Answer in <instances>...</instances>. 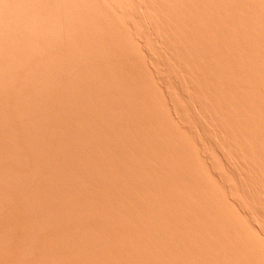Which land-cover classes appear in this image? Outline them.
I'll return each mask as SVG.
<instances>
[{"label": "rangeland", "instance_id": "rangeland-1", "mask_svg": "<svg viewBox=\"0 0 264 264\" xmlns=\"http://www.w3.org/2000/svg\"><path fill=\"white\" fill-rule=\"evenodd\" d=\"M59 1V2H58ZM64 1V2H63ZM73 1V2H72ZM89 1V2H88ZM120 1V2H119ZM126 1V2H125ZM132 1V2H131ZM136 1V2H135ZM144 2V4H143V2ZM163 1H165V0H0V175H4V176H0V210L2 211V212H0V264H21L22 262H24V261H29V262H24V263H28V264H65L66 262H67V264H70V261H74V264H78V261H79V263L80 264H90V263H92V264H104V263H106L107 264V262H105L104 261V259L103 260H101V259H98V257H97V259H96V261H95V259H90V258H87L86 256H90L91 258L93 257L94 258V256L95 255H92L91 253L93 252V251H95L96 250V253L97 252H99L100 250H103L102 252L104 253V254H107V252L108 253H110L109 251H111V253H112V251H113V253L114 252H118V249H116L117 247L116 246H114V245H119L118 247H120V248H125V250H130L128 247L130 246L131 247V244L129 245L128 243H129V241H130V239L131 238H133L132 237V235L135 233H132L133 232V225H134V223H136V221L135 222H131V220L132 221H134L133 219H132V217H130V219L131 220H128V218H129V216H128V218L126 217V215H125V210L127 211V209H124L125 208V206L126 205H128L129 206V201L130 200H132V193H134V194H136V192H137V194H136V196L134 197V198H136V197H139V196H141V197H143L142 195L143 194H145L146 196L150 193V192H146V189H143L142 188V185H143V183H140V181L142 180L143 182H144V185L145 186H143V187H147V191H149V189L151 190V188H149V185L150 184H145L147 181V183H151V186H156V184H157V181H156V184H155V182H154V180H153V182H154V184L152 185V180H149L150 178L144 173V175H143V172H146L147 171V169H145L143 172H142V168H140V170H141V172H142V174H139L140 172L138 171H136V167L137 166H139L138 164H137V166H136V164L135 163H133V164H128L129 165V168L128 167H126V168H128V169H130V165L131 166H134L133 168L131 167V172H130V170H129V172L127 173L126 172V168H123V167H125V166H128L127 165V160H128V158L126 157V156H128V157H130L129 155H128V153H129V150H130V148H129V150H127L128 151V153H126L125 152V150H124V152L127 154L126 156L124 155L125 153L123 152V151H121V150H123V149H125L127 146H125L126 144H125V142L126 143H130V145H131V143H132V145H131V149L133 148V150H134V152H135V154H133V156H131L132 158H137V156H139V154L138 153H140V155L143 157L144 155H146V157L149 159V161L151 160L149 157H155V155L153 154V153H155V152H153L152 154H151V156H147L148 154L147 153H150L149 152V150H147V151H145V153H144V151L142 152V153H144V155H142L141 154V151L139 150L140 148L139 147H141L143 144H145V146H142L141 148H142V150L144 149L145 150V148L147 149L148 147H146L147 145H149V144H147V142H145V143H143V141H146V139H149L148 140V143H150V141L152 142V144L154 143V142H156V145H157V143H158V141L157 140H155V139H157V136H155L154 135V139H153V136H152V134H153V132H155V130H157L156 129V127L155 126H159V129L161 128V126L162 125H164V127H165V125H166V128L165 129H168V128H172L171 126H169L167 123L170 121V120H168V119H170V117H171V120H172V117H178L177 116V114H178V112H180L179 110H177V111H173L172 109H174L175 107H176V109L178 108V107H180V106H177V104L178 103H180L181 101H183L186 97L185 96H187V94H184V92L186 93H190V92H188L187 90H186V88L187 87H191V88H193V87H195V86H191V85H193L192 83H193V77H191V78H189V80H187L188 79V77L187 78H185V76L184 75H182V74H184L183 73V71L184 72H186L185 71V69H186V66H185V62L184 63H182L183 64V66H185L184 68V70H183V68H182V70L183 71H180L178 68V66H177V64L174 62L175 60H177V56L175 57V58H173V62L175 63V66H174V63H172V62H168V59H170L171 58V55H173L172 54V52H173V50L176 48V45H173L174 43H172V40L171 41H169L171 38H169L168 40H167V38L168 37H173L172 39H173V41L175 40H177L178 39V41H176L175 42V44H177V46H178V42H179V45L180 44H183L184 46L186 45V44H188L189 45V43H190V46H192V45H199V44H202L201 42H203L202 40L203 39H205V38H207L208 36L207 35H209V37L211 38H213V36L215 35V37H216V34H217V32H218V34L220 33V32H223L224 30H222L221 28L222 27H225V28H223V29H227V25H229L228 26V30L229 31H231V32H229V31H227L226 32V30L224 31V32H226L225 34H228V33H232V34H230V35H233L234 34V29L236 28L237 29V23H235L234 24V26L232 25L231 26V24H233L235 21L236 22H238V20L239 19H234V21L232 20L233 18H232V16H234V15H232L233 13H235V11H239L240 9H242L243 11L245 10L246 11V9H248L247 7H250L251 8V10L253 9V11L252 12H254V11H257V10H259V9H257V7L258 6H260L261 7V5H260V3L263 1V0H261V2L256 6V4L258 3V1L259 0H256L255 2L254 1H250V2H254L253 4L256 6V10L252 7L253 6V4L251 5V4H249L250 6H246V5H248V4H245L244 3V1H243V5L244 6H246V9L244 8L243 9V7H241V6H243L242 5V3L239 5V7H238V3H236V2H234L233 4L231 3L230 4V2L231 1H229V0H218V2H216L217 0H204V1H202L201 0V2H200V0H198L199 2L196 4H194V0H189L188 2H187V0L185 1H183V0H167V1H165V3L163 2ZM172 1H173V4L171 5V3H172ZM180 1V2H179ZM195 1H197V0H195ZM212 1V2H211ZM214 1H215V3H214ZM220 1H222L221 3H220ZM225 1V2H224ZM227 1V2H226ZM229 1V2H228ZM232 1H234V0H232ZM238 1V0H237ZM248 1V0H247ZM247 1H245L246 3H247ZM15 2V3H14ZM61 2V3H60ZM66 2V3H65ZM92 2V3H91ZM112 2H114V3H112ZM168 2H169V6H168ZM171 2V3H170ZM177 2V3H176ZM183 2H185V3H183ZM190 2V3H189ZM210 2V3H209ZM242 2V1H241ZM249 2V1H248ZM71 3V4H70ZM135 3H137L136 5H135ZM138 3H140V4H138ZM155 3V4H154ZM160 3V4H159ZM164 3V4H163ZM174 3H176V4H174ZM203 3H205V5L203 4ZM219 4L220 5V7H221V9L222 8H224L225 10L227 9V12L224 10V9H220V7L218 8V6L219 5H217V9H218V12L217 11H215L216 10V7H215V10H214V6L215 5H209V4ZM224 3H228L229 4V7H228V4H224ZM237 5H236V4ZM263 3H264V1H263ZM6 4V5H5ZM8 4V5H7ZM18 4V5H17ZM41 4H43V5H41ZM132 4V5H131ZM166 4V5H165ZM179 4V5H178ZM183 4V5H182ZM186 4V5H185ZM198 4H200V5H198ZM222 4V5H221ZM262 4V3H261ZM135 5V6H134ZM151 6V8H149L150 6ZM182 5V6H181ZM233 5V6H232ZM263 5V4H262ZM49 6V7H48ZM113 6V7H112ZM127 6H129V7H127ZM140 6V7H139ZM168 6V7H167ZM174 6V7H173ZM180 8V10H178L179 8ZM188 6H189V8H188ZM194 6V7H193ZM198 8H197V7ZM199 6H200V8H199ZM207 6H210L209 8L210 9H208V7ZM227 7V8H225V7ZM238 7V8H236V9H239L240 7V9L239 10H236V9H234L235 7ZM264 6V5H263ZM22 9H21V8ZM70 7V8H69ZM102 7V8H101ZM111 7V8H110ZM123 7V8H122ZM142 7V8H141ZM145 7H147V8H145ZM158 7V8H157ZM165 7V8H164ZM169 7H172V8H169ZM184 7V8H183ZM197 9H196V8ZM203 7V8H202ZM232 7H234L233 8V13L231 12L230 13V10L232 11ZM260 7H258V8H260ZM14 8V9H13ZM76 8V9H75ZM78 8H80V9H78ZM107 8V9H106ZM132 8V9H131ZM138 8V9H137ZM144 8H145V10H144ZM153 8H155V9H153ZM163 8V10H161ZM169 8V9H168ZM178 8V9H177ZM181 8H183V9H181ZM193 8V9H192ZM204 8H206V9H208V10H205ZM231 8V9H230ZM24 9V10H23ZM74 9V10H73ZM83 9V10H82ZM86 9V10H85ZM116 9V10H115ZM157 9H158V11H157ZM194 10V11H192V10ZM203 9L205 10L204 11V13H206L205 15H203L204 13H203ZM214 11H213V10ZM221 10V12H219L220 10ZM261 9V8H260ZM76 10V11H75ZM141 10H143V11H141ZM149 12H148V11ZM165 10H168L167 12L165 11ZM183 10V11H182ZM185 10H186V12H185ZM189 10V11H188ZM198 10H199V13H198ZM262 11H264V8L263 9H261ZM22 11V12H21ZM35 11V12H34ZM89 11V12H88ZM93 11V12H92ZM138 11V12H137ZM146 11H147V13H146ZM154 11V12H153ZM188 11V12H187ZM194 13L195 12V14L196 15H201L202 13V16H196V18L198 19V20H200L199 19V17L203 20V23L205 22V20H207L208 18L211 20V21H209V19H208V21L209 22H212L211 24L208 22V24L211 26L210 28H212V27H214L215 25V21L216 22H218L219 23V27H220V29L222 30V31H220V30H218V31H216L217 30V28H216V26L218 25V23H217V25L215 26V31H214V29L213 30H211L209 27H208V25H207V27L210 29V30H207V31H209V32H206L205 30L206 29H198V27H201V25L199 24V23H202V22H200V21H202V20H200L199 21V23L197 22V23H195L194 22V20L196 19H192V20H190L189 21V19H191V18H194V15L191 13ZM207 11V12H206ZM210 11V12H209ZM241 11V10H240ZM245 11H244V14H245ZM248 11H250L249 9H248ZM248 11H246L247 12V14H248ZM261 11V12H262ZM7 12V13H6ZM37 12V13H36ZM125 12V13H124ZM131 12H132V14H131ZM156 12V13H155ZM165 13L164 14V16H163V14L161 15L160 13ZM178 12L180 13V14H178ZM185 12V13H184ZM202 12V13H201ZM209 12V13H208ZM212 12H214V13H212ZM225 12V13H224ZM251 12V11H250ZM259 12H260V10L258 11V14H259ZM3 13H4V15H3ZM119 13V14H118ZM153 13V14H152ZM157 15H155V14ZM157 13H159V14H157ZM187 13H189V15H190V13L192 14V16L193 17H191V16H189V18H187L186 17V15L185 14H187ZM198 13V14H197ZM210 13H212V15L210 14ZM221 13V14H220ZM224 15H223V14ZM228 13H230L231 15H229ZM239 12H237L236 14H238ZM241 13V12H240ZM240 13L238 14V15H240ZM256 12H254L253 13V16L251 15V13H250V15H249V17L250 16H252V17H256L257 16V14H256V16H254V14H255ZM264 13V12H263ZM26 14V15H25ZM39 14V15H38ZM85 14V15H84ZM105 14V15H104ZM109 14V15H108ZM141 14V15H140ZM169 14V15H168ZM172 14V15H171ZM173 14H176V15H173ZM185 15V17H184V15ZM209 14V15H208ZM227 14V15H226ZM243 13L241 14V17H242V19L243 18H245V17H243V15H244ZM246 14V15H247ZM3 15V16H2ZM19 15V16H18ZM63 15V16H62ZM73 15H75V16H73ZM91 15V16H90ZM130 15V16H129ZM144 15V16H143ZM148 15V16H147ZM154 15V16H153ZM182 17H180V16ZM188 15V14H187ZM209 17H208V16ZM219 15H221V16H219ZM246 15H244V16H246ZM264 15V14H263ZM23 16V17H22ZM100 16V17H99ZM114 16V17H113ZM129 16V17H128ZM132 16H136L134 19L132 18ZM139 16V17H138ZM158 16L159 17H161L162 18V20H160V18H158ZM166 16V17H165ZM204 16H206V17H204ZM224 16V17H223ZM228 18H227V17ZM230 16H231V19H229L230 18ZM237 16V15H236ZM235 16V17H236ZM261 16H262V14H261ZM261 16H257L258 17V19L261 17ZM8 17V18H7ZM22 17V18H21ZM26 17V18H25ZM87 17V18H86ZM94 17V18H93ZM146 17V18H145ZM148 17V18H147ZM157 18L156 20H160L161 22H162V25H161V23H160V21L158 22V24L160 23V25H158V26H156V25H154L153 26V23H154V18ZM164 17V18H163ZM167 17H168V19H167ZM175 17V18H174ZM191 17V18H190ZM220 17H222L221 18V20H220ZM225 17L227 18V19H225ZM234 17V18H235ZM238 17V16H237ZM236 17V18H237ZM240 17V16H239ZM240 17V18H241ZM248 16H246V18H247ZM257 17L256 18H254V21L256 20V21H258L257 20ZM263 17V16H262ZM40 18V19H39ZM71 18V19H70ZM102 18V19H101ZM151 18H152V20H151ZM174 19V21H173V19ZM181 18V19H180ZM205 18V19H204ZM207 18V19H206ZM212 18H214V19H212ZM219 18V19H218ZM246 18H245V20H246ZM264 18V17H263ZM39 19V20H38ZM43 19V20H42ZM84 19V20H83ZM92 19V20H91ZM119 19V20H118ZM137 19V20H136ZM169 21V23L171 22V21H173L172 22V24H169L168 25V22L166 21ZM172 19V20H171ZM183 19V20H182ZM196 19V20H197ZM224 19V20H223ZM248 19V18H247ZM253 19V18H252ZM251 19V22L253 21ZM12 20V21H11ZM19 20V21H18ZM51 20H53V21H51ZM115 20V21H114ZM124 20V21H123ZM126 20V21H125ZM136 21V23H137V25H138V27L137 28H139L140 30H142L141 31V33H142V39H140V36H141V33L140 32H138V30H136V27H134L135 25H134V23L133 22H135ZM145 20V21H144ZM149 20H151V21H149ZM154 20V21H153ZM188 20V21H187ZM213 20H215V21H213ZM218 20V21H217ZM229 20V21H228ZM230 20H231V22H230ZM241 20V19H240ZM239 20V22H241ZM259 20H262V18L261 19H259ZM40 21V22H39ZM89 21V22H88ZM131 21V22H130ZM148 21V22H147ZM165 21V22H164ZM263 22H264V20H262ZM261 21V24H263V26H264V23ZM19 22V23H18ZM80 22V23H79ZM87 22V23H86ZM99 22V23H98ZM139 22V23H138ZM140 22L143 24H140ZM179 24H177V23ZM188 22V23H187ZM194 24H193V23ZM214 22V23H213ZM220 22H221V24H224V25H220ZM224 22V23H223ZM230 22V23H229ZM238 22V23H239ZM247 22H249L250 24H253V25H256L255 23L256 22H250V20L248 19V21ZM74 23V24H73ZM79 23V24H78ZM151 23V24H150ZM156 24H157V22H155ZM164 23V24H163ZM166 23H167V25H166ZM190 23H192L194 26L197 24V26L198 25H200V26H195V28H194V26L191 24L190 25ZM206 23H207V21L205 22V24L204 25H206ZM227 23H229V24H227ZM244 23H245V21H244ZM243 23V21H242V23H241V25H245L246 27H244V29L245 28H247L248 26V28H250L249 30L251 31H253L254 29H251V27L253 26V25H247V23H245L244 24ZM258 23V25H259V22H257ZM11 24V25H10ZM30 24V25H29ZM51 24V25H50ZM66 24V25H65ZM90 24V25H89ZM98 24V25H97ZM118 24H119V26H118ZM187 24V25H186ZM237 24V25H236ZM261 24L259 25V26H261ZM7 25V26H6ZM53 25V26H52ZM62 25V26H61ZM97 25V26H96ZM109 25V26H108ZM134 25V26H133ZM165 26L166 25V27H168L167 29H169L170 31L172 30V29H174V34H173V36H172V32H170L169 30H166V27L164 28V27H162V26ZM171 25H173V26H171ZM258 25H257V27H258ZM9 26V27H8ZM51 26V27H50ZM83 26V27H82ZM96 26V27H95ZM101 26V27H100ZM104 26V27H103ZM118 26V27H117ZM146 26V27H145ZM150 26H151V28H150ZM152 26L153 27H155L156 26V30L157 31H159L160 30V33H162L163 32V34L165 33V32H169L170 34H171V36L168 34V37H167V34H166V39L163 37V36H165V34L164 35H162V37L161 36H159V37H161L163 40H161L162 41V43L164 42V39L165 40H167V41H165V46L167 47V45H168V49H169V51L171 52V55H169V53L170 52H168L167 54L164 52V51H166L165 50V48H164V46H162L164 49H163V51H162V49H160L161 47H158L159 46V44L161 45L162 43H161V41H160V38H159V40H157V35L156 34H158L159 35V33H156L155 31H154V28H152ZM162 28V29H164V30H166L165 32H164V30H162L160 27ZM170 26V27H169ZM181 26V27H180ZM186 26H188L187 28H186ZM222 26V27H221ZM240 26V25H239ZM238 26V27H239ZM263 26H262V28H263ZM89 27L91 28V29H89ZM109 27V28H108ZM144 29H142V28ZM148 27V28H147ZM178 27H179V29H178ZM184 27V28H183ZM190 27H191V29L192 28H194L196 31H194V29L193 30H191L190 29ZM197 27V28H196ZM218 27V26H217ZM229 27H230V29H229ZM232 27V28H231ZM254 27V26H253ZM252 27V28H253ZM256 27V26H255ZM22 28V29H21ZM43 28V29H42ZM151 30H150V29ZM160 28V29H159ZM170 28H172V29H170ZM177 28V29H176ZM206 28V27H205ZM207 28V29H208ZM243 28V27H242ZM248 28H247V30H248ZM59 29V30H58ZM102 31H101V30ZM105 29V30H104ZM120 29V30H119ZM122 29V30H121ZM133 29V30H132ZM159 29V30H158ZM186 29V30H185ZM189 29V30H188ZM232 29V30H231ZM235 29V30H236ZM239 29V28H238ZM259 29V28H258ZM257 29V30H258ZM41 30V31H40ZM67 30V31H66ZM82 30V31H81ZM92 30V31H91ZM107 30V31H106ZM129 30V31H128ZM162 30V31H161ZM176 30V31H175ZM239 30H241V29H239ZM238 30V31H239ZM246 30V29H245ZM244 30V31H245ZM248 30V31H249ZM257 30H256V28H255V31H253V32H255V33H257V35H258V32H257ZM260 30V29H259ZM5 31V32H4ZM7 31V32H6ZM22 31V32H21ZM73 31V32H72ZM79 31V32H78ZM98 33H96V32ZM113 31V32H112ZM117 31V32H116ZM124 31L126 32V33H124ZM131 31H133V32H131ZM181 31H183V32H185V31H187V32H189V34L190 33H195L194 35H196V33L198 32V33H200V31H202L200 34H198V36L200 37H198L200 40H201V36L202 35H204L205 33H207V35H206V37L205 38H203L202 40H201V42L200 43H198V41H197V43L196 42H194L193 43V41H192V43L193 44H191V42H187L188 41V37H190L189 35H188V33H185L187 36H182L183 35V33L181 34ZM192 31V32H191ZM204 31H205V33H204ZM210 31H212V33L214 34V32H216V34H214L213 36L211 35V34H208V33H211ZM214 31V32H213ZM233 31V32H232ZM244 31H242L241 33L242 34H245L246 33V31H245V33H243ZM116 32V33H115ZM140 34V35H137L138 33ZM152 34H151V33ZM153 32H155V33H153ZM175 32H177L176 34H178V35H181L183 38V40H187V41H183L184 43H186V44H184V43H180V41H181V39H179V38H174V37H178V36H174V35H176L175 34ZM252 32V33H253ZM261 32H263L262 31V29H261V31H260V33L259 34H262ZM118 33V34H117ZM135 34V35H133V34ZM204 33V34H203ZM238 33V34H237ZM250 33V32H249ZM248 33V34H249ZM251 33V34H252ZM101 34H102V36H101ZM111 34V35H110ZM122 34V35H121ZM124 34V35H123ZM127 36H126V35ZM132 34V35H131ZM148 34V35H147ZM150 34V35H149ZM218 34H217V36H218ZM222 33H220L219 34V36L217 37L218 39H220L221 41H223L224 43H225V40H223V39H225V38H228V37H225V38H221V36L223 35H221ZM235 34H237L238 35V37H241L242 39H239V40H242V42L241 41H239V43H240V45H239V43H238V38H237V42H235V43H238V44H234V40L233 41H231V45H233V46H235L236 47V50H237V47H238V49L240 50L241 49V46H242V51L245 53V56L244 57H246L245 58V62H248V61H246L247 59H249L247 56H246V51H250L252 48V46L250 47V46H248V47H250L248 50H246V48L244 47V44L242 45V43H243V38L245 37V36H247L248 34H246L245 36L244 35H242V34H240L239 35V32H235ZM251 34H250V36H251ZM264 34V33H263ZM120 35V36H119ZM146 36V38L144 37V36ZM156 35V36H155ZM190 35H193V34H190ZM193 35V36H194ZM230 35H227V36H230ZM255 35V34H254ZM257 35H255V39L254 40H256V36ZM7 36V37H6ZM100 36V37H99ZM115 36V37H114ZM124 36V37H123ZM136 36V37H135ZM138 36V37H137ZM197 36V35H196ZM193 37V40L194 39H197V37ZM242 36H244V37H242ZM264 36V35H263ZM110 37V38H109ZM119 37V38H118ZM185 37H186V39H185ZM202 37H204V36H202ZM208 37V39H209V41H208V43L210 44L211 43V41L212 40H214V39H210ZM222 37H224V36H222ZM233 37V36H232ZM234 37V38H235ZM249 37V36H248ZM258 37H261L260 35L258 36ZM83 40H82V39ZM96 38V39H95ZM101 38V39H100ZM114 38H116V39H114ZM121 38V39H120ZM126 38H128L129 39V41H128V39H126ZM149 38V39H148ZM190 38H192V36L190 37ZM230 38H231V36H230ZM230 38H228V39H230ZM233 38V39H234ZM235 38V39H236ZM252 38H253V36H252ZM251 38V39H252ZM26 39V40H25ZM127 41H125V40ZM135 39H137L139 42H138V45H137V40H135ZM156 39V40H155ZM232 39V38H231ZM262 39V38H261ZM260 39V41L259 42H261L262 40H263V42H264V38L261 40ZM46 42H45V41ZM98 40V41H97ZM101 40V41H100ZM116 40V41H115ZM120 40H123V41H120ZM190 40H192V39H190ZM217 40V39H216ZM257 40H259V38H257ZM26 41V42H25ZM96 41V42H95ZM114 42V44H113V42ZM133 41V42H132ZM135 41V42H134ZM150 41V42H149ZM152 41V42H151ZM153 41H155V42H153ZM160 41V42H159ZM195 41V40H194ZM207 41V40H206ZM215 41V40H214ZM219 41V40H218ZM226 41H227V39H226ZM229 41V40H228ZM236 41V40H235ZM250 41H252V40H249L248 39V41H247V43H246V45L248 44V42H250ZM7 42V43H6ZM80 42V43H79ZM118 42H120V43H118ZM122 42V43H121ZM123 42L125 43V44H123ZM140 42H146L145 44H148L147 42H149V44L148 45H152L153 46V48H152V46H149V47H151L152 48V51H153V49L154 48H158V51H159V56H161V58L158 56V55H155V53L157 52L156 50L157 49H155V51H153V53H151V48L149 49V47H148V45H146V47L145 48H147L146 49V52L144 51L145 50V48H144V50H143V46H145L144 45V43H140ZM166 42H170V44H166ZM245 42H246V38H245ZM256 43H257V41H255ZM258 42V43H259ZM28 43V44H27ZM45 45H44V44ZM60 43V44H59ZM88 43V44H87ZM90 43H91V45H90ZM103 43V44H102ZM108 43V44H107ZM115 43H117V44H115ZM204 43V46H205V42H203ZM213 43V42H212ZM216 44H217V42H215ZM221 43V42H220ZM220 43H218L219 44V48H221V44ZM227 43V42H226ZM225 43V44H226ZM228 43V45L230 46V44ZM253 43H254V41H253ZM252 43V44H253ZM256 43H255V45L254 46H257L256 45ZM257 43V44H258ZM27 44V45H26ZM82 44V45H81ZM84 44V45H83ZM97 46H96V45ZM112 44V45H111ZM120 44V45H119ZM131 44H134V46H130ZM136 44V45H135ZM143 44V45H142ZM214 44V43H213ZM215 44V45H216ZM218 44H217V46H218ZM225 44H224V46H225ZM260 45H263L264 43H259ZM259 44H258V50H261L260 49V47H259ZM38 45V46H37ZM86 45V46H85ZM109 45H110V47L111 48H109ZM128 45V46H127ZM142 46V47H140V46ZM163 45V44H162ZM182 45V46H183ZM203 45V44H202ZM206 45H207V43H206ZM250 45H251V43H250ZM23 46V47H22ZM61 46V47H60ZM69 46V47H68ZM80 46V47H79ZM90 46V47H89ZM107 46V47H106ZM117 46V47H116ZM139 47V49L141 48V51L139 50V49H134L135 47ZM174 46H175V48H174ZM183 46V47H184ZM189 46V48H192V47H190ZM209 46H211L212 47V45H209ZM207 47V49H208V51H210V53H211V47ZM216 46V47H217ZM228 46V47H229ZM232 46V47H233ZM13 47V48H12ZM50 47V48H49ZM60 47V48H59ZM94 47V48H93ZM127 47V48H126ZM186 47L187 46H185L184 47V49H181V45H180V47L178 46V48H180V50L182 51H186V53H187V50H191V49H189L188 47V49L186 50ZM197 47V49H195V50H200L201 49V45H199V46H196ZM200 49H199V48ZM227 47V44H226V49L228 48ZM245 49H244V48ZM263 47V46H262ZM49 48V49H48ZM55 48V49H54ZM80 48V49H79ZM124 48V49H123ZM133 48V49H132ZM171 48V49H170ZM174 48V49H173ZM177 48V49H178ZM194 48H195V46L193 47V50H194ZM212 48H214V47H212ZM218 47H217V51L215 52V54L216 53H218V50H219V52L221 53V54H219V55H222V56H220V58H223V57H226L225 55L227 54V53H229L230 52V50H225V49H223V48H225V47H223L222 49L223 50H225L226 51V53H225V51H223L224 53H225V55L223 56V52H221V50L219 49ZM256 48V50H257V47H255ZM109 49V50H108ZM117 49V50H116ZM129 49V50H128ZM149 49V50H148ZM177 49L173 52L174 54H175V52H177ZM229 49H231V46L229 47ZM264 49V48H263ZM76 50V51H75ZM105 50V51H104ZM119 50V51H118ZM123 50H125V51H123ZM140 52H139V51ZM179 50V51H180ZM193 50H191V52L193 51ZM194 50V51H195ZM202 50V51H201ZM200 51L201 52H204V51H206V52H208L207 50H205L204 49V47H203V49H201ZM232 50V49H231ZM234 50H235V48L233 47V52H234ZM235 50V51H236ZM5 51V52H4ZM111 51H113V52H111ZM118 51V52H117ZM133 51V52H132ZM144 51V52H143ZM149 51V52H148ZM162 51V53L164 54H162V53H160ZM214 51H215V49H214ZM214 51H212V54H214L213 52ZM232 51L229 53V54H231L232 53ZM253 51H255V49L253 48ZM262 51V50H261ZM264 51V50H263ZM7 52V53H6ZM13 52V53H12ZM61 52V53H60ZM66 52V53H65ZM71 52H73V53H71ZM87 52V53H86ZM92 52L94 53V54H92ZM105 52V53H104ZM130 52V53H129ZM155 52V53H154ZM167 52V51H166ZM190 52V55L192 54ZM199 52V51H198ZM251 52V54L253 53L252 51H250ZM96 53V54H95ZM103 53V54H102ZM135 53V54H134ZM137 53H139L140 55L138 56L137 55ZM145 53H146V55L148 56H144L145 55ZM150 53V54H149ZM178 53H180L181 54V52H178ZM183 53V52H182ZM196 53V52H195ZM195 53H194V58L196 57V56H198L197 54H196V56H195ZM200 53V52H199ZM198 53V54H199ZM239 53V52H238ZM241 53V52H240ZM243 53V54H244ZM249 53V52H248ZM247 53V54H248ZM260 53V52H259ZM258 52H255L254 53V55H256V54H258V55H260ZM264 53V52H263ZM65 54V55H64ZM89 54V55H88ZM92 56H91V55ZM151 54L152 55H154V57L155 56H157V57H159L158 59V61L160 62V61H163V62H161L162 64H163V67L161 66V68H162V70H166V72H164V73H166V74H164V75H170L169 77L168 76H164V75H162L163 73H162V70H161V73L162 74H158V76H157V71L155 70V68L157 67L156 65H154L153 67H152V64H150L149 63V61L151 62V60H152V58H154L153 56H152V58H149V56L151 57ZM177 54V53H176ZM175 54V55H176ZM185 54V53H184ZM228 54V55H229ZM22 55V56H21ZM75 55V56H74ZM105 55V56H104ZM135 55H137V56H135ZM142 55V56H141ZM166 55H168V59L167 60H165L164 58H166ZM183 55V54H182ZM202 57H203V55H202V53L200 54ZM205 55H207V56H209L210 54H209V52H208V54L207 53H205L204 52V56ZM228 55H227V58L226 59H228L229 57H228ZM232 55H233V53H232ZM234 55H236V56H234ZM232 57H234L235 58V61L233 60V58L231 59V58H229V59H231V63H232V61H234V62H237L238 60H237V58L236 57H238L239 55H237V54H234ZM254 55H253V57H254ZM261 55H262V53H261ZM2 56V57H1ZM85 56H87V57H85ZM89 56V57H88ZM95 56V57H94ZM126 56V57H125ZM144 56V57H143ZM169 56H170V58H169ZM185 56L186 55H184V58H185ZM187 56H189V53H188V55ZM206 56V57H207ZM212 56H214V55H212ZM211 56V57H212ZM240 58H242L243 57V55L242 54H240ZM249 56H250V53H249ZM257 56V55H256ZM263 56H264V54H263ZM34 57V58H33ZM52 57V58H51ZM66 57H67V59H66ZM72 57V58H71ZM76 57V58H75ZM106 57V58H105ZM122 57H124V58H122ZM130 57V58H129ZM132 57V58H131ZM136 57V59H138V61L136 60V59H134ZM140 57V58H139ZM173 57V56H172ZM192 57V56H191ZM205 57V58H206ZM216 58H217V56H215ZM219 57V56H218ZM250 57H252V56H250ZM252 57V58H253ZM64 58V59H63ZM103 58H104V60H103ZM109 58V59H108ZM115 58V59H114ZM118 58V59H117ZM127 58V59H126ZM179 58H182L181 57V55H179L178 56V60H177V62L178 61H180L179 60ZM188 58H190V56L188 57ZM193 58V59H194ZM200 58V57H199ZM199 58L197 59V57H196V59L198 60V61H201L202 60V58H200L201 60H199ZM205 58H204V61L203 62H205ZM209 58H210V56H209ZM219 58V59H220ZM239 58V57H238ZM256 58V57H255ZM263 58V57H262ZM60 59V60H59ZM92 59V60H91ZM104 61H102V60ZM113 59V60H112ZM150 59V60H149ZM163 59V60H162ZM191 60V59H189V60H191V61H194V60ZM212 59H213V61H216V60H214V58L212 57ZM212 59H210V60H212ZM224 60H225V58H223ZM229 59H228V62H229ZM254 59V58H253ZM82 60H84V61H82ZM85 60H86V62H85ZM95 60V61H94ZM97 60H99V61H97ZM108 60V61H107ZM129 60V61H128ZM135 60V61H134ZM143 60H145V61H143ZM155 60V61H154ZM154 60H152V61H154V62H157L156 61V57H155V59ZM165 60V61H164ZM184 60H187V57H186V59H184ZM188 60V61H189ZM197 60H196V65H198V63L199 62H197ZM206 60H207V58H206ZM237 60V61H236ZM241 60V59H240ZM256 60V59H255ZM259 60H260V58H259ZM262 60V62H260V64L262 63L263 64V60H264V58L263 59H261ZM13 61V62H12ZM56 61V62H55ZM90 61V62H89ZM101 61V62H100ZM113 61H114V63H113ZM119 61V62H118ZM168 63H167V62ZM170 61V60H169ZM186 62V63H188V65H189V63L191 64V61H189V62ZM209 60H207V62H208ZM219 61V60H218ZM220 61H221V59H220ZM251 61H253V60H251ZM44 62V63H43ZM48 62V63H47ZM74 62H76V63H74ZM108 62H109V64H108ZM129 62V63H128ZM144 62V63H143ZM181 62H183L182 60H181ZM180 62V63H181ZM206 62V63H207ZM225 62V61H224ZM223 62V64L221 65V67H223V65H225V63ZM227 62V61H226ZM227 62V64H226V66L227 67H229L228 66V63ZM234 62L232 63L233 65H235L234 64ZM243 62V61H242ZM255 62H257V61H254V63ZM81 63V64H80ZM93 63V64H92ZM95 63V64H94ZM102 63V64H101ZM125 63V64H124ZM132 63V64H131ZM134 63H136L135 64V66H134ZM146 63H148L147 65H146ZM158 63V62H157ZM156 63V64H157ZM167 63V64H166ZM172 65H171V64ZM195 63V62H194ZM194 63H192L191 64V66L193 67V64ZM206 63H199L200 65H201V67L202 68H204V66H206V69L205 70H208V68H207V64H209V66L211 65L210 63H212L211 61L210 62H208L207 64ZM215 63V64H214ZM216 63L218 64L217 66H219V67H217L216 66ZM239 63H240V61H239ZM8 64V65H7ZM73 64H74V66H73ZM83 64V65H82ZM89 64V65H88ZM108 64V65H107ZM117 66H116V65ZM123 64V65H122ZM129 64V65H128ZM143 64V65H142ZM154 64V63H153ZM182 64H180V65H182ZM204 64H206V65H204ZM214 64V66H216L217 67V69H216V67H215V69L216 70H218V68H220V64H219V62H213L212 63V65ZM237 64H238V62H237ZM236 64V65H237ZM240 64H242V66H244L245 67V65H246V63L243 65V63H240ZM239 64V66H241ZM259 64V63H258ZM259 64V65H260ZM17 65V66H16ZM67 65V66H66ZM82 67H81V66ZM94 65V66H93ZM101 65H102V67H101ZM112 67H110V66ZM113 65V66H112ZM122 65V66H121ZM127 65V66H126ZM137 65V66H136ZM140 67H139V66ZM149 65V66H148ZM158 65V64H157ZM187 65V64H186ZM196 65H194V68L196 67ZM235 65V66H236ZM249 65V67L252 65H255V64H251V62L248 64ZM259 65H257V63H256V66H254V67H258ZM11 66V67H10ZM49 66H51V67H49ZM69 66V67H68ZM77 66V67H76ZM89 66V67H88ZM99 66V67H98ZM104 66V67H103ZM132 66H134L133 68H132ZM146 67V69L147 70H144L145 69V67ZM156 66V67H155ZM170 66V67H169ZM190 66V67H191ZM208 66V67H209ZM235 66H231V64H230V69L231 68H235V70H237L238 68H239V66H237L238 68L236 69V67ZM241 66V67H242ZM262 66V65H261ZM260 66V67H261ZM263 66H264V64H263ZM45 67V68H44ZM48 67V68H47ZM63 67V68H62ZM81 67V68H80ZM118 69H117V68ZM129 67H131V68H129ZM148 67L149 68H151V69H148ZM159 67H160V65H159ZM167 67V68H166ZM173 67H174V69H176V70H179L178 72L180 73V72H182V74H178V75H182L181 77H184L185 79H184V82H185V80H186V82L185 83H187V81H190L191 79V81H190V83H191V85H188L186 88H184L185 90H182L183 89V87H185V86H182V88H181V85L182 84H180V82H176L177 80L175 79V76H177L176 75V73L175 72H173V71H175L174 69H173ZM175 67H178V68H175ZM190 67H188L189 69H190ZM201 67L199 68V65H198V68L199 69H201ZM247 67V66H246ZM252 68V69H255V68ZM43 68V69H42ZM92 68H94V69H92ZM103 71V73H102V71L99 73V71H100V69ZM104 68V69H103ZM143 68V69H142ZM211 68H212V66H211ZM214 68V67H213ZM91 69V70H90ZM95 69H96V71L98 72V73H96V74H94V72H96L95 71ZM114 69V70H113ZM117 71H116V70ZM123 69V70H122ZM130 69V70H129ZM133 71H132V70ZM136 69V70H135ZM139 69H142V70H139ZM157 69V68H156ZM189 69H187L188 70V74H186L185 73V75H192L193 73H189ZM192 69V68H191ZM196 69V71H197V68H195ZM195 69H192V72H193V70H195ZM215 69H213V70H215ZM225 69V68H224ZM242 69H243V67H242ZM242 69H240V70H242ZM248 69H250V68H248ZM248 69H247V72H248ZM250 70L251 72H253L254 73V71L253 70ZM259 69V68H258ZM258 69H257V72H258ZM261 69V68H260ZM63 70V71H62ZM65 70V71H64ZM78 70V71H77ZM86 70L88 71V72H86ZM99 70V71H98ZM154 70V71H153ZM171 70H173V71H171ZM203 70V69H202ZM210 70V69H209ZM222 69H220V71L218 70V74L220 73V74H223V73H221L222 71H221ZM246 70V68L244 69V71ZM263 70V69H262ZM92 71V72H91ZM105 71V72H104ZM111 73H110V72ZM114 71V72H113ZM121 71V72H120ZM123 71V72H122ZM134 71H136V72H134ZM156 71V72H155ZM158 71L160 72V70L158 69ZM170 71V72H169ZM194 72V75H192V76H195V73L197 74V72ZM199 71V70H198ZM211 71V70H210ZM210 71H208V72H210ZM226 71V70H225ZM229 71V68L227 69V72H226V74H228L229 76H231L230 75V73L232 72H228ZM239 71V70H238ZM238 71L237 72H235L236 74L235 75H237V73H238ZM16 72V73H15ZM69 72V73H68ZM91 72V73H90ZM138 72H140V73H138ZM173 72V73H172ZM199 72H207V71H199ZM199 72H198V74H199ZM207 72V73H208ZM234 72V71H233ZM242 72H243V70H242ZM250 72V73H251ZM257 72H256V74H257ZM262 72V71H261ZM264 72V71H263ZM263 72L261 73V75L263 74ZM81 73V74H80ZM109 73V74H108ZM115 75V78H114V80L115 79H120L119 81H115V86H114V80L112 79L113 78V74ZM121 73V74H120ZM169 73V74H168ZM201 73V74H202ZM207 73H205V77H206V74ZM213 73H214V71L211 73L212 75V77H213ZM244 73V72H243ZM246 73V72H245ZM259 73V72H258ZM19 74V75H18ZM54 74V75H53ZM65 74V75H64ZM79 74V75H78ZM88 74V75H87ZM89 74H90V76H89ZM111 74V75H110ZM135 74V75H134ZM151 74H153V75H151ZM156 74V75H155ZM197 74V76H195V78H198L199 79V75ZM217 74V75H218ZM219 74V75H220ZM232 74H234V73H232ZM255 74V75H256ZM49 75V76H48ZM56 75V76H55ZM70 75V76H69ZM86 75V76H85ZM94 75V76H93ZM116 75H118V77L116 76ZM127 75V76H126ZM129 75V76H128ZM130 75L131 76H133L132 78L134 79L135 78V76H136V80H134L133 81V79L130 77ZM147 75V76H146ZM149 75V76H148ZM208 76H209V73L207 74ZM215 75H216V72H215ZM214 75V76H215ZM215 76V78L217 77L218 78V76ZM224 75V74H223ZM233 76V78L234 77H237L238 76V78H239V76L241 75V72H240V75H237V76ZM245 75V74H244ZM243 75V77H245ZM251 75H253V74H251ZM250 75V76H251ZM258 75V74H257ZM260 75V76H261ZM21 76V77H20ZM35 76V77H34ZM59 76V77H58ZM73 76V77H72ZM100 76V78L101 79H104V80H101V82H103V81H105V83H106V81L108 82H110L111 84L113 83V88L114 87H116V86H118L116 89H113L112 88V90H113V92L111 91V89H110V91H107V90H109V88H110V86L112 87V85L110 84H108L109 85V88H106V86H103L104 84H102V83H100V84H102L101 86H100V90H97V92H95L94 91V93L92 92L94 89H95V87L94 86H92L93 84H92V81H93V83H94V85H95V83L97 84V83H99V79L100 78H98ZM109 76H110V78H109ZM121 76V77H120ZM143 78H142V77ZM152 76H153V78H152ZM208 76H207V78L206 79H208ZM221 76L222 75H220L219 77V80L221 79ZM227 76V75H226ZM226 76H222V78L224 77V78H226ZM250 76H249V74L247 75V77L246 78H248L249 77V80L250 79H252V78H250ZM54 77V78H53ZM56 77V78H55ZM63 77V78H62ZM124 77H127L126 79L124 78ZM128 77H130L132 80H130V78H128ZM146 77V78H145ZM150 77V78H149ZM164 77V78H163ZM166 77V78H165ZM174 77V78H173ZM178 77H180V76H178ZM210 77V76H209ZM242 77V75H241V78H243ZM252 77V76H251ZM254 77H257V76H254ZM258 77H259V75H258ZM257 77V78H258ZM25 78V79H24ZM71 78V79H70ZM76 78V79H75ZM83 78H85V79H83ZM106 78V79H105ZM138 78H139V80H138ZM142 78V79H141ZM147 78H149V79H147ZM169 78V79H168ZM173 78V79H172ZM200 78H201V75H200ZM214 78V79H215ZM216 78V81L218 80ZM228 79H229V77H227ZM226 78V79H227ZM230 78H232V77H230ZM241 78H239V79H241ZM259 78H261V77H259ZM259 78H258V80H259ZM30 79H31V81H30ZM79 79H81V80H79ZM84 81H83V80ZM88 79V80H87ZM110 79V80H109ZM127 79H129L128 81L131 83V86H130V83H127V84H124L125 83V80H127ZM156 79V80H155ZM178 79V78H177ZM181 79H183V78H181ZM209 79H213V78H209ZM227 79V81H236V80H228ZM237 79V78H236ZM244 79V78H243ZM11 80V81H10ZM69 80V81H68ZM74 80V81H73ZM78 80V82H76ZM92 80V81H91ZM112 80V81H111ZM124 80V81H123ZM163 80V81H162ZM166 80V81H165ZM173 80V81H172ZM174 80H175V82H174ZM196 80V82H197V85H198V83H200V82H198L197 81V79H195ZM224 79H222L221 81H223ZM238 80V79H237ZM245 80V79H244ZM248 79H247V81H249ZM255 80H256V78H255ZM255 80H253V81H255ZM50 81V82H49ZM69 83H68V82ZM71 81H73V82H71ZM121 81H123V82H121ZM141 81H142V83H141ZM149 81H150V83H149ZM154 83H157L156 85H154V87L155 86H158V87H160V90L163 92L164 90H165V87H166V85L164 86V84L167 82V84H169V86H170V83L172 84L171 86H174V87H178L177 86V84L180 86V89H181V91H183V93L180 91V89L178 90V94H176V95H178V96H180V97H178L179 99H181L180 100V102H178V100L179 99H177V102H176V104L172 101V100H174V99H172V100H170V98L169 97H171L170 95H172L173 96V92L172 93H169L170 95L168 96L167 95V98H166V96H165V94L163 95V96H165L164 98H163V96H161L163 99H167V101H165V100H163L164 101V103H162V104H165V102H166V107H169V103H170V106H171V104H172V106H175V107H173L172 109H171V107H170V110H169V108L167 109V108H165V107H162V104H161V101L158 103L159 104V106L158 107H160V104H161V107L162 108H165L164 110H169L168 111V118L166 119V120H168V122H166V120L164 119V118H166L165 116L167 115V112H166V115L164 114L165 112H161L160 110H158L159 108L157 107V106H155L154 107V103H156V102H158L159 101V99L161 98V97H157L156 95H158V96H160L159 95V93L158 94H155V92L154 91H151L152 90V88H153V90H155L154 89V87H153V82ZM155 81H157V82H155ZM207 81V80H206ZM210 81V80H209ZM209 81H207V82H209ZM212 81V80H211ZM227 81H225L226 83H227ZM240 81V83H241V80H239ZM257 81V80H256ZM255 81V82H256ZM2 82H4V83H2ZM8 82V84H6ZM55 82V83H54ZM71 82V83H70ZM82 82V83H81ZM116 82L118 83L117 85H116ZM134 82H139V83H141V85H143V87L144 86H148V84L149 85H151L152 86V88L151 87H147L146 88V90H143V89H145V88H138V89H140L141 91L143 90V91H145V93H146V96L148 95V93L149 92H151V97L152 96H154L155 98H156V100L158 99V101H156L155 102V100L153 99L154 97H152L151 98V100L153 99L154 100V103H153V101L152 102H150V103H152L151 104V106L152 107H154V108H151L150 106L148 107V108H151V109H157L158 111H159V113L160 114H162V115H165L164 116V118L162 119V115H161V118L160 119H162V120H165V122L166 123H164L163 121H161V122H163V124H161V122L157 119V117L159 116V113H157V111H153L152 113H157V116L155 117V116H153V117H155L158 121H159V123H157L158 121H156V119H154V121H153V123H151V121L150 120H148V119H146V117L148 116V113L146 114V116H145V114L144 115H142L141 113L139 114V111H141V109H140V105H141V103H140V101L142 100L143 101V99H144V97H142L143 99H141L140 101H139V103L137 104L136 103V101L135 100H138V99H135L134 100V98L133 99H131L132 101H134V103H135V105H137V106H135V105H133V103L131 104L132 106H129V108H127L128 106H127V104H125V103H127L125 100L127 99L128 100V98H131L130 96H131V94L134 92L133 90H134V88H133V85H132V83L134 84ZM159 82H164V84H163V86H164V89H161V88H163V86L161 85V86H159L160 84H158ZM183 82V81H182ZM204 82V81H203ZM202 81H201V83H203ZM220 82V81H219ZM219 82H218V87L219 86H221V84H223V83H225V82H221L220 83V85H219ZM238 82V81H237ZM236 82V84H238ZM17 83V84H16ZM27 83V84H26ZM45 83V84H44ZM81 83V84H80ZM122 85H121V84ZM137 83H135L134 85L135 86H140L139 84L137 85ZM144 83V84H143ZM148 83V84H147ZM189 83V82H188ZM187 83V84H188ZM195 83V82H194ZM200 83V84H201ZM211 83V82H210ZM229 83V82H228ZM244 83H246V82H244ZM256 83H258V81L256 82ZM50 84V85H49ZM58 84V85H57ZM62 84V85H61ZM145 84H147V85H145ZM176 84V85H175ZM186 84V85H187ZM207 84H209V83H207ZM216 85H217V83H215ZM214 84V85H215ZM232 84V83H231ZM241 84H243V83H241ZM240 84V89L242 88L241 85ZM249 84V83H248ZM251 84V83H250ZM249 84V85H250ZM258 84H260V83H258ZM15 85V86H14ZM89 86V87H87V86ZM97 85V86H98ZM122 87H121V86ZM196 85V86H197ZM202 86H200V88L202 87H204L205 86V83H203V84H201ZM204 85V86H203ZM224 85V84H223ZM226 85V84H225ZM233 85H234V83H233ZM239 85V84H238ZM238 85H234V87H238ZM245 85V84H244ZM249 85H246L247 87H249ZM253 85H255V83H253ZM253 85H251V87L253 86ZM57 86V87H56ZM64 86V87H63ZM68 86V87H67ZM87 87V88H85V87ZM91 86V87H90ZM125 86V87H124ZM126 86H128V88L126 89ZM134 86V87H135ZM169 86H168V89H170L169 88ZM209 86V85H208ZM207 86V87H208ZM212 87H211V89L213 88V85H211ZM264 86V85H263ZM262 86V87H263ZM54 87V88H53ZM77 87H82V88H77ZM105 87V88H104ZM133 89H132V88ZM141 87V86H140ZM174 87H172V89L173 90H175L176 89V91L175 92H177V89L178 88H175L174 89ZM189 87V88H190ZM206 87V86H205ZM214 87H217V86H214ZM222 87V86H221ZM221 87H219L220 88V91H222V93H220V91L218 90V92L220 93V94H224L223 92V88H222V90H221ZM228 86H226V87H224L225 89L227 88ZM237 87H236V89H237ZM238 87V88H239ZM257 87H259L258 85H256V88ZM5 88V89H4ZM56 88V89H55ZM76 88H77V91H76ZM99 88V87H98ZM122 88V89H121ZM124 88L126 89L125 90V92H124ZM129 88H131V89H129ZM156 88V87H155ZM200 88H197L196 87V89L195 88H193L194 90H195V92H196V90H198L199 91V89ZM229 88H231V86L229 87ZM228 88V91L230 90ZM245 88V87H244ZM253 88H254V86H253ZM253 88L252 89H250V88H245L246 89V91L248 90V89H250V92L251 91H253ZM256 88H254V89H256ZM261 88V87H260ZM53 89V90H52ZM68 89V90H67ZM84 90V91H82V90ZM92 89V90H91ZM106 89V90H105ZM119 89H120V91H119ZM138 89H135V90H138ZM147 89L148 90H150V91H147ZM167 88H166V90H168ZM171 89V90H172ZM214 89V88H213ZM218 89V88H217ZM217 89L215 88V92H217ZM224 89V90H225ZM244 89V90H245ZM38 90V91H37ZM75 90V91H74ZM88 90H90V91H88ZM96 90V89H95ZM116 90H117V93H116ZM129 90V91H128ZM165 90V92H163V93H168L169 91H166ZM171 90H170V92H171ZM172 90V91H173ZM200 90H204L205 91V93H209V92H206V90L207 89H200ZM209 90V89H208ZM207 90V91H208ZM233 90H234V88H233ZM258 90V89H257ZM261 89H259V91H260ZM263 90H264V88H263ZM65 91V92H64ZM98 91H99V93L101 94V96H100V94H98ZM107 91V92H106ZM126 91H128L129 92V94L126 92ZM148 93H147V92ZM189 91H190V89H189ZM191 91H193V90H191ZM228 91H226L225 90V96H226V94H227V92ZM240 92L242 91V94H243V90L241 89V90H239ZM249 91V90H248ZM262 91V90H261ZM15 92V93H14ZM46 94H45V93ZM65 94H64V93ZM73 92V93H72ZM87 92V93H86ZM102 92H103V96H102ZM115 92V93H114ZM120 92V93H119ZM130 92H132V93H130ZM137 92V91H136ZM139 92V91H138ZM159 92V91H158ZM162 92H160V94L162 95L163 93ZM194 91H193V93H195ZM202 92V91H201ZM231 92H232V90H231ZM230 92V93H231ZM234 92H235V90H234ZM234 92H232V95L234 94ZM250 92H248V93H250ZM253 92H257L256 90H254ZM253 92H251V94H253ZM27 93V94H26ZM70 95H69V94ZM77 93V94H76ZM83 93H84V95H83ZM105 93H106V96H105ZM111 93H112V95H111ZM113 93H114V95H113ZM119 93V94H118ZM124 93V94H123ZM155 94V95H153V94ZM156 93H157V91H156ZM180 93V94H179ZM192 93V94H193ZM197 93V92H196ZM219 93H216V95L215 96H217ZM236 93V92H235ZM248 93L246 92V93H244L245 95L247 94L248 95ZM261 93V92H260ZM263 93H264V91H263ZM31 94V95H30ZM35 94V95H34ZM50 94V95H49ZM72 94V95H71ZM90 94V95H89ZM95 94H96V96H95ZM120 98V95L122 96L121 98H123V101L125 102V103H122V104H124L123 106H121L122 104L120 103L121 101H122V99H120V101H119V103H117V104H115L116 102H117V100H119V98L116 100V99H114L115 98V96L116 95ZM123 94V95H122ZM125 94H128V95H125ZM134 94H136L135 92H134ZM138 95H139V93H137ZM137 94L135 95V96H137ZM141 94H143V92H141ZM184 94V95H183ZM192 94H191V96H192ZM197 94H199V93H197ZM204 94V93H203ZM203 94H201V95H203ZM213 94H215V93H213ZM237 94V93H236ZM241 93L238 95L239 97H240V95H242ZM258 94V93H257ZM26 95V96H25ZM58 95V96H57ZM79 95V96H78ZM87 95V96H86ZM93 95V96H92ZM110 95H111V98L113 99H111L110 98ZM145 95V94H144ZM148 95V97H146L145 99H144V101L146 100L147 101V98H150V96ZM182 95V96H181ZM189 95V94H188ZM206 95V94H205ZM227 95H229V92H228V94ZM243 96L244 98H248V96ZM260 95V94H259ZM262 95H264V94H262ZM21 96V97H20ZM38 96V97H37ZM48 96V97H47ZM71 96V97H70ZM78 96V97H77ZM83 96V97H82ZM85 96V97H84ZM109 96V97H108ZM124 96V97H123ZM125 96H127L128 98H126ZM134 96V97H135ZM193 96L194 97H197V95H194L193 94ZM199 96V95H198ZM208 96V95H207ZM207 96H205V98L207 97ZM214 96V97H215ZM251 96V98H252V95H250ZM254 96V95H253ZM257 95H255V97H254V100L253 101H255L256 99H258L257 97H256ZM261 96V95H260ZM18 97V98H17ZM33 97V98H32ZM42 97V98H41ZM77 97V98H76ZM80 97H81V99H80ZM95 97V98H94ZM97 97V98H96ZM100 98V100H98L99 98ZM106 98V97H108V98H106V99H102V98ZM139 97H141V96H139ZM176 97V96H175ZM174 96H173V98H175ZM182 97V98H181ZM187 97H189V96H187ZM202 97H204V95L202 96ZM201 97V98H202ZM214 97H212V95H211V98L212 99H216V98H214ZM219 96H217V98H218ZM226 97H228V96H226ZM234 97V95L232 96V98ZM239 97H236V95H235V98H239ZM243 97H241L242 99H243ZM39 98V99H38ZM47 98V99H46ZM52 98V99H51ZM71 98V99H70ZM110 98V99H109ZM124 98H126V99H124ZM138 98V97H137ZM169 98V99H168ZM177 98V97H176ZM176 98H175V100H176ZM192 97H189L188 99L189 100H193L194 101V99H191ZM198 98V97H197ZM201 98H199V100L201 99ZM208 98V97H207ZM230 98H231V95H230ZM234 98V99H235ZM240 98V99H241ZM66 99H68V101L66 100ZM91 99V101H89ZM101 99L103 100V101H101ZM220 99V98H219ZM218 99V100H219ZM224 99H225V97H224ZM239 99V100H240ZM240 100V101H242L243 103H244V101L243 100ZM48 100V101H47ZM70 100H71V102H70ZM94 100H95V102H94ZM105 100V101H104ZM106 100L108 101V102H106ZM111 100L112 101H116L115 103H113V102H111ZM131 100H129V101H131ZM161 100V99H160ZM168 100H170L171 102H169V103H167L168 102ZM174 100V101H175ZM189 100L187 101V99H185L184 100V102H182L181 104H183V103H185V104H187L188 102H189ZM195 100H197V102H199V103H201L198 99H195ZM201 100H203V99H201ZM205 100L206 99H204L202 102L203 103H201V104H205L204 102H205ZM208 100H210V99H208ZM217 100V99H216ZM221 100V99H220ZM219 100V102H221ZM226 100H229V99H225V101ZM245 100V99H244ZM247 100L248 99H246L245 101L247 102ZM23 101V102H22ZM41 101V102H40ZM78 101V102H77ZM101 101V102H100ZM131 101V102H132ZM141 101V102H142ZM145 101V102H146ZM162 101V102H163ZM185 101H187V102H185ZM225 101L222 103L223 104V107L226 105L225 104ZM231 101H233V100H231ZM230 101V102H231ZM250 101V103L252 104V106H254V103L252 102V99L251 100H249ZM261 101V100H260ZM260 101L258 100V102L260 103ZM264 101V100H263ZM12 102V103H11ZM17 102V103H16ZM47 102V103H46ZM85 102H86V104H85ZM91 102H93V104L91 103ZM103 102H105V104H103ZM173 102V103H172ZM197 102H196V104H197ZM212 102H215L214 100H211V104H212ZM227 102V101H226ZM238 103H239V101H237ZM237 102L235 103V104H237ZM242 102H240V104H238V105H240V107H241V105L243 106V107H247V103H245V105L244 104H242ZM256 102H257V100H256ZM8 103V104H7ZM52 103V104H51ZM70 103H71V105L73 106V107H76V108H72V107H70L71 105H70ZM74 103H75V106H74ZM91 103V104H90ZM99 104V106H98V104ZM102 103V104H101ZM112 105H111V104ZM189 103H192V102H189ZM189 103L187 104V105H185V104H183L184 105V107H182V108H189V106L191 107V106H193L194 107V105H196V104H194L193 105V103H192V105H189ZM209 103H210V101H209ZM229 103V102H228ZM227 103V104H228ZM232 104L234 103V102H231ZM83 104H85V105H83ZM95 104H96V106H95ZM111 106L110 108H109V106ZM119 104H121L120 105V107L119 106H117V105H119ZM140 104V105H139ZM142 104H144V103H142ZM146 104V103H145ZM144 104V105H145ZM154 104V105H153ZM167 104H168V106H167ZM174 104V105H173ZM210 104V105H211ZM214 104V103H213ZM215 104H217V106H219L220 104L219 103H215ZM219 104V105H218ZM234 104V105H235ZM251 104H249L250 106H251ZM257 104V103H256ZM255 104V105H256ZM260 104H262V103H260ZM12 105V106H11ZM55 105V106H54ZM64 105V106H63ZM79 105V106H78ZM102 105V106H101ZM115 105V106H114ZM128 105H130V103H128ZM139 105V106H138ZM147 105V104H146ZM148 105H150L149 103H148ZM147 105V106H148ZM165 105H163V106H165ZM179 105V104H178ZM207 105V106H206ZM209 105V106H210ZM229 105V104H228ZM228 105H227V107H228ZM231 105V104H230ZM229 105V107H234L233 105L232 106H230ZM237 105V106H238ZM258 105V104H257ZM263 105V104H262ZM262 105H260V109L263 107ZM5 106V107H4ZM81 106H82V108H81ZM107 106V107H106ZM134 106H135V108H134ZM204 106V105H203ZM205 106L206 107H209L208 106V102L205 104ZM216 106V108H215V110L216 111H218L217 109H220V108H218ZM262 106V107H261ZM7 107H9V108H7ZM63 107V108H62ZM99 107V108H98ZM103 107V108H102ZM116 107V108H115ZM119 107V108H118ZM123 107L125 108H127L126 109V111H124V109H123ZM137 107H139V111L137 110ZM142 107H143V105H142ZM180 107V108H181ZM197 109H198V107L200 108V106H199V104L198 105H196L195 106ZM202 107V106H201ZM222 107V106H221ZM226 106L221 110L222 111V113L226 110L225 108H227ZM255 107V106H254ZM258 107V106H257ZM4 108V109H3ZM61 108V109H60ZM68 108H69V110H68ZM71 108V109H70ZM85 108H87V109H85ZM92 108V109H91ZM96 108V109H95ZM104 108H105V111H104ZM109 108V109H108ZM112 108V109H111ZM118 108V109H117ZM120 108H121V110L123 111L122 113L120 112ZM132 110H131V109ZM134 108V109H133ZM144 109H145V107H143ZM180 108H178V109H180ZM202 108H205V107H202ZM201 108V109H202ZM210 108H211V106H210ZM237 108H239V107H237ZM249 108V107H248ZM248 108H247V110L245 111V114H247V112H249V110L250 109H253L252 107H250V109L248 110ZM10 109H11V111H10ZM79 109H81V110H79ZM97 110V111H95V110ZM98 109H100V110H98ZM110 109H111V111H110ZM161 109V108H160ZM176 109H174V110H176ZM190 109V108H189ZM188 109V110H189ZM191 109H192V111H193V108L191 107ZM228 109V108H227ZM240 109H242V108H240ZM245 109V108H244ZM243 109V110H244ZM67 110V111H66ZM71 110V111H70ZM85 110V111H84ZM110 112H109V111ZM117 110V111H116ZM133 110H134V112H133ZM164 110H162V111H164ZM181 110V109H180ZM182 110H184V109H182ZM187 110V109H186ZM210 110H213V109H210ZM232 109H230L229 111H231ZM235 110V108L233 109V111ZM261 110H263V108L261 109ZM14 111H15V113H14ZM52 111V112H51ZM65 111H66V113H65ZM69 111H70V113H69ZM77 111H79V112H81V113H79V112H77ZM95 111V112H94ZM98 111H102L101 113L99 112L98 113ZM142 111H145V110H142ZM146 111H147V109H146ZM146 111L145 112H143V113H146ZM185 111V110H184ZM184 111H182V113L184 112ZM190 112H191V110H189ZM197 111V110H196ZM201 110L199 109L197 112H198V114H199V112H200ZM204 111H206V110H204ZM214 111V110H213ZM213 111H211V112H213ZM216 111H214L215 112V114H217V112ZM227 111V110H226ZM229 111H228V113L227 114H231V115H235V113L237 114L238 113V111H231V113H229ZM241 111V110H240ZM37 112V113H36ZM47 112H48V114H47ZM62 112V113H61ZM76 113V114H73V113ZM91 113V115H93L94 116V114H95V118L93 117V116H90V113ZM103 112H104V114H103ZM116 112V113H115ZM119 112H120V114L122 115V114H124V112L125 113H128L129 112V115H127V117L129 116V119L131 118V120H132V123L134 122V120H135V123L137 122L136 121V119L137 120H139L140 118H139V115L145 120V122L144 121H142V122H137L136 123V125L134 124H132L131 122H128V120L126 119V118H124V119H126L127 120V122H128V125H130L129 127H132V129L134 128V132H133V130H131V128H130V130L128 129V125L126 126V121L125 120H123V117H122V119H121V115L119 114ZM130 112H131V114H130ZM138 112V113H137ZM148 112V111H147ZM151 112V111H150ZM150 112H149V115H150ZM173 112V113H172ZM177 112V114H175ZM188 112V111H187ZM187 112H184V113H187ZM190 112H188L187 114H188V118H187V114L186 115H181V117H179V118H182V119H180V121H177V123H178V125H177V127L179 126L180 127V125H179V122H180V124L181 125H183V123H185V122H187L186 124H185V127H187L188 128V130L189 131H187V128H185L186 129V131H185V129L183 128V127H180L182 130H184L185 132L184 133H181V131L182 130H180L179 128L177 129L175 126H176V124H175V122H174V124H173V122H171L172 123V125H174L173 127V132L176 134V136H178V137H175V142H174V139H173V141L172 142H174L173 144H175L176 142V144H178V142L180 141V140H182V141H185V144H184V142H183V144L185 145V147L186 146H188V147H186L187 148V150L188 151H190L191 150V148H192V150L194 149V147L195 146H197V147H199V149L201 148L200 147V145L201 144H195L196 142L195 141H203L204 140V142H201V143H205V141H206V143L207 144H205V146L207 145V147H211L210 149H211V151H210V149H206L207 151H208V153H206L205 152V154L203 153V152H200V154L201 153H203V156L201 157V156H199V160L201 161V159L203 158V157H205V155H207V154H209L210 152H212V154L214 153V151L215 152H217V153H214L213 155H214V158L216 159V158H220L221 160V162H219V160L217 159V161L219 162V164H217V166H216V164H214V163H210V162H212L211 160L212 159H214V158H212V157H210V159H208L210 162H207V164L209 163V166H211L212 167V170H213V172L215 171V169H218L219 167L218 166H224V169L225 168H228L227 166H230V165H232L231 163L229 164L228 162L227 163H225V162H223L222 160H224V161H226L225 159H227V155L225 154V152H226V148H228L227 147V143L224 145V147L222 146V144L225 142H222L221 144H220V142L221 141H218L217 142V144L218 145H220V147L222 146L225 150H224V153H223V155L221 154V151H223V150H220L219 151V149H220V147L218 148L216 145V143H214L215 144V146H216V148H218V149H216L215 148V146H214V144H213V138H215L216 139V137H217V139L218 140H221L222 139V137L220 136V135H217L218 134V132H220L221 130H217V129H214L215 127H211V129H214V130H216L215 132H216V137L215 136H213L212 138L210 137L209 138V136H207V134L209 133V131H208V133L206 134V136H205V134L203 133V131H204V128H203V125H204V122H205V120L207 119L206 117H207V115H208V118H211L210 116H209V111H208V114H206L207 112H203V113H200V114H202V115H204V114H206V117L205 116H203V120L201 119L202 117H200L199 119L201 120V121H204L203 122V125H201L202 126V129H203V131L201 130V133L200 134H198L197 132H195V130H194V126L192 125L193 123H191V122H193L192 120H191V118H194V117H192V116H194L195 115V111H194V113L192 112V113H190ZM202 112V111H201ZM251 113L253 112V111H250ZM53 113V114H52ZM67 113H68V115H67ZM72 113V114H71ZM79 113V114H78ZM85 113V114H84ZM94 113V114H93ZM111 113L113 116L111 117V116H108L109 114ZM132 113H133V115H132ZM151 113V114H152ZM154 113V114H155ZM170 113V114H169ZM182 113H179V114H182ZM225 113V112H224ZM223 113V114H224ZM241 113V112H240ZM244 113V112H243ZM243 113H242V115H243ZM251 113H249V116H252L251 115ZM87 114V115H86ZM97 114V115H96ZM100 114V115H99ZM101 114H103L105 117H103V116H101ZM108 114V115H107ZM110 114V115H111ZM154 114H152V115H154ZM171 114H172V116H171ZM173 114H175L174 116H173ZM191 114V115H190ZM194 114V115H193ZM197 114V113H196ZM197 114V115H198ZM218 114H219V112H218ZM16 115V116H15ZM20 115V116H19ZM42 115V116H41ZM44 115V116H43ZM65 115V116H64ZM71 117H70V116ZM119 116L120 118H118V117H116V116ZM136 115H137V117L138 118H136ZM152 115H150V116H152ZM201 115V116H202ZM212 115V114H211ZM226 115V114H225ZM225 115H223V116H225ZM230 115V116H231ZM237 115H239V114H237ZM18 116V117H17ZM33 116V117H32ZM60 116V117H59ZM82 116V117H81ZM87 116V117H86ZM98 116V117H97ZM101 116V117H100ZM123 116H125V115H123ZM134 116H135V118H134ZM145 116V117H144ZM150 116H148V118L150 117ZM184 116H186L185 117V119L187 120H184L183 121V119H184ZM213 118H214V116H215V118H216V115H214V113H213ZM219 116L220 117H222L221 116V114H219ZM230 116H229V118H230ZM244 116H246V115H244ZM22 117V118H21ZM54 117V118H53ZM75 117V118H74ZM78 117H79V119H78ZM90 117V118H89ZM126 117V116H125ZM133 117V118H132ZM152 117V118H153ZM175 117H174V119H175ZM197 117V116H196ZM195 117V118H196ZM219 117V118H220ZM226 117H227V115H226ZM223 118V119H226V121H227V118ZM232 117V116H231ZM238 116H235V118H237ZM239 117H241L240 115H239ZM247 117H248V114H247ZM14 118V119H13ZM51 118V119H50ZM60 118V119H59ZM62 118V119H61ZM66 118V119H65ZM73 118V119H72ZM83 119V120H81V119ZM87 118V119H86ZM92 118H94V120L95 121H93L92 120ZM99 118V119H98ZM103 119V120H101V121H99L100 119ZM105 118V119H104ZM109 118H112V120L111 119H109ZM206 118V119H205ZM215 118H214V120H215ZM217 118H218V115H217ZM233 118H234V116H233ZM245 117H243L242 119H244ZM249 118V117H248ZM37 119V120H36ZM91 119V120H90ZM107 119V120H106ZM116 119H117V122H115L116 121ZM121 119V120H120ZM134 119V120H133ZM143 119H140V120H143ZM150 119V118H149ZM188 119H189V121H188ZM199 119H198V122L200 123V121H199ZM212 119V118H211ZM210 119V120H211ZM222 119V120H223ZM241 118H239V120H240ZM247 119V118H246ZM245 119V121H247V123L250 121V120H246ZM249 119H251V118H249ZM2 120V121H1ZM104 120H105V122H104ZM110 120H111V122H110ZM119 120V121H118ZM146 120H148V121H150V122H147L146 123ZM151 120H153V119H151ZM176 120H179L178 118H176ZM190 120H191V122H190ZM194 121H196L195 119H193ZM213 120V119H212ZM211 120V121H212ZM220 120V119H219ZM231 120V119H230ZM258 120V119H257ZM41 123H40V122ZM43 121V122H42ZM83 121V122H82ZM97 121H99V122H101V123H99V122H97ZM102 121H103V123H102ZM112 121H114V122H112ZM124 121V122H123ZM156 121V122H155ZM207 121V120H206ZM208 121H209V119H208ZM208 121H207V123H208ZM225 120H224V125H225V122H226ZM229 121V120H228ZM228 121H227V123H228ZM237 121L238 120H236V121H231L232 123H236L235 125H238L237 124ZM262 121V120H261ZM24 122V123H23ZM69 122V123H68ZM79 122H81V123H79ZM93 122V123H92ZM96 122V123H95ZM107 122H110L111 123V125H110V123H107ZM119 122V123H118ZM154 122H155V126L153 125L154 124ZM198 122H194L195 123V125H199V123ZM213 122V121H212ZM214 122H216V121H214ZM220 122L222 123L223 121H221L220 120ZM230 122V121H229ZM242 122H244V121H242ZM251 122H255V120H253V121H251ZM258 122H260V120L258 121ZM258 122H256V124L258 123ZM27 123V124H26ZM98 123V124H97ZM106 123V124H105ZM112 123L114 124V125H112ZM122 123V124H121ZM124 123H126L125 125H124ZM131 123V124H130ZM141 124L142 126H146V127H148V125L149 124H151V125H153L154 127H153V129L155 128V130L154 131H151L152 133H150L149 131H148V133H150V135H143L142 136V134H148V133H146V132H144V133H142L141 132V130H142V128L140 127V125L139 124ZM171 123H169V124H171ZM206 123V122H205ZM231 123V124H232ZM247 123H245V124H247ZM262 123V122H261ZM260 123V124H261ZM264 123V122H263ZM24 124V125H23ZM37 124V125H36ZM60 124H62L61 126H60ZM99 124H100V126H99ZM117 124V125H116ZM145 124V125H144ZM148 124V125H147ZM159 124H161V126L159 125ZM191 124V125H190ZM212 125V123H208V126L209 125ZM229 124L230 123H228V127H229ZM240 124V123H239ZM248 124H250V123H248ZM245 125L244 127H246V126H249V125ZM255 124V123H254ZM260 124H258V125H260ZM4 125V126H3ZM14 127H13V126ZM23 125V126H22ZM81 125V126H80ZM92 125V126H91ZM94 125V126H93ZM98 125V126H97ZM104 127H103V126ZM108 125H110V127L111 128H113L114 126V130H115V128H117L116 126H119V125H122L121 127L119 126L118 128H125L123 131L121 130V129H119V135H118V137H119V139H117V138H114V137H116V133L118 132V128L116 129L117 131H114V130H112ZM123 125H124V127H123ZM217 125V127L218 126H220V125H218V123L216 124ZM232 125H234V124H232ZM234 125V126H235ZM241 125H242V123H241ZM240 125V126H241ZM243 125H244V123H243ZM243 125H242V127H243ZM31 126V127H30ZM34 126H35V128H34ZM42 126V127H41ZM74 126V127H73ZM87 126V127H86ZM113 126V127H112ZM139 126L141 129H139V127H138V129H139V131H140V134L141 135H139V133L137 134L136 133V131L135 130H137V132H139L138 131V129H135V128H137V127ZM168 126V127H167ZM207 126V125H206ZM227 126V125H226ZM239 126V125H238ZM239 126V127H240ZM261 126V125H260ZM26 127V129H24ZM51 127V128H50ZM54 127V128H53ZM71 127V128H70ZM78 127H79V129H78ZM89 127V128H88ZM93 127L95 128V127H97V128H95V130L96 129H99V131L97 130L96 132L97 133H95V130H93V131H91L92 129H93ZM99 127V128H98ZM102 129H101V128ZM107 127V128H106ZM109 127V128H108ZM127 127V128H126ZM145 127V128H146ZM150 127V126H149ZM163 127V126H162ZM193 129H192V128ZM197 128H199L197 131H200V125H199V127L198 126H196ZM196 127H195V129H196ZM216 127V128H217ZM231 127V126H230ZM229 127V128H230ZM233 127V126H232ZM239 127H237V128H239ZM241 127V128H242ZM243 127V128H244ZM46 128V129H45ZM77 128V129H76ZM83 130H82V129ZM91 128V129H90ZM145 128H143V129H145ZM151 129H152V127H150ZM149 128V129H150ZM158 128V127H157ZM189 128H191V129H189ZM219 128V127H218ZM222 128H224V127H221L220 129H222ZM233 128H235V127H233ZM236 128V129H237ZM240 128V129H241ZM29 129V130H28ZM35 129H37V130H35ZM39 129V130H38ZM59 129V130H58ZM74 129V130H73ZM90 129V130H89ZM103 129H105L104 131H103ZM129 131H128V130ZM147 129V128H146ZM152 129V130H153ZM164 129V128H163ZM174 129L176 130V132L174 131ZM207 129V128H206ZM205 129V130H206ZM225 129L227 130V132H230L231 130H232V128L230 129V131H228V128L227 127H225ZM235 129V130H236ZM240 129H237V130H239L238 131V135H239V132H240ZM62 130V131H61ZM78 130V131H77ZM100 130H102V131H100ZM110 130V131H109ZM148 130V129H147ZM161 130H162V128H161ZM214 130H211L210 131V133L209 134H211V132L213 131V133H214ZM223 130V129H222ZM242 130V129H241ZM247 130H249L248 128H247ZM19 131V132H18ZM26 131H27V133H26ZM44 131V132H43ZM76 131V132H75ZM108 131L110 132V134L108 133ZM114 131V132H113ZM131 131V132H130ZM145 131V130H144ZM167 131V130H166ZM180 131V132H179ZM191 131H193V133L191 132ZM218 131V132H217ZM225 130H223V134H225V132H224ZM243 131V130H242ZM241 131V132H242ZM246 131V130H245ZM88 132V133H87ZM91 132H93V134H91ZM101 132V133H100ZM105 132V133H104ZM110 135H108L107 133ZM116 132V133H115ZM123 132H125L126 134L124 135V133ZM127 132H128V134H130L129 136H127ZM161 132V131H160ZM164 132H165V130H164ZM164 132H162V133H164ZM169 132V131H168ZM168 132L166 133L165 132V134H167L168 135ZM170 132H172L171 130H170ZM187 132H189V134H193V136H197V135H199L200 136V139H199V136H197L198 137V139L199 140H197V139H195V138H193V139H195V140H193L192 139V137L193 136H191V135H189ZM191 132V133H190ZM204 132H206V131H204ZM222 132V131H221ZM226 132V133H227ZM231 132H234V130L233 131H231ZM247 132V131H246ZM3 133V134H2ZM22 133V134H21ZM32 133V134H31ZM48 133V134H47ZM58 133V134H57ZM77 133V134H76ZM100 134V136L98 137L97 135H99ZM115 133V134H114ZM123 133V134H122ZM136 133L137 135H139V136H142L143 138L141 139V138H139V136H137V135H134V134ZM180 133V134H179ZM187 133V134H186ZM194 133H195V135H194ZM197 133V134H196ZM235 134L237 133L236 131L234 132ZM27 134V135H26ZM52 134V135H51ZM61 134V135H60ZM85 134V135H84ZM87 134V135H86ZM91 134V135H90ZM102 134V135H101ZM105 134V135H104ZM113 134V135H112ZM131 134H133V135H131ZM154 134H156V135H158V137L161 135L160 133L158 134L157 133V131H156V133H154ZM172 134V133H171ZM171 134H169L168 136H170ZM177 134H179L181 137H182V134H184V135H189V137L192 139V141H193V143H192V145L193 146H191V140H189V138L186 136H184L185 138H181L179 135H177ZM221 134V133H220ZM223 134H221L222 136H223ZM229 134V133H228ZM233 134V133H232ZM241 134L242 133H240V136L238 137L239 139L240 138H242L243 137V134H242V137H241ZM246 134H248V133H246ZM21 135V136H20ZM50 135V136H49ZM54 135V136H53ZM109 137H108V136ZM115 135V136H114ZM123 136V137H121V136ZM167 135L165 136L166 138H168L167 137ZM201 135H204L203 137L201 136ZM212 135V134H211ZM226 135V134H225ZM229 135H231V134H229ZM244 135H245V132H244ZM33 136V137H32ZM35 136V137H34ZM90 136V137H89ZM95 136V137H94ZM107 136V137H106ZM125 136V137H124ZM131 136V137H130ZM145 136H147V137H145ZM152 138H150V137ZM162 136V138L160 139L161 141L162 140H164L165 141V139H163V135H161ZM173 136H175L174 134H173ZM172 136V137H173ZM221 138H220V137ZM228 136V135H227ZM234 136V138H237V136H235V135H233ZM249 136V135H248ZM248 136L246 135V137L248 138ZM257 136V135H256ZM255 135H254V137L255 138H257ZM259 136V135H258ZM262 136V135H261ZM40 137V138H39ZM97 137V138H96ZM104 137L106 138V139H104ZM134 139H133V138ZM136 137V138H135ZM203 139H202V138ZM220 139H219V138ZM232 137V136H231ZM230 136H229V141H231L230 140V138H231ZM245 137V136H244ZM245 137V138H246ZM252 137V136H251ZM251 137H249V138H251ZM8 138V139H7ZM39 138V139H38ZM64 138V139H63ZM92 138H94L95 140L96 139H98V140H94L93 139V143H92ZM104 140H103V139ZM114 140H113V139ZM129 138V139H128ZM130 138H131V141H129L130 140ZM160 138V137H159ZM177 138V139H176ZM181 138V139H180ZM187 138V139H186ZM205 138V139H204ZM209 138V139H208ZM247 138L245 139V140H247ZM248 138V145L250 144L249 143V141H251L252 139H249ZM259 138V137H258ZM17 139V140H16ZM22 139V140H21ZM43 139V140H42ZM50 139V140H49ZM55 139V140H54ZM73 139V140H72ZM80 139H83V140H80ZM101 139V140H100ZM116 139V140H115ZM120 139H122V140H120ZM123 139H124V144L125 145H123V146H125V148H120V145H121V142L123 141ZM133 139V140H132ZM170 139H172L171 137H170ZM180 139V140H179ZM202 139V140H201ZM208 139V140H207ZM211 139H213L212 141H211ZM225 139H226V136H225ZM4 140V141H3ZM13 140V141H12ZM29 140V141H28ZM46 140V141H45ZM66 140V141H65ZM72 140V141H71ZM78 140H79V142H78ZM88 140V141H87ZM89 140L91 141L90 142V145H91V149L92 150H90V145H89ZM108 140H110V142L108 141ZM118 140V141H117ZM137 140V141H136ZM140 140V141H139ZM160 140H159V142H160ZM168 141H169V138L167 139ZM165 141V142H168V141ZM176 140H178V141H176ZM188 141V144H187V141ZM233 140V139H232ZM238 140V139H237ZM242 140H243V138H242ZM258 139H254L253 141H251V142H254V141H257ZM27 141V142H26ZM44 141V142H43ZM59 141V142H58ZM63 142V143H61V142ZM80 141H81V144H80ZM86 141H87V143H86ZM105 141L107 142V143H109V145L111 146H108V144L106 145V143H105ZM112 141V142H111ZM128 141V142H127ZM139 141V142H138ZM142 141V142H141ZM171 141H169V144L171 143L172 144V142ZM182 141H180L179 142V146L180 145H182L181 144V142ZM200 141H199V143H200ZM210 141V142H209ZM215 141H217V140H214V142ZM223 141V140H222ZM226 141H227V139H226ZM240 141V140H239ZM239 141H236L237 143H236V145L237 144H240V142ZM9 142V143H8ZM42 142V143H41ZM70 142V143H69ZM73 142H75L74 144H73ZM82 142H84V143H82ZM101 142H104V143H101ZM118 142V145L116 144ZM195 142V143H194ZM233 142H235V141H233ZM233 142H232V144H233ZM243 143H244V140L242 141ZM246 142V141H245ZM7 143V144H6ZM37 143V144H36ZM57 145H56V144ZM70 145H68V144ZM77 143H78V145L80 144L81 146H83V144H84V146H83V148H81V146L79 145H77ZM100 143H101V145H100ZM112 143V144H111ZM113 143H115V145H113ZM120 143V144H119ZM135 143H138V147H137V144H135L136 145V147L137 148H135V145L134 144ZM140 143V144H139ZM142 143V144H141ZM161 143L163 144V147H166L167 145H169V144H165L164 142H160V146H161ZM209 143H211V144H209ZM2 144V145H1ZM17 144V145H16ZM28 144V145H27ZM36 144V145H35ZM46 144V145H45ZM52 144V145H51ZM60 144V145H59ZM73 146H72V145ZM93 144H95L94 146H93ZM104 144H105V146H104ZM122 144H123V142H122ZM155 144V143H154ZM166 146H165V145ZM173 144L171 145V149H174V151H176L175 150V148L177 149L178 148V146L177 147H175V148H173L174 146H173ZM175 144V145H176ZM187 144V145H186ZM189 144H190V146H191V148H190V150H189ZM228 144H229V142H228ZM231 144V143H230ZM235 144V143H234ZM247 144V143H246ZM253 144V143H252ZM255 144V143H254ZM8 145V146H7ZM21 145V146H20ZM85 145H86V147H85ZM88 145V146H87ZM129 145V144H128ZM141 145V146H140ZM155 145V146H156ZM158 145V146H159ZM184 145H183V148H181V146H180V148L182 149V150H184V152L186 153V152H188L187 150H185L184 148ZM199 145V146H198ZM203 145V144H202ZM201 145V146H202ZM208 145H210V146H208ZM241 146L243 145H245V144H240ZM247 145V146H248ZM251 145V144H250ZM13 146V147H12ZM38 146V147H37ZM43 146V147H42ZM66 146V147H65ZM97 147V151H96V148L94 149V147ZM102 146H104V148L102 147ZM108 146V148H106ZM117 147V148H115V147ZM122 146V147H123ZM152 145H150V147H151ZM155 146L153 147V149L155 148ZM159 146V147H160ZM204 145H203V147H205ZM235 146V145H234ZM234 146L232 145L231 147H229V148H231L232 149V147L234 148ZM246 146V145H245ZM254 146V145H253ZM253 146L251 145L250 147H252L253 148ZM255 146L257 147V146H259L258 144L256 145L255 144ZM17 147V148H16ZM21 147V148H20ZM31 147V148H30ZM55 147V148H54ZM58 147V148H57ZM65 147V148H64ZM67 147H69V148H72V149H69V148H67ZM77 147V148H76ZM79 147V148H78ZM87 147H89L88 149H87ZM113 147V148H112ZM145 147V148H144ZM249 146L247 147V148H249L250 150L252 149V148H250ZM256 147H254V148H256ZM39 148V149H38ZM43 148V149H42ZM53 148V149H52ZM64 148V149H63ZM74 148H75V150H74ZM80 148L81 149H83L82 151H80ZM115 148V149H114ZM121 149V150H119V149ZM167 148V147H166ZM168 148H170V147H168ZM167 148V150H171V149H168ZM215 150H214V149ZM237 148H240V147H237ZM237 148H235L236 149V151L238 150ZM243 147H241V149H242ZM245 148V147H244ZM253 148V149H254ZM24 149V150H23ZM37 149V150H36ZM51 149V150H50ZM84 149H87V153H86V151L84 152ZM104 149V150H103ZM117 149V151H115ZM127 149V148H126ZM136 149H137V151H140V152H137L136 151ZM150 149V148H149ZM156 149H158V147L156 148ZM162 149H164V148H162ZM240 149V150H241ZM248 149V150H249ZM252 149V150H253ZM258 149V147L256 148V150ZM259 149H260V153H262V151H261V149L262 148H260L259 147ZM9 150V151H8ZM12 150V151H11ZM22 150V151H21ZM44 150V151H43ZM58 150H59V152H58ZM64 150V151H63ZM66 150V151H65ZM67 150H68V154L66 153L67 152ZM70 150V151H69ZM74 150V151H73ZM77 150V151H76ZM79 150V151H78ZM95 151V153H94V151ZM105 150H106V152L108 153H106L105 152ZM111 151L112 150V152H108V151ZM133 150H132V153H134L133 152ZM159 150H160V148H159ZM158 150V151H159ZM164 150H166V149H164ZM164 150H160L161 152H160V154L158 153V151H157V155L159 156H161V153L164 151ZM178 150V149H177ZM191 150V151H192ZM203 150H204V148H203ZM205 150V151H206ZM247 150V151H248ZM251 150V151H252ZM14 151L16 152V153H14ZM24 151V152H23ZM55 154H53L52 152ZM58 153H57V152ZM63 151V152H62ZM71 151L73 152V153H71ZM90 151H93V152H91V153H89ZM99 151V152H98ZM152 151V150H151ZM154 151H155V149H154ZM172 151V150H171ZM171 151L169 152L170 154V156L172 155V153H171ZM200 151H201V149H200ZM210 151V152H209ZM236 152L235 150H232V152ZM239 151V150H238ZM237 151V153H239ZM242 152H243V157H247V156H245L246 155V153L244 154V152H246V151H243V149L241 150ZM258 151V150H257ZM264 151V150H263ZM22 152V153H21ZM31 152V153H30ZM39 152V153H38ZM46 152V153H45ZM65 152V153H64ZM75 152L78 154V152H79V154L77 155V154H75ZM81 152V153H80ZM82 152H83V154H82ZM116 152V153H115ZM120 152H123V153H120ZM167 152V151H166ZM168 152L167 153H165V154H168ZM178 152V151H177ZM179 154L178 153H176V154H174V155H176L175 157H173V156H169L170 157V160H171V158H176L177 159V156L179 155L180 156V154H181V156L183 155V154H185L184 152L183 153H181V151H180V149H179ZM193 152V151H192ZM229 152H231V151H229ZM252 152H254L255 153V149L252 151ZM6 153V154H5ZM8 153V154H7ZM34 153V154H33ZM42 153V154H41ZM43 153H44V155H46V156H44L43 155ZM63 153V154H62ZM85 153H86V155H85ZM99 153V154H98ZM104 153L106 154V157H105V155H104ZM112 153V154H111ZM116 155H115V154ZM120 155H119V154ZM130 153H131V151H130ZM136 153L138 154V155H136ZM175 153V152H174ZM194 153V152H193ZM249 153V152H248ZM248 153H247V155H248ZM251 153V152H250ZM254 153H253V155H254ZM258 153V152H257ZM25 154V155H24ZM39 154V155H38ZM47 154H49V155H47ZM60 154V155H59ZM73 154V156H72V158H71V155ZM75 154V155H74ZM95 154H96V156H95ZM101 154V155H100ZM114 154V155H113ZM218 154V155H217ZM219 154H220V156H219ZM226 155V158H225V155ZM227 154H228V158L231 156L232 157V154H234V153H231V155H229L230 153H228V151H227ZM236 154V153H235ZM234 154V155H235ZM240 154H242V153H240ZM252 154V153H251ZM53 157H52V156ZM60 157L61 155V157H63V158H61V160H59L60 158L58 157V156ZM64 155V156H63ZM82 155L85 157V159L82 157ZM89 155H90V157H89ZM91 155H93V156H91ZM111 155V156H110ZM122 155V156H121ZM134 155H135V157H134ZM186 155V154H185ZM184 155V156H185ZM187 155L188 156H190V154H188L187 153ZM187 155H186V157L185 158H183L184 156H182V160H184L185 161V159H187L188 157H187ZM210 155H211V153H210ZM212 155V156H213ZM215 155H216V157H215ZM239 155V154H238ZM258 154H255V156H253V157H255L254 159H257V156ZM11 156V157H10ZM13 156V157H12ZM26 158H25V157ZM66 156V157H65ZM68 156H70V158L68 157ZM74 156H78V157H74ZM104 156V157H103ZM108 156H110V158H107ZM117 156H118V158H117ZM157 156V157H158ZM168 156H166L165 155V157H164V155H163V157L164 158H169ZM178 156V157H179ZM209 155H207V158H209L208 157ZM23 157V158H22ZM47 157V158H46ZM51 157L54 159L53 161H64V162H53V161H51L52 159H51ZM58 157V158H57ZM89 157V158H88ZM94 157H95V160L96 161H94ZM112 157H113V160H112ZM120 157V158H119ZM130 157V158H131ZM157 157H155V158H157ZM163 157H161V158H163ZM242 157V156H241ZM238 158L237 159V157H236V155H235V157H234V159H236L237 161H239L240 160V162H235V163H237L236 164V166H237V168H235L234 166H232L233 168H235V170L233 171V170H231L232 171V173L231 174H233V172H235L236 171V169H238L239 168V170L240 171H236V173L235 174H237V172H238V174H239V172H241V167H243L244 168V166L246 165V166H248V168H249V170H250V167L252 168V166H253V164H249V162H245L244 160H248L247 158L246 159H243V158ZM249 157V156H248ZM253 157H249V158H253ZM9 158V159H8ZM36 160H35V159ZM43 158H44V160H43ZM46 158V159H45ZM57 158V159H56ZM65 158L67 159V160H69V161H67V160H65ZM76 158H78V160H76ZM125 158H127V159H125ZM130 158H129V160H130ZM154 158V159H155ZM166 158V159H167ZM49 159H50V162H48L49 161ZM63 159V160H62ZM72 159V160H71ZM76 161H75V160ZM83 159V160H82ZM87 159H89V160H87ZM97 159H98V161L99 162H97ZM100 159V160H99ZM104 161H103V160ZM109 159H111V160H109ZM117 159V160H116ZM122 159V161H120ZM123 159H125L124 161H125V163H123ZM138 159V158H137ZM141 159V158H140ZM139 159V160H140ZM148 159H145L144 160V165L143 166H145L146 165V163H147V166L149 165L148 164V162H146V160H148ZM166 159H161L162 161H164V165H166L167 164V166L168 165H170V166H172V162H173V160H171L172 162L170 163V161H169V159H168V161H169V164H168V162H167V160ZM179 160H180V158H178ZM177 159V160H178ZM189 160L190 159H193V158H188ZM187 159V160H188ZM206 159V157L204 158V160L203 161H207V159ZM231 159V158H230ZM232 159H233V157H232ZM242 159H243V162H245L246 164L243 166V165H240L239 164V166L240 167H238V163H243L242 162ZM7 160V161H6ZM11 160V161H10ZM18 160V161H17ZM20 160V161H19ZM35 160V161H34ZM41 162H40V161ZM46 160V161H45ZM88 161V163H86V161ZM91 160V161H90ZM103 162H105V163H101L102 161ZM107 160V161H106ZM109 160V161H108ZM116 160V161H115ZM129 160H128V162H129ZM156 160V159H155ZM155 160H151L150 161V163H152V161H155ZM161 160H159L157 163H156V161L155 162H153V163H156L157 165L156 166H154V167H157V171H159L158 170V168H160V167H162V163H161V165H159L160 164V162H162ZM194 160L195 159H193V162L191 161L190 162V167H192L191 165H192V163L194 164L195 162H194ZM250 160V159H249ZM248 160V161H249ZM5 161V162H4ZM32 161H34V162H32ZM38 161H39V163H38ZM45 161V162H44ZM71 161V162H70ZM73 161V162H72ZM75 161V162H74ZM78 161V162H77ZM84 161V162H83ZM93 161V162H92ZM110 161L113 163H111L110 164ZM131 161H132V159H131ZM130 161V162H131ZM138 161V160H137ZM142 161V160H141ZM141 161H139L140 162V165H141ZM165 161H166V163H165ZM183 161V162H184ZM228 161H230V160H228ZM235 161V160H234ZM234 161H232L233 163H234ZM251 161V160H250ZM256 161V162H255ZM19 162V163H18ZM21 162V163H20ZM27 162V163H26ZM29 162V163H28ZM67 162V163H66ZM91 162V163H90ZM134 162V161H133ZM136 162V161H135ZM180 162H182V161H180ZM215 162V161H214ZM225 163L224 165H223V163ZM231 162V161H230ZM253 162H255V163H257V160H254ZM252 162V163H253ZM4 163H5V165H4ZM25 164V166H24V164ZM33 163V164H32ZM45 163V164H44ZM48 163H50V164H48ZM54 165H53V164ZM60 165H58V164ZM64 163V164H63ZM70 163H71V165H72V163H73V165H74V167L72 168V166H70ZM75 163V164H74ZM90 163V164H89ZM96 163V164H95ZM100 163V164H99ZM176 163V162H175ZM178 163L179 162H177V165H178ZM185 163H188L187 161H185L184 162V164H182V165H180V166H183V168L184 167H187V166H185L186 164ZM216 163V162H215ZM254 163V164H255ZM7 164V165H6ZM23 164V165H22ZM26 164H29V165H27L26 166ZM40 164H42V165H40ZM48 164V165H47ZM68 164V165H67ZM80 164V165H79ZM83 164V165H82ZM85 164H86V166L87 167H84L85 166ZM91 164H93V165H95L94 167H93V165L92 166H90ZM105 164H107V165H105ZM115 164H117L118 166L116 167V165ZM122 166H121V165ZM125 164V165H124ZM180 164V163H179ZM189 164V163H188ZM206 164V162H204V165ZM207 164H206V167L208 168V166H207ZM222 164V165H221ZM226 164H228V165H226ZM2 165V166H1ZM46 167H45V166ZM55 165H57L58 167H56ZM64 165L67 167H64ZM78 165V166H77ZM89 165V166H88ZM114 165V166H113ZM152 164H150L149 166H151ZM154 165V164H153ZM153 165H152V167L151 168H154L153 167ZM216 166V168H215V166ZM249 165H252V166H249ZM256 165V164H255ZM13 166V167H12ZM34 166V167H33ZM37 166H39V168H40V170H39V168L37 167ZM47 166H48V168H47ZM56 168V172L55 171H53V169H55L54 167ZM80 166H82V168H80L79 169V167ZM100 166H102V167H100ZM103 166H104V168H103ZM121 166V167H120ZM136 166V167H135ZM142 166V165H141ZM160 166V167H159ZM174 166H176V165H174V163H173V169H174ZM189 166V165H188ZM214 166V167H213ZM10 167H12V168H14V169H12V168H10ZM15 167H18L16 170H15ZM23 167H25L24 169H23ZM26 167H27V169L28 170H26ZM30 167V168H29ZM64 167V168H63ZM69 167V168H68ZM71 167V168H70ZM78 167V168H77ZM84 167V168H83ZM90 167H92V169L90 168ZM107 167V168H106ZM114 167H116L115 169H114ZM120 167V168H119ZM166 167V166H165ZM169 167V166H168ZM177 167V166H176ZM190 167H189V169H190ZM210 167V168H211ZM231 167V166H230ZM256 166H254V168H255ZM6 168V169H5ZM34 168V169H33ZM38 168V169H37ZM47 168V169H46ZM58 168H60V169H58ZM62 168V169H61ZM87 168H89V169H87ZM97 169L96 170V173H95V169ZM105 169V170H103V169ZM112 169V172H111V170H109V169ZM117 168H119V171H118V169ZM123 168V169H122ZM135 168V169H134ZM145 168H147L146 166H145ZM163 168V167H162ZM162 168H160L161 170H163ZM213 168H215V169H213ZM232 168V169H233ZM242 168V171L245 169H243ZM247 168V167H246ZM247 168V169H248ZM254 168H252L251 169V171L252 170H256V169H258V167L256 168V169H254ZM12 169V170H11ZM18 169H20L19 171H21V172H19L18 171ZM22 169V170H21ZM41 169H43V170H41ZM45 169V170H44ZM48 169H52V170H48ZM66 171H65V170ZM72 169H75V174L74 173H72L74 170H72ZM76 169H79V170H77L76 171ZM83 169V170H82ZM100 169V170H99ZM148 169H149V167H148ZM170 169H171V167H170ZM172 169V170H173ZM178 168H175L174 170H177ZM223 169V167H222V170H224ZM229 169H231V168H228L227 170L228 171H230ZM246 169V170H247ZM10 170V171H9ZM14 170V171H13ZM25 171V173H24V171ZM31 170H33V172L31 171ZM37 170V171H36ZM58 170H60L59 171V175H58ZM62 170V171H61ZM69 170H71L72 172H70ZM92 170V171H91ZM122 170V171H121ZM133 170H135L134 172H133ZM138 170V169H137ZM149 170H151V169H149ZM153 170H156V168L155 169H153ZM152 170V171H153ZM167 170H168V168H167ZM167 170H166V168H164V170L163 171H165V172H162L163 173V175H164V173L166 174V172H167ZM172 170H170L171 171V174L172 173H175V172H172ZM187 170H188V168H187ZM209 170H211V169H209ZM226 170V171H227ZM259 170V169H258ZM6 173H5V172ZM9 171V172H8ZM17 171H18V173H17ZM45 173H44V172ZM46 171L48 172L47 174H46ZM49 171H50V173H49ZM64 171V172H63ZM84 171V172H83ZM85 171H86V174H88L87 176L85 175V177L83 178V176H82V173H85ZM89 171V172H88ZM98 171V172H97ZM117 172L116 174H115V172ZM128 171V170H127ZM226 171H222L225 175H227V173H225ZM227 171V172H228ZM248 171V170H247ZM246 171V172H247ZM17 174H16V173ZM28 172H32V174L30 175V173H29V175H28ZM41 172V173H40ZM45 174H43V173ZM63 172V173H62ZM69 172V173H68ZM100 172H102L101 174H100ZM107 172V173H106ZM135 172H137V173H135ZM148 172V171H147ZM161 172V171H160ZM178 172V171H177ZM211 172V171H210ZM213 172H212V174H213ZM216 172H217V170H216ZM218 172H221L220 170L218 171ZM222 172L219 174L218 173V175L215 173V174H213V175H217V178H219L218 176L220 175V177L222 176ZM10 173V174H9ZM27 173V175L28 176H26V175H24V174H26ZM38 173V174H37ZM53 173H54V175H53ZM72 173V174H71ZM109 173H111V174H109ZM123 173H125V174H123ZM132 173H134V175H132ZM150 171H149V173H147L149 176H151L150 175ZM179 173V172H178ZM242 173V172H241ZM240 173V175H242ZM251 173V172H250ZM250 173H248V176H250ZM253 173H255V172H252L251 173V175H253ZM13 174V175H12ZM15 174V175H14ZM55 174H56V176H55ZM71 174V175H70ZM76 174L78 175V177L76 176ZM79 174H81L80 176H79ZM90 174H92V175H90ZM93 174H94V180H93ZM98 174H100V175H98ZM103 174V175H102ZM106 174V176H104ZM115 174V175H114ZM128 174V175H127ZM129 174H131L130 176H129ZM138 174H139V176H140V178H139V176H138ZM156 174V175H155ZM153 173L152 174V176L153 175H155L156 177H157V175H160L161 176V174H158V172H156V173ZM168 174H170L169 172H168ZM170 174V175H171ZM176 174V173H175ZM175 174H173L174 176H175ZM229 174V173H228ZM238 174H237V176L236 177H239L240 178V176H238ZM245 174V173H244ZM19 175L20 176H22V177H19ZM39 176V178H38V176ZM44 175V176H43ZM48 175V176H47ZM96 175V176H95ZM110 175V176H109ZM127 176V177H125V176ZM135 175H137V178L135 177ZM143 175V176H142ZM162 175V176H163ZM170 175H165V176H170ZM224 175V177H225V179L227 178V177H229L230 175H227V177ZM234 175V174H233ZM15 176V177H14ZM24 176V177H23ZM35 176V177H34ZM54 176V177H53ZM63 176V177H62ZM75 178H74V177ZM103 176V177H102ZM108 176V177H107ZM115 176V177H114ZM118 176H119V178H118ZM130 178H129V177ZM146 178H145V177ZM151 176V177H152ZM155 176H154V178H155ZM165 176H164V178H165ZM176 176H177V174H176ZM175 176V178L174 179H176V178H178V180H179V177L177 176L176 177ZM243 176V175H242ZM241 176V177H242ZM247 176V175H246ZM248 176L247 177H245V175L243 176V182H247V180L248 179H250V177L248 178ZM4 177H5V179H4ZM14 177V178H13ZM29 178V179H27V178ZM32 177V178H31ZM41 177L44 179H41ZM52 179H51V178ZM66 177H68V179L66 178ZM72 177V178H71ZM79 177H80V179H79ZM87 177V178H86ZM109 177H113V178H109ZM123 179H121V178ZM143 177V178H142ZM168 177H166L167 179H168ZM171 177V176H170ZM182 177V176H181ZM181 177H180V179H181ZM2 178V179H1ZM13 178V179H12ZM17 178V179H16ZM24 178V179H23ZM59 178V179H58ZM66 178V180H64ZM83 178V179H82ZM86 178V179H85ZM91 178V179H90ZM95 178H97V179H95ZM100 178V179H99ZM105 178H107V179H105ZM118 181V183L117 182H115V179ZM132 178V179H131ZM149 178V179H148ZM153 178V179H154ZM157 178H162V177H157ZM156 178V179H157ZM239 178H237L238 180H239ZM245 178H247V180L245 179ZM8 179V180H7ZM19 179V180H18ZM23 179V180H22ZM48 179H50V180H48ZM55 179L58 181V183H56V181H55ZM63 181H62V180ZM71 179V180H70ZM76 179V180H75ZM78 179V180H77ZM87 179H90V180H87ZM100 180V182H98L99 180ZM120 179H121V181L124 183V181L127 179V181L129 180V179H131V180H129V191H131V192H126V190H125V192H124V190L123 189H121V186L123 185L124 186V184L123 183H121V181H120ZM138 180V183L136 182V184H135V182H134V180L135 181H137ZM147 179V180H146ZM152 179V178H151ZM167 179H165V180H167ZM170 179H172L173 180V178H170ZM170 179H168V180H170ZM182 179H184V177H182ZM222 179H223V177H222ZM241 179V178H240ZM241 179V180H242ZM252 179V178H251ZM11 180H14V181H11ZM30 180V181H29ZM43 180V181H42ZM52 180H54L53 181V183H52ZM69 180H70V182H69ZM73 180V181H72ZM103 180V181H102ZM114 180V181H113ZM158 180V179H157ZM164 180V179H163ZM164 180V181H165ZM178 180H174L175 182L176 181H178ZM219 180H220V178H219ZM224 180V179H223ZM223 180L221 181L222 183H223ZM241 180H239L240 182H241V184H242V181ZM8 181V182H7ZM9 181H10V183H9ZM18 181H20V182H18ZM46 181H48V183L46 182ZM61 181V182H60ZM67 181V182H66ZM77 181V182H76ZM84 181V182H83ZM85 181H86V183H85ZM91 183H90V182ZM94 181V182H93ZM116 184H112L113 182ZM127 181H125V182H127ZM132 181V182H131ZM146 181V182H145ZM158 181H160L158 184L159 185H162V180L161 179H159ZM173 181V182H174ZM180 181V180H179ZM178 181V182H179ZM238 181V182H239ZM249 181V180H248ZM2 182V183H1ZM7 182V183H6ZM18 182V183H17ZM37 182V183H36ZM39 182V183H38ZM41 182H42V184H41ZM44 182V183H43ZM66 182V183H65ZM79 182H81V184L79 183ZM106 182V183H105ZM134 182V183H133ZM167 183H168V181H166ZM170 182H172L171 180H170ZM169 182V183H170ZM174 182V183H175ZM181 182V181H180ZM180 182L178 183V189H182L183 188V186H181V184H180ZM182 182H185V179H184V181L182 180ZM181 182V183H182ZM11 183H14V184H12L11 185ZM29 183V184H28ZM30 183H33V184H30ZM37 185H35V184ZM46 183V184H45ZM49 183H51V184H53V185H51V184H49ZM63 183V184H62ZM70 184V185H68V184ZM72 183H74V186H76L75 188H74V186H73V184ZM85 183V184H84ZM97 183V184H96ZM108 183H109V185H108ZM119 183H120V185H119ZM163 183H165V182H163ZM167 183H165V184H167ZM186 183V182H185ZM185 183L183 184L184 185V188H186L187 186V184L185 185ZM224 183H229L230 184V182L228 181H226V182H224ZM235 183H237V182H235ZM248 183V182H247ZM25 184V185H24ZM41 184V185H40ZM54 184H56V185H54ZM64 184H65V186H64ZM77 184V185H76ZM100 184H102V185H104L105 186V188H104V186H102V185H100ZM108 186H107V185ZM110 184H111V186H110ZM131 184V185H130ZM138 184V185H137ZM172 184V183H171ZM177 184V183H176ZM229 184H227L228 185V188L229 189H233L232 187H230V185H232V184H234V183H231L230 185ZM244 184V183H243ZM249 184H252L250 187L252 188V186L253 185H255L254 184V182H253V180L251 181V183L249 182ZM9 185H10V187H9ZM22 185V189L20 188V186ZM35 185V186H34ZM40 186V188H39V186ZM42 185H43V187H42ZM51 185V187H49ZM68 185V187H66ZM83 185H85L84 187H83ZM94 185H95V187H94ZM117 185H118V187H117ZM133 185H135L136 186V188L135 187H133ZM141 185V187H139ZM159 185H158V187H159ZM227 185H224L225 186V188H227ZM237 185V184H236ZM245 185H247V187L248 188H246V187H244ZM243 187H244V190H250V192L252 193V191L253 192H255L254 191V189L255 188H253V190L251 191V188H249V185L248 184H245ZM8 186V187H7ZM15 186V187H14ZM26 186V187H25ZM32 186V187H31ZM48 186V187H47ZM59 186H61V188L59 187ZM82 186V187H81ZM86 186H88V188H86ZM107 186V187H106ZM110 186V187H109ZM138 186V187H137ZM154 186H153V188H154ZM172 186H173V184H172ZM172 186H170V184H169V187L171 188ZM174 186H175V184H174ZM173 186V187H174ZM176 186V187H177ZM179 186L181 187V188H179ZM235 186V185H234ZM241 186V185H240ZM239 186V187H240ZM241 186V187H242ZM17 187V188H16ZM27 187H28V189H27ZM29 187H31V188H29ZM47 189H46V188ZM54 187H57V188H54ZM64 187V188H63ZM66 187V188H65ZM74 189H73V188ZM91 187H92V189H91ZM99 187L102 189V190H100L99 189ZM104 189H103V188ZM111 187H112V189H111ZM117 189H116V188ZM120 187V188H119ZM126 187H127V184H126ZM157 187V186H156ZM164 188L165 187V189H166V187L167 186H161V188ZM175 187V188H176ZM236 187V186H235ZM3 188V189H2ZM20 188V189H19ZM36 188V189H35ZM49 188V189H48ZM52 188V189H51ZM79 188V189H78ZM96 188V189H95ZM114 188V189H113ZM123 188V187H122ZM125 188V187H124ZM131 188H132V190H131ZM143 189L144 190V192L145 193H141V192H143V191H141V189ZM170 188H168V189H170ZM175 188H173V189H175ZM237 188V187H236ZM246 188V189H245ZM256 188H257V185H256ZM33 189H34V191H33ZM43 190V191H41V190ZM56 189V190H55ZM64 189V190H63ZM70 191H68V190ZM126 189H128V188H126ZM134 189V190H133ZM136 189H138L137 191H136ZM160 189V188H159ZM165 189H164V191H165ZM168 189H166L167 191H168ZM178 189L176 190V192H180V191H178ZM187 190H189V195L191 194V195H194V197H195V194H192V192L190 191V189H189V187L188 188H186ZM186 189L184 190L183 189V191H186ZM228 189V190H229ZM17 190L19 191V192H17ZM28 190V191H27ZM36 190H38V191H36ZM51 190H53V192L51 191ZM61 190V191H60ZM73 190V193L71 192ZM75 190H77V192L75 191ZM83 190H85V191H83ZM88 190H90L91 192H93V193H88L89 191ZM96 190V191H95ZM116 190V192H117V195H116V192H114V191ZM118 190V191H117ZM122 190V192H121V195H120V191ZM153 190H155V189H153ZM156 190H158V188L156 189ZM162 190V189H161ZM161 190H159V191H161ZM171 190H172V188H171ZM170 190V191H171ZM239 190H242V188L240 189L239 188ZM13 191V192H12ZM15 191H16V193H15ZM31 191V192H30ZM41 191V192H40ZM45 191V192H44ZM63 191V192H62ZM66 191V192H65ZM68 191V192H67ZM80 191V192H79ZM88 191V192H87ZM107 191H109V192H107ZM113 191V192H112ZM138 191H141V192H139V193H141L140 195H139V193H138ZM164 191L162 192V193H164ZM167 191H165L168 195H170L169 193L170 192H167ZM183 191H181V192H183ZM4 192V193H3ZM13 194H12V193ZM24 192H26V193H24ZM30 192V193H29ZM38 192V193H37ZM40 192V193H39ZM42 192L44 193V194H42ZM51 192V193H50ZM57 192V193H56ZM75 192V193H74ZM84 193V196L85 197H83L82 199H81V197L83 196V194L82 193ZM87 192V193H86ZM98 192H100V194H101V196H100V194L97 193ZM104 192L106 193L105 195H103L104 194ZM119 192V193H118ZM158 191H156V193H157ZM172 192V191H171ZM180 192V193H181ZM191 192V193H190ZM246 192V191H245ZM248 192V191H247ZM250 192H248V193H250ZM46 193V194H45ZM50 193V194H49ZM52 193H54V194H52ZM60 193H61V195H60ZM65 193V194H64ZM77 193V194H76ZM112 193H114V194H112ZM124 193V194H123ZM147 193V194H146ZM154 192L152 191V195H154L153 194ZM159 193H161V192H159ZM6 194H7V196H6ZM16 194V195H15ZM26 194H27V197L28 198H26V197H24V196H26ZM33 194V195H32ZM42 194V195H41ZM49 194V196H47ZM66 194H69V195H66ZM72 194V195H71ZM88 194H90V195H88ZM96 194V195H95ZM111 194V195H110ZM131 194V195H130ZM158 194V193H157ZM157 194H155V195H157ZM165 194V193H164ZM163 194V195H164ZM171 194H173V195H175V192H174V190H173V193H171ZM183 193H181V195H182ZM184 194H187V193H184ZM184 194L182 195V196H179L178 197V195H177V197L178 198H176V200L177 199H179V200H181V197H183L184 198ZM247 194V193H246ZM257 193L255 192V196H257L256 195ZM2 195V196H1ZM5 195V196H4ZM13 195V196H12ZM21 195V196H20ZM38 195V197H36ZM82 195V196H81ZM98 195H99V199L97 200V198H98ZM122 195L125 197V199H124V197L122 198ZM160 195V194H159ZM159 195H157L159 198H162L161 196H159ZM173 195H171V196H173ZM175 195V196H176ZM190 195V197L189 198H191L192 196ZM251 195V194H250ZM253 195V194H252ZM11 196V197H10ZM30 196V197H29ZM35 196V197H34ZM47 196V197H46ZM50 196H53V197H50ZM70 197V198H67V201H66V197ZM71 196H72V198H71ZM74 196H78V201H74V200H77V198L76 197H74ZM89 198V199H86L87 197ZM90 196V197H89ZM94 196V197H93ZM103 196V197H102ZM114 197V196H116V198L118 199H116L115 197L112 199V197ZM128 196V197H127ZM130 196V197H129ZM157 196H156V199H157ZM7 197V198H6ZM13 197V198H12ZM49 197V198H48ZM56 197H58V198H61V199H58V198H56ZM97 197V198H96ZM108 197V198H107ZM111 197V198H110ZM121 197V198H120ZM127 197V198H126ZM154 197V196H153ZM166 197H167V195H166ZM166 197H163V198H166ZM169 197V196H168ZM188 197V196H187ZM187 197H185L186 199H187ZM249 197V196H248ZM252 197V196H251ZM3 198V199H2ZM11 198V199H10ZM19 198V199H18ZM22 199V201H21V199ZM33 200H32V199ZM42 200H41V199ZM47 198V199H46ZM74 198V199H73ZM93 198H95V199H93ZM105 198H107V199H105ZM109 198H110V200H109ZM145 198V197H144ZM143 198V200L145 201V199ZM184 198V199H185ZM253 198V197H252ZM256 198V197H255ZM1 199H2V201H1ZM6 199V200H5ZM37 199V200H36ZM38 199H39V201H38ZM44 199H45V201H44ZM54 199H56V200H54ZM73 199V201H74V203L76 204H73V201L71 202V200ZM102 201H101V200ZM104 199V200H103ZM111 199L113 200L112 202H114V203H112L111 202ZM120 199H121V201L123 200H126V201H124V204H126V205H124V206H122V204H123V201L121 202L120 201ZM128 199V200H127ZM141 199V198H140ZM148 199H150V201H151V195H150V197L148 198ZM154 199V198H153ZM152 199V200H153ZM167 199V198H166ZM165 199V200H166ZM169 199V198H168ZM172 199V198H171ZM170 199V200H171ZM173 199H174V197H173ZM194 199H196V198H194ZM199 198H197V200H198ZM13 200V201H12ZM34 201V202H32V201ZM49 200V201H48ZM54 200V201H53ZM59 200V201H58ZM64 200H65V202H64ZM83 200V201H82ZM85 200V201H84ZM115 200H117V201H115ZM136 200H137V198H136ZM135 199L133 200L134 201V203H135V206L137 207V205H138V200H139V198H138V200L136 201ZM157 200H159V199H157ZM170 200H168V201H170ZM183 200V199H182ZM190 200H193V199H190ZM8 201V202H7ZM16 201H18V202H16ZM24 201H26V202H24ZM79 201H81L80 202V205H79ZM89 203H88V202ZM91 201H93V202H91ZM95 201V202H94ZM106 201V202H105ZM118 201H120L121 202V205H120V203L118 204L117 202ZM146 201H148L147 199H146ZM148 202L149 204H151V202ZM154 201H155V199H154ZM161 201V200H160ZM159 201V202H160ZM164 200L162 199V201H161V203L159 204V205H161L162 204V202H163ZM167 201V200H166ZM167 201V202H168ZM186 201V200H185ZM185 201H183V202H185ZM195 201V200H194ZM193 201V202H194ZM31 203L32 202V204L33 205H31V204H29V203ZM36 202H38V203H36ZM50 202V203H49ZM56 202H58V203H56ZM66 203V204H64V203ZM67 202H69L68 204L69 205H73V206H69L68 204H67ZM84 202V203H83ZM99 202H101V203H99ZM104 202V203H103ZM140 202H143V201H140ZM158 202V203H159ZM166 202V203H167ZM176 202H178V201H176ZM176 202H174L173 201V203H175L176 204ZM181 202V201H180ZM186 202H188V200L186 201ZM196 202V201H195ZM198 202V201H197ZM196 202V203H197ZM9 203V204H8ZM24 203H25V205H24ZM43 203V204H42ZM45 203V204H44ZM47 203V204H46ZM78 203V204H77ZM93 203V204H92ZM103 203V204H102ZM130 203H132L131 201H130ZM144 203V202H143ZM142 203V204H143ZM155 203H156V205H157V201H155ZM155 203H154V205H155ZM164 203H165V201H164ZM171 203V202H170ZM165 204V208H166V206L167 207H172L171 209L173 210V211H175L174 209H176V207L175 206H171V205H174V204ZM189 203H190V201H189ZM192 203V202H191ZM206 203V202H205ZM234 203H236V201L234 202ZM12 204V205H11ZM17 204V205H16ZM21 204V206H23V207H21V206H18V205H20ZM29 206H28V205ZM38 204V205H37ZM40 204V205H39ZM43 206H42V205ZM56 204V205H55ZM58 204V205H57ZM83 204V205H82ZM100 204V205H99ZM108 204H112L111 206L110 205H108ZM141 203H140V205H141V207L143 208V211H142V208H141V211H142V214L144 213H146V212H144V209H145V207L146 206H143ZM178 204V203H177ZM176 204V206H178ZM186 204V203H185ZM188 204V203H187ZM186 204V205H187ZM193 204V203H192ZM209 204V202H207V205ZM233 201H231V208H235V210L237 209H239V211H241V209H240V207H239V205H238V207H237V205L236 204H233ZM6 205V206H5ZM10 205V206H9ZM47 205H48V207H47ZM50 205H53L54 206V208H53V206H50ZM62 205V206H61ZM79 205V206H78ZM84 205H86V207L84 206ZM101 206L100 207V209H99V207L97 208L96 206ZM103 205V206H102ZM115 205H117V206H115ZM121 207H120V206ZM131 205V204H130ZM133 205V204H132ZM148 205V204H147ZM163 206H164V204H162ZM170 205V206H169ZM182 205V204H181ZM184 205V204H183ZM196 204L194 203V205L193 206H195ZM9 206V207H8ZM26 206V207H25ZM45 206V207H44ZM76 206V207H75ZM78 206V207H77ZM84 206V207H83ZM110 206V207H109ZM135 206H131V208L132 207H134L135 208ZM139 206V205H138ZM151 206V205H150ZM162 206V207H163ZM193 206H191V204L189 205V207H191V208H194ZM197 206H199V202L197 203V205L195 206V209H196V207ZM210 206L213 208V206H212V204H210ZM233 206V207H232ZM3 207V208H2ZM11 207V208H10ZM20 207V208H19ZM60 207V208H59ZM63 207H65V208H63ZM70 207V208H69ZM95 207V208H94ZM114 207H116V209L114 208ZM124 207V208H123ZM149 207V206H148ZM148 207H146L147 209H149ZM152 207H153V205H152ZM151 207V208H152ZM155 207V206H154ZM158 207V209L160 210V207L159 206H157ZM173 207H174V209H173ZM185 207V206H184ZM188 207V208H189ZM208 207V206H207ZM14 208H16V209H14ZM30 208V209H29ZM33 208V209H32ZM40 208V209H39ZM51 208V209H50ZM62 208V209H61ZM67 208V209H66ZM75 210H73V209ZM86 210H85V209ZM102 208V209H101ZM108 210V211H106V209ZM109 208V209H108ZM119 208V209H118ZM122 208V209H121ZM126 208H128L127 206H126ZM130 208V207H129ZM130 208V209H131ZM134 208H132V209H134ZM139 208V209H140ZM150 208V209H151ZM164 208V207H163ZM178 208H179V206H178ZM187 207H186V209H188ZM5 209V210H4ZM25 209V210H24ZM38 209V211H36ZM49 209H50V211H51V213H50V211H49ZM57 209V210H56ZM91 209V210H90ZM93 209V210H92ZM99 209V210H98ZM115 209V210H114ZM130 209H128V210H130ZM136 209V208H135ZM138 209V208H137ZM136 209V212H138V210ZM155 209V208H154ZM154 209H153V211H154ZM168 209V208H167ZM181 211H183L184 209L182 208V206H180V208H179ZM179 209H177L178 211H179ZM190 209V208H189ZM188 209V210H189ZM194 209V210H195ZM202 209V208H201ZM207 209H209V208H207ZM5 212H4V211ZM9 210V211H8ZM16 210H17V212H19V210H20V212L19 213H15L16 215L18 214V217L14 214V212H16ZM24 212H23V211ZM29 210V211H28ZM43 210H44V212H43ZM47 210L49 211V213L47 212ZM55 210V211H54ZM64 210H67L66 212L64 211ZM73 210V211H72ZM77 210V211H76ZM79 210V211H78ZM83 210V211H82ZM84 210H85V212H84ZM95 210V211H94ZM110 210V211H109ZM124 210V211H123ZM159 210L157 211V209H155V211L156 212H158L159 213ZM161 210H163V209H161ZM166 210V209H165ZM170 210V209H169ZM172 210H170V211H172ZM176 210V211H177ZM188 210H187V214L189 215L191 212V209L189 210V212L190 213H188ZM194 210H192L193 212H192V214H194L195 212H194ZM25 211H27V212H25ZM43 212V213H41V212ZM54 211V212H53ZM87 211V212H86ZM89 211V212H88ZM101 211V212H100ZM112 211V212H111ZM113 211L115 212V213H113ZM118 211V212H117ZM141 211L139 212V214H137V215H140V213H141ZM150 211V210H149ZM147 212V213H150L151 211H152V209H151V211L150 212ZM180 211V212H181ZM185 211V210H184ZM183 211V212H184ZM196 211V213H197V209L195 210ZM10 212V213H9ZM12 212H13V214H12ZM23 212V213H22ZM59 213L58 214V216H57V214L56 213ZM61 212V213H60ZM64 212V213H63ZM83 214H82V213ZM93 212V213H92ZM128 212H132V210L131 211H128ZM127 212V213H128ZM156 212H153V213H156ZM161 212V211H160ZM163 212H165L164 210H163ZM166 212H168V211H166ZM165 212V213H166ZM201 212V211H200ZM250 212H252L251 210H250ZM7 213V214H6ZM21 213V214H20ZM32 213V214H31ZM35 213V214H34ZM74 213V214H73ZM79 213V214H78ZM99 213H101V214H99ZM105 213V214H104ZM107 213V214H106ZM112 213V215L113 214H117V216H115V215H113V216H110V214ZM120 213V214H119ZM124 213V214H123ZM135 213V212H134ZM152 213V214H153ZM162 213V212H161ZM163 214V215H165L166 216V214ZM171 213V212H170ZM169 213V214H170ZM176 213L177 212H175V215H176ZM195 213V214H196ZM202 213V212H201ZM200 213V214H201ZM4 214V215H3ZM8 214H9V216H8ZM20 214V215H19ZM40 214V215H39ZM48 214V215H47ZM53 214V215H52ZM65 214H70V215H65ZM73 214V215H72ZM87 216H86V215ZM93 214V215H92ZM103 214V215H102ZM122 214V216H120ZM136 214H134V216H136ZM157 214V213H156ZM155 214V215H156ZM168 214V215H169ZM177 214H179V213H177ZM186 214V212H185V214H184V216L186 217H188V215ZM15 215V216H14ZM27 215V216H26ZM31 215V216H30ZM37 215H39V216H37ZM47 215V216H46ZM55 215H56V217H58V218H56L55 217ZM66 216V218H65V216ZM80 215V216H79ZM109 216V217H106V216ZM119 215V216H118ZM123 215H124V218H123ZM128 215H129V213H128ZM132 215V214H131ZM147 214H145V217L147 218V216H146ZM150 216H152L151 214H149ZM148 215V216H149ZM160 215V214H159ZM167 215V216H168ZM174 215V216H175ZM180 215V214H179ZM179 215H177L176 217L177 218H174V220L175 221H177V219H182ZM3 216V217H2ZM6 216H7V218L8 219H6L7 220V222H6V220H5V218H6ZM19 216H21V217H19ZM53 216H54V218H53ZM61 216H63V217H61ZM73 216V217H72ZM76 216H78V217H76ZM85 216V217H84ZM93 216V217H92ZM105 216V217H104ZM115 216V218H114V220L115 221H118V224L115 226V222L112 220V218ZM133 216V215H132ZM133 216V217H134ZM142 217L141 218H145L143 215H141ZM158 216V215H157ZM154 216V217H156V218H154V219H156V220H158V222H159V220L160 219H158L160 216H161V220L162 219H164V216H162V215H160V216ZM170 216V215H169ZM172 216V215H171ZM181 216H182V212H181ZM184 216H182V217H184ZM10 217V218H9ZM14 219H13V218ZM24 217V218H23ZM29 217V218H28ZM44 217H46V219L44 218ZM97 217V218H96ZM102 217V218H101ZM118 217V218H117ZM137 217V216H136ZM193 217V215L191 216L190 215V220H192L191 218ZM3 220H2V219ZM12 218V219H11ZM20 220H18V219ZM34 218V219H33ZM39 218V219H38ZM40 218H42V219H40ZM51 218V220H48V219H50ZM60 218V219H59ZM61 218H63V219H61ZM68 218V219H67ZM71 218H73L72 220H71ZM83 218V219H82ZM98 220L96 223H95V220L96 219ZM99 218V219H98ZM108 218H110V219H108ZM135 218V217H134ZM172 219H173V216L171 217ZM17 221H16V220ZM23 219V220H22ZM25 219V220H24ZM27 219V220H26ZM52 219H53V221H52ZM56 219V220H55ZM77 221H75V220ZM80 219V220H79ZM90 219V220H89ZM104 219H105V221H104ZM119 219V220H118ZM125 219V221H123ZM139 219H140V217H139ZM139 219H137V220H139ZM150 219V218H149ZM153 219V218H152ZM151 219V220H152ZM167 219V218H166ZM185 219V218H184ZM188 219V218H187ZM10 220V221H9ZM13 220H14V222H13ZM33 220V221H32ZM37 220L39 221V222H37ZM42 220V221H41ZM45 220V221H44ZM48 220V221H47ZM56 222H55V221ZM58 220V221H57ZM61 220V221H60ZM65 220H66V222H65ZM68 220V221H67ZM109 220H112V221H109ZM174 220H172V221H174ZM194 220V219H193ZM193 220H192V222H193ZM5 221V222H4ZM16 221V222H15ZM21 221H23V222H21ZM28 221H30L31 223H26V222H28ZM34 221H36V222H34ZM50 221H51V223H50ZM62 221H64V222H62ZM70 221H72V222H70ZM73 221H75V223L73 222ZM89 221V222H88ZM92 221H93V223H92ZM100 221V222H99ZM103 221V222H102ZM121 221H122V223H121ZM128 221V222H127ZM140 221V220H139ZM138 221V222H139ZM145 222V225L147 224V223H149V225H150V223H151V225L150 226H152L153 227V225H155L154 223H153V225H152V221L150 222L149 220H146V221H144V219L143 220H141L139 223H140V225L141 226H144L143 224H141V222ZM147 221H149V222H147ZM163 222H164V220H162ZM167 221H169V224H170V222H171V220L169 219V220H166V223L168 224V222ZM179 222H178V224H182V220H178ZM219 221V220H218ZM2 222H3V224H2ZM11 222V223H10ZM18 222H19V225H18ZM26 223V225H25V223ZM36 223V224H34V223ZM46 224H45V223ZM48 222V223H47ZM107 222V223H106ZM110 222H111V224H110ZM147 222V223H146ZM181 222V223H180ZM191 223L190 221H187L186 223H185V221H184V223L185 224H187V223ZM6 223V224H5ZM17 225H15V224ZM40 223V224H39ZM50 223V224H49ZM56 223H58L57 225H56ZM60 223V224H59ZM65 225H64V224ZM85 223V224H84ZM115 223V224H114ZM126 223V224H125ZM128 223H130V224H128ZM133 223V225H131ZM165 222H164V224H165V226H167V224H166ZM175 223V222H174ZM173 223V224H174ZM193 223H196V221L195 222H193ZM192 223V224H193ZM197 223H198V221H197ZM8 224V226H6ZM14 226H13V225ZM33 224V225H32ZM48 224V225H47ZM68 224V225H67ZM80 224V225H79ZM91 224V225H90ZM100 224V225H99ZM123 225V224H125L124 226L126 227V230L124 229L125 227H123V230L126 232H123V230H122V227L120 226V228H119V226L118 225ZM128 224V225H127ZM164 225L161 221H160V223H159V227H160V225ZM168 224V225H169ZM177 223H176V227L177 228H179V230H182L184 227H186L187 225H185V224H183L184 225V227H182L183 225H181V229H180V225H178ZM214 223H210V226H212ZM2 225V226H1ZM9 225H10V227H9ZM41 225H43V228L44 229H42V226ZM50 225V226H49ZM52 225V226H51ZM60 225V226H59ZM63 225V226H62ZM69 226V227H67V226ZM71 225V226H70ZM74 225V226H73ZM81 225H84V226H81ZM85 225H86V229H85ZM90 225V226H89ZM95 225V226H94ZM102 225H104V227H102ZM107 225V226H106ZM110 225V226H109ZM137 225V224H136ZM148 225V226H149ZM161 225V226H162ZM202 225V224H201ZM19 226L21 227V228H19ZM24 226V228H22ZM28 226H29V229H27L28 228ZM41 226V227H40ZM45 226V227H44ZM54 226V227H53ZM99 226V227H98ZM101 226V227H100ZM139 226V225H138ZM137 226V227H138ZM150 226L149 227H146V226H144V228L143 227H140L141 229L143 228L144 229V231H142V232H144V234H145V230L148 228V231H149V235H150V231L151 230H149V228H150ZM163 227L164 229L166 228V227ZM179 226V227H178ZM208 226V225H207ZM206 226V227H207ZM209 226V227H210ZM7 227V228H6ZM31 227V228H30ZM34 227V228H33ZM40 227V228H39ZM51 227V228H50ZM55 227L58 229H55ZM59 227V228H58ZM71 227H73V229H74V227H75V229L73 230ZM88 227H90V228H88ZM93 227H96V228H92ZM106 227V228H105ZM108 227V228H107ZM135 228H137L136 226H134ZM151 227V228H152ZM158 227V228H159ZM205 227V228H206ZM209 227H207L206 228V230L205 231H207L208 233L210 232V230H211V228H213V227H211L210 229H209ZM7 230H6V229ZM9 228V229H8ZM19 228V229H18ZM26 228V229H25ZM66 228H67V230H66ZM102 228V229H101ZM105 228V229H104ZM118 228V229H117ZM130 228H131V230H130ZM134 228V229H135ZM146 228V229H145ZM154 228V230H155V227H153ZM152 228V229H153ZM162 228V227H161ZM161 228H160V230H161ZM170 228H171V224H170ZM172 228H173V226H172ZM214 228H215V226H214ZM217 228H219V227H216V230L214 229L213 231L214 232H216V234L218 233V229ZM220 228H222V227H220ZM227 228V230H228V227H226ZM4 229V230H3ZM13 229V230H12ZM35 229V230H34ZM42 229V230H41ZM51 229V230H50ZM54 229V230H53ZM60 229V230H59ZM66 231H65V230ZM89 229V230H88ZM96 230V233H98V234H96L95 233V230ZM101 229V230H100ZM107 229V230H106ZM109 229V230H108ZM120 229V230H119ZM129 229V230H128ZM140 229V230H141ZM175 229V228H174ZM189 229H191L190 227L188 228V231H189ZM209 231H208V230ZM44 230V231H43ZM50 230V231H49ZM72 230V231H71ZM80 230V231H79ZM114 230V231H113ZM118 232H117V231ZM135 230H137L138 231V229H135ZM134 230V231H135ZM157 230V229H156ZM156 230L154 231L155 233H156ZM159 230V229H158ZM159 230V231H160ZM167 230H168V228H167ZM167 230L165 231L166 233H168L167 232ZM170 230H173V229H170ZM178 229L176 230V232H178L179 231ZM220 230V229H219ZM222 230H224L223 228H222ZM226 230V229H225ZM12 231V232H11ZM18 233H16V232ZM18 231H20V232H24L23 233V235H22V237H21V234L22 233H20V232H18ZM33 231H35V235L32 233ZM38 231H40L39 232V234H38ZM43 231V232H42ZM53 231H55V232H53ZM60 231V232H59ZM68 231V232H67ZM74 231V232H73ZM82 231V232H81ZM89 231V232H88ZM94 233H93V232ZM107 231V232H106ZM110 231V232H109ZM116 231V233L114 234V232ZM119 231H121L122 233H124V234H120L119 233ZM130 231H132V232H130ZM136 231V232H137ZM184 231V230H183ZM186 231H187V227H186ZM192 231H194V230H192ZM191 231V232H192ZM231 231V229H229V232ZM30 232H31V234H30ZM46 232V233H45ZM73 233V235L71 234V233ZM81 232V234L80 235H77V233L79 234ZM86 232V233H85ZM113 232V233H112ZM139 232V231H138ZM138 232H137V234H138ZM142 232H139V234L140 233H142ZM146 232H147V230H146ZM152 232V231H151ZM153 232V233H154ZM170 232V231H169ZM172 232V231H171ZM171 232L170 233H168V238H169V235H170V237H171ZM181 232V231H180ZM180 232L178 233V234H180ZM190 232V233H191ZM212 232V231H211ZM210 232V234H214V233H211ZM232 232V231H231ZM230 232V234H232ZM4 233V234H3ZM6 233V234H5ZM7 233H9V234H7ZM15 233L17 234V235H15ZM48 233L50 234V237H49V235H48ZM55 233V234H54ZM62 233V234H61ZM69 233V234H68ZM75 233H76V235H75ZM84 233V234H83ZM91 233H93V235L91 236ZM107 233V234H106ZM113 234V236L115 235H117V238L119 237H122V235L124 236V237H122V238H120L121 240H122V242H121V240H120V244H119V240H116L115 238V240L117 241V242H115V241H113V242H115V243H111V244H113V246H108V245H103L104 243H106V244H108V242H105V241H99V240H101V235L103 234V235H105V236H103V239L102 240H105L106 239V235H111L112 236V234ZM118 233V234H117ZM129 233H131V234H129ZM155 233H154V235H155ZM158 233H160V234H163L162 233V231L161 232H158ZM157 233V235L158 236H161V235H159ZM165 233V234H166ZM183 233H185V231L183 232ZM183 233H182V235H183ZM188 232H186V234H187ZM193 233V232H192ZM194 233H195V235H198L195 231H194ZM219 233L221 234V232L219 231ZM12 234V235H11ZM60 234V235H59ZM64 234H67V235H64ZM87 234V235H86ZM120 234V235H119ZM129 234V235H128ZM136 234V233H135ZM136 234V235H137ZM138 234V236H142V235H139ZM147 234V233H146ZM145 234V235H146ZM210 234H205V235H207V236H205L206 237V240H211L210 238H213V236H211L210 238L208 237ZM216 234H215V236H216ZM2 235H4L3 237H2ZM20 235V236H19ZM25 235V236H24ZM32 235H34V237H32L31 239H30V237ZM42 235V236H41ZM44 235H46V236H44ZM52 235V236H51ZM55 235V236H54ZM88 235L90 236V237H88ZM94 235H96L95 237H94ZM97 235L99 236L100 235V237H98L97 238ZM109 235V236H110ZM136 235H134L135 237H136ZM148 235V237L151 239V237L153 238L154 236L151 234V237ZM157 235H156V238H157ZM175 235H177V234H175ZM175 235H174V237H175ZM193 236L192 235V237H195V238H198V237H200V236H202V235H199V236ZM7 236V237H6ZM9 236H10V239H8L9 238ZM26 236H28V237H26ZM36 236V237H35ZM40 237V238H37V237ZM62 236H64V237H62ZM66 236V237H65ZM72 236V237H71ZM77 236H79V237H77ZM81 236V237H80ZM84 236H85V238H84ZM113 236H112V238H113ZM114 236V237H115ZM138 236L136 237V238H138ZM180 236V235H179ZM179 236H178V238H179ZM184 237H187V236H185V235H183ZM214 236V237H215ZM22 239H21V238ZM44 238V240H43V238ZM61 237V238H60ZM68 237H69V239L71 238V240H69L68 239ZM75 237V238H74ZM76 237H77V239H76ZM105 237V238H104ZM131 237V238H130ZM134 237V238H135ZM143 237H146V236H143ZM183 237V238H184ZM208 237V238H207ZM20 238V239H19ZM24 238V239H23ZM27 238V239H26ZM34 238V239H33ZM37 238V239H36ZM50 238V239H49ZM67 238V239H66ZM81 238H83V239H81ZM91 238V239H90ZM92 238H97V239H99L98 241L99 242H102V243H99L98 241V243L101 245H103V247H101V246H99V244L97 243V242H95L97 239H92ZM111 238V237H110ZM111 238V240H110V242L113 240ZM125 238H127L126 240H124ZM148 238V239H149ZM155 238V237H154ZM154 238H153V240H154ZM163 238V236L161 237V239ZM166 238H167V236H166ZM167 238V239H168ZM172 238H173V236H172ZM176 238L177 237H175V238H173V240H174V242H173V240L172 239H170V240H172V243H175V241H176ZM180 238H182V237H180ZM182 238V239H183ZM188 238V237H187ZM189 238H191V237H189ZM188 238V239H189ZM195 238H193V239H195ZM11 239H12V241H13V243H12V241H11ZM36 239V240H35ZM39 239V240H38ZM52 239V240H51ZM55 239V240H54ZM61 239V240H60ZM88 239L90 240V241H88ZM129 239V240H128ZM140 239L142 240L143 238H140L139 237V241H140ZM147 239V238H146ZM146 239H144V240H146ZM148 239H147V244H148V246H150V244L148 243ZM159 238H157L156 239V241L158 240ZM164 239H165V236H164ZM187 239V240H188ZM192 239V238H191ZM190 239V240H191ZM200 238H198V240H199ZM205 240V238H203L202 237V244L200 245L199 244V242H201V240H199L198 241V243H197V239H195L196 240V243H197V245H198V247L199 246H201V248H204L205 250H207L208 251V249H206L207 248V246L208 245H205L204 244V240ZM4 240V241H3ZM15 240H16V242H15ZM20 240V241H19ZM25 240V241H24ZM31 240H33V241H31ZM57 240H59L58 242H57ZM62 240H65V241H62ZM67 240L68 241H71V242H67ZM74 240V241H73ZM78 240V241H77ZM81 240V241H80ZM85 240V241H84ZM95 240V241H94ZM135 240H138V239H135ZM152 240V241H153ZM180 240V239H179ZM178 240V241H179ZM185 240H186V238H184V242H185ZM206 240H205V242H206ZM213 240V239H212ZM212 240L209 242H207L209 245H211V247L209 246L208 248H210L209 250H214V248H213V246L214 245H212ZM18 241H19V243H18ZM28 241V242H27ZM37 241V242H36ZM41 241V242H40ZM44 241V242H43ZM51 241V242H50ZM88 241V242H87ZM95 243H94V242ZM107 241V240H106ZM127 241H128V243H127ZM158 241H160V240H158ZM164 241V240H163ZM166 241V240H165ZM169 241V240H168ZM192 241V240H191ZM4 242H6V243H4ZM25 242V243H24ZM54 242V243H53ZM57 242V243H56ZM59 242H61V243H59ZM63 242H65V243H63ZM69 244V246H67L68 244ZM104 242V243H103ZM110 242H109V244H110ZM124 242V243H123ZM134 242V241H133ZM142 242H143V240H142ZM146 242V241H145ZM144 242V244H146ZM151 242V241H150ZM177 242V241H176ZM182 242V241H181ZM190 241H188V245H187V247L189 246V243ZM8 243H9V245H8ZM17 244V245H14V244ZM22 243H24V244H22ZM42 243H44V244H42ZM48 243V244H47ZM58 243H59V246H61V247H59L58 246ZM70 243H72V245L70 244ZM74 243V244H73ZM75 243H76V246H75ZM83 243V244H82ZM90 243L93 245H90ZM95 245H94V244ZM126 243L128 244V247L127 246H124L123 244H125L126 245ZM135 243V242H134ZM138 243H141V242H138ZM153 243V242H152ZM160 244L161 245V243H159V242H156L155 244ZM165 243V242H164ZM163 243V244H164ZM170 243V242H169ZM168 243V244H169ZM178 243V242H177ZM177 243L176 244H174V246L175 245H177ZM191 243H193V242H191ZM195 243V244H196ZM7 246H6V245ZM31 244V245H30ZM40 244V245H39ZM63 244H64V246H63ZM79 244V245H78ZM81 244V245H80ZM90 246V248H89V246ZM98 244V245H97ZM121 244L123 245V247L121 246ZM154 244V243H153ZM153 244L151 245V246H153ZM157 244V246H159ZM180 244V243H179ZM182 244V243H181ZM185 244V243H184ZM24 245V246H23ZM30 245V246H29ZM33 245H35V246H33ZM46 246V247H43V246ZM70 245H71V247H70ZM85 245V246H84ZM132 245H134V244H132ZM141 246V244H138V248H136V250L137 249H139V247ZM169 245H171V243L169 244ZM194 245V244H193ZM197 245H195V246H197ZM204 245L206 246V248L204 247ZM3 246V247H2ZM6 248H5V247ZM33 246V247H32ZM41 246V247H40ZM47 246H49V247H47ZM52 248H51V247ZM79 246V247H78ZM106 246H108L107 248H106ZM135 246H136V243H135ZM135 246H132V247H135ZM142 246H147V245H142ZM165 247L167 246L166 245V243H165V245H164ZM163 245H161L160 247L162 248V247H164ZM172 246V245H171ZM173 246V247H174ZM181 246V245H180ZM179 246V247H180ZM185 246H186V244H185ZM184 246V247H185ZM190 246H191V244H190ZM19 247V248H18ZM58 247V248H57ZM70 247V248H69ZM77 247V248H76ZM84 247V248H83ZM88 247V248H87ZM95 247V249L93 250V248ZM105 247V248H104ZM154 247V246H153ZM164 247V248H165ZM170 247V246H169ZM168 246L166 247L167 249L169 248ZM179 247H178V250H179ZM191 247H194V246H191ZM3 249V251H2V249ZM34 248V249H33ZM37 248V249H36ZM53 249V250H51V249ZM63 248V249H62ZM66 248V249H65ZM74 248V249H73ZM81 248V249H80ZM99 248H101V249H99ZM109 248L111 249V250H109ZM124 248L121 250V249H119L120 251H123L122 253H124L125 252V250H124ZM147 248V247H146ZM150 247H148V249H149ZM152 248V247H151ZM149 249L147 252H149V254H152L153 255V253H150L151 251L150 250H153V248L152 249ZM154 248H157L156 246L154 247ZM175 248V247H174ZM173 248V249H174ZM182 248H183V246H182ZM190 248V247H189ZM195 248V247H194ZM201 248H198V249H201ZM8 249L9 250H13V251H8ZM23 249V250H22ZM31 251H30V250ZM48 249H50L49 251H48ZM56 249V250H55ZM61 249V250H60ZM68 249H72L71 251L73 252H71V254H70V250H68ZM79 249V250H78ZM85 249L86 250H88V251H86L85 252ZM106 249V250H105ZM114 249V250H113ZM115 249H116V251H115ZM141 249V251L143 252V250L145 251V248L143 247V250H142V248H140ZM193 249V248H192ZM198 249H196V250H198ZM202 250V251H205V250ZM7 250V251H6ZM25 250V251H24ZM34 250H38V251H34ZM67 250V251H66ZM76 252H75V251ZM82 250H84V251H82ZM104 250L105 251H107V252H104ZM132 250V249H131ZM133 250H134V248H133ZM135 250V251H136ZM157 250V249H156ZM158 250H161L160 248L158 249ZM169 251H170V249H168ZM181 250V249H180ZM179 250V251H180ZM5 251H6V255H7V253H8V255H9V257L11 258L10 260H12L10 263L8 262V258H6V255H5ZM21 251H22V253H21ZM29 251V252H28ZM41 251V252H40ZM44 251H45V253H44ZM62 251V252H61ZM66 251V252H65ZM80 251V252H79ZM118 252V254H121V252ZM135 251H133L134 252V254L135 255H137L136 253H135ZM138 251V250H137ZM154 251H155V249H154ZM163 251H164V249L161 251L162 253H163ZM169 251H166V249H165V252H167V253H169ZM174 251H175V249H174ZM183 251H188L187 250V248H186V250H185V248H184V250ZM183 251H181L180 253L182 254V252ZM190 251H192V250H190ZM215 251V250H214ZM214 251H211V252H214ZM16 252V253H15ZM51 252V253H50ZM75 252V253H74ZM91 252V253H90ZM101 252V251H100ZM117 252H116V255H118L117 254ZM157 252H159V251H157ZM156 251L154 252V254H156L157 253ZM160 252V253H161ZM164 252V253H165ZM177 252V251H176ZM197 252V251H196ZM196 252H194V250H193V254L195 255V253ZM206 252V251H205ZM211 252H209V254L211 253ZM2 253V254H1ZM19 253V254H18ZM24 253V254H23ZM32 253V254H31ZM49 253V254H48ZM55 255H54V254ZM57 253V254H56ZM78 255H77V254ZM82 253H83V255H82ZM89 253V254H88ZM94 253V252H93ZM102 253V254H103ZM110 253V255H112V257H114L113 256V254H111ZM127 253L129 254L130 252L128 251V252H126L125 254H124V256L126 255L127 256ZM131 253H132V251H131ZM131 253L129 254V255H131ZM139 253H141V252H139ZM138 253V254H139ZM144 253H146V252H144ZM171 253H173L172 252V249H171ZM200 253L201 254H203V252H201L200 251ZM3 254H4V256H3ZM23 254V255H22ZM31 256H30V255ZM59 254V255H58ZM61 254V255H60ZM65 254V255H64ZM74 254V255H73ZM76 254V255H75ZM86 254V255H85ZM95 254V253H94ZM101 253L100 254H96V256L97 255H99V258L102 256V258H103V255H102ZM115 254V253H114ZM148 253L146 254V255H148V257L150 256L151 258H152V256L151 255H149ZM159 254V253H158ZM166 254V253H165ZM174 254H176L175 252H174ZM173 254V256L172 255H170V256H172V257H174L175 255ZM184 254H185V252H184ZM206 254V253H205ZM209 254H207V255H209ZM215 254V253H214ZM8 255H7V257H8ZM14 255L16 256V257H14ZM50 255V256H49ZM64 255V256H63ZM72 257H71V256ZM92 255V256H91ZM101 255V256H100ZM145 255V256H146ZM163 255V254H162ZM161 255V256H162ZM186 255V254H185ZM199 255V256H198ZM198 257L201 259V258H203V259H201V260H203V262H202V264L206 261V259H208L207 258V255H206V257L205 256H201L200 254H199V251H198ZM212 255H213V253L211 254V257H212ZM13 256V257H12ZM18 256V257H17ZM26 259H24L23 257ZM40 256H42V257H44V259L42 258H40ZM56 256V257H55ZM63 256V257H62ZM68 257V258H66V257ZM75 256V257H74ZM79 256V257H78ZM80 256H81V258H80ZM84 256V257H83ZM88 256V257H89ZM107 257L106 259H108V257H109V255H104V257ZM123 256V255H122ZM122 256H120V259L122 258ZM123 256V258H125ZM143 256V255H142ZM145 256H143V257H145ZM164 256V255H163ZM163 256H162V258H163ZM166 256V255H165ZM176 256H181L180 254L178 255V252H177V255ZM184 256V255H183ZM182 256V257H183ZM201 256V257H200ZM210 256V255H209ZM27 257V258H26ZM29 257V258H28ZM32 257V258H31ZM36 259H35V258ZM39 257V258H38ZM50 257H51V259H50ZM53 257V258H52ZM65 257V258H64ZM77 258V259H79L80 258V260H77L76 259V261H75V259H72V258ZM117 257V256H116ZM118 257H119V255H118ZM128 257V256H127ZM126 257V260H130V258H131V256H129L130 258H127ZM138 258V256H134L133 257V259H131L132 260V262H130V263H133L134 262V258ZM140 258H141V256H139ZM143 257L141 258V260L143 259ZM149 257V258H150ZM156 257V256H155ZM159 257H160V255H159ZM167 257H168V255H167ZM177 257V260L176 261H178L179 260V258ZM182 257H181V259H182ZM186 257H187V255H186ZM189 257L190 256H188V259H189ZM210 257V259H212ZM15 259V262L13 261L14 259ZM20 258V259H19ZM63 258V259H62ZM109 258H111V257H109ZM121 259V263H123V260L124 259ZM139 258V259H140ZM157 258V257H156ZM155 258V259H156ZM168 258H171V257H168ZM168 258H167V260H168ZM175 258V257H174ZM184 258H185V256H184ZM190 258H192V256L190 257ZM198 258V259H199ZM22 259V260H21ZM29 259V260H28ZM42 261H41V260ZM54 259H56V260H54ZM67 259V260H66ZM70 259V260H69ZM82 259V260H81ZM86 259V260H85ZM88 259V260H87ZM112 259H114L113 260V262H112V260H109L108 259V262L109 263H114L115 261H116V263H117V260L119 259V258H117L116 260H115V257L114 258H112ZM137 260V259H135V261L137 260V261H139L138 262V264L140 263L141 264V262L143 263V260L141 261V260ZM146 259H148L147 257H146ZM153 259H154V257H153ZM153 259H151V261L153 260ZM157 259H159V258H157ZM164 259V258H163ZM172 259V258H171ZM176 259V258H175ZM180 259V260H181ZM196 259V258H195ZM198 259H196L197 261H198ZM215 259V258H214ZM1 260H3V262L4 263H1ZM17 260H19V263H17L18 261ZM24 260V261H23ZM35 260H37V261H35ZM61 260V261H60ZM69 260V261H68ZM99 260V261H98ZM126 260L124 261V263H127L126 262ZM130 260V261H131ZM162 260V259H161ZM161 260H159V261H161ZM166 260V259H165ZM194 260V259H193ZM195 260V261H196ZM205 260V261H204ZM51 263H50V262ZM60 261V262H59ZM63 261V262H62ZM81 261V262H80ZM102 261H104V262H102ZM136 261V262H137ZM150 261V259H149V262H148V260H146L145 261V264H146V262H148V263H152V264H155L156 263V261H152L151 262ZM158 261V260H157ZM172 261L173 262H175L174 261V259H172ZM185 261H186V259H185ZM191 261V260H190ZM190 261H188V262H190ZM209 261V260H208ZM216 261V260H215ZM6 262V263H5ZM12 262H14V263H12ZM58 262V263H57ZM119 262V261H118ZM119 262V263H120ZM136 262H135V264H136ZM155 262V263H154ZM163 262V261H162ZM161 262V263H162ZM165 263H163V264H170V261H164ZM179 262V261H178ZM177 262V263H178ZM181 262V261H180ZM187 261H186V263H188ZM212 262V261H211ZM211 262H209V264L211 263ZM24 263H22V264H24ZM116 263H114V264H116ZM123 263V264H124ZM128 263H129V261H128ZM147 263V264H148ZM158 263H160V262H158ZM158 263H156V264H158ZM182 263V262H181ZM183 263H184V261H183ZM185 263V264H186ZM214 263H216V262H214ZM71 264H73V262L71 263ZM118 264V263H117ZM134 264V263H133ZM144 264V263H143ZM171 264H173V263H171ZM189 264V263H188ZM190 264H193V262H191ZM198 264V263H197ZM200 264V263H199ZM205 264H207V261L205 262ZM219 264V263H218Z\"/></svg>", "mask_w": 264, "mask_h": 264}, {"label": "bare ground", "instance_id": "bare-ground-1", "mask_svg": "<svg viewBox=\"0 0 264 264\" xmlns=\"http://www.w3.org/2000/svg\"><path fill=\"white\" fill-rule=\"evenodd\" d=\"M38 1H39V0H38ZM103 1H104V0H103ZM116 1H117V0H116ZM140 1H141V0H140ZM149 1H150V0H149ZM165 1H167V0H165ZM165 1H163V2L165 3ZM173 1H174V0H173ZM173 1H172V3L170 2L171 5L173 4ZM183 1H184V0H183ZM185 1H186V0H185ZM188 1H189V0H187V2H188ZM202 1H204V0H202ZM229 1H231L230 4H231V3L233 4L234 2L238 3V7H239V5H240L241 3H242V5H243V1H244V0H238V1H237V0H234V1L229 0ZM229 1H228V2H229ZM241 1H242V2H241ZM245 1H247V0H245ZM245 1H244L245 4H248V3H249V4L252 5L256 0H248L249 2L247 1V3H246ZM250 1H254V2L252 3V2H250ZM263 1H264V0H263ZM263 1L261 2V0H259L258 3L256 4V6H257L260 2L264 5ZM58 2H59V1H58ZM63 2H64V1H63ZM72 2H73V1H72ZM88 2H89V1H88ZM119 2H120V1H119ZM125 2H126V1H125ZM131 2H132V1H131ZM135 2H136V1H135ZM142 2H143V1H142ZM179 2H180V1H179ZM196 2L198 3L199 1H198V0H197V1L194 0V4H195ZM200 2H201V0H200ZM200 2H199V3H200ZM211 2H212V1H211ZM216 2H218V0H217ZM221 2H222V1H220V3H221ZM224 2H225V1H224ZM226 2H227V1H226ZM14 3H15V2H14ZM60 3H61V2H60ZM65 3H66V2H65ZM91 3H92V2H91ZM112 3H114V2H112ZM164 3H163V4H164ZM176 3H177V2H176ZM176 3H174V4H176ZM183 3H185V2H183ZM189 3H190V2H189ZM197 3H196V4H197ZM201 3H202V2H201ZM209 3H210V2H209ZM214 3H215V1H214ZM218 3H219V2H218ZM222 3H223V2H222ZM236 3H235V4H236ZM261 3H260L261 7H260V6H258V7H260L261 9H263L264 6H263ZM70 4H71V3H70ZM136 4H137V3H135V5H136ZM138 4H140V3H138ZM143 4H144V2H143ZM145 4H146V3H145ZM145 4H144V5H145ZM154 4H155V3H154ZM159 4H160V3H159ZM203 4L205 5V3H203ZM224 4H228V3H224ZM245 4H244V5H245ZM249 4L246 5V6H250ZM5 5H6V4H5ZM7 5H8V4H7ZM17 5H18V4H17ZM41 5H43V4H41ZM131 5H132V4H131ZM135 5H134V6H135ZM140 5H141V4H140ZM165 5H166V4H165ZM178 5H179V4H178ZM182 5H183V4H182ZM182 5H181V6H182ZM185 5H186V4H185ZM198 5H200V4H198ZM209 5H210V6H211V5H215V6H214V10H215V7H216V10H215V11L218 12L217 5H219V4H213V3H212V4H209ZM221 5H222V4H221ZM236 5H237V4H236ZM244 5L241 6V7H243V9H244V8L246 9V6H244ZM149 6H150V5H149ZM168 6H169V2H168ZM168 6H167V7H168ZM200 6H201V5H200ZM200 6H199V8H200ZM210 6H207L208 9H210V8H209ZM232 6H233V5H232ZM256 6L253 4L252 7L256 10ZM48 7H49V6H48ZM112 7H113V6H112ZM127 7H129V6H127ZM139 7H140V6H139ZM173 7H174V6H173ZM177 7H178V6H177ZM193 7H194V6H193ZM196 7H197V6H196ZM196 7H195V8H196ZM211 7H212V6H211ZM219 7H220V5L218 6V8H219ZM224 7H225V6H224ZM228 7H229V4H228ZM234 7H235V6H234ZM234 7H232V11L230 10V13H231V12L233 13V8H234ZM238 7H235L234 9H236V8H238ZM241 7H240V8H241ZM250 7H251V6H250ZM250 7H247V8H248L251 12L248 11V9H246V11H248V14H247V12H246L245 10H244V11H245V14H244V11H243L242 9L239 8L241 11H240L239 9H236V10H239V11H235V13L232 14V15L235 14L234 16H232V18H233L232 20L234 21V19H235V20H236V19H239V20L241 19V20H240L241 22H239V20H238L239 23L235 21L233 24H231V26H232V25L234 26L235 23L238 24V25L236 24V25H237V29L235 28L236 30L234 29V31H235V32H236V31L239 32V35L242 34L241 32L244 31L245 29H246V30H245L246 33H245V31H244L243 33H245V34H242V35L245 36L246 34H248V33L250 32L247 36H245V37L242 36V37H244V38H243L244 41H243L242 45L245 43V44H244V47L246 48V50H248V49L252 46V47H251L252 49H251V50L249 49L250 51L253 52L252 54H251L250 51H246V56L249 58V59H247L246 61H248V62H245V61H244L246 57H244V56H245V53H244L245 51H244V52L242 51V46H241V49H240V50L238 49V47H237V50H236V47L233 46V45H231V44H232L231 41L234 40V41H233L234 44H238L239 41L242 42V40H239V39H242V38H241V37H238V35H237L238 33L235 34V32H234L233 35H230V34H232V33L225 34L227 31H229V30H228V26H229V25H227V29H223V28H225V27H222V26H221V27H222V28H221L222 30H224V31L226 30V32H224V31H223V32H220V33L223 34V35H222V34H221V35L224 36V37L221 36V38H225V37L230 38V36H231V38H232V39H231V38H230V39L225 38V39H223V40H225V43L227 42V43H226V44H227V47L229 46L228 43L230 42L231 44H230V43H229V44H230V46H231V49L233 50V47L235 48L236 51L234 50V52H233L231 49H229L230 46H229L227 49L230 50V52L232 51L233 55H234V54L239 55V56H238L239 58L236 57L237 60H238V61L236 60V61L238 62V64H237V62H234V61H235V58L232 57V56H233L232 53L229 54V53H230V52H229V53H227V54L225 55V53H226L225 50H227V49H226V44H225L223 41H221L220 39L217 38V37L219 36L220 33L218 34V32H217V34H218V36H217L216 32H214V31L216 30V29H215V26L217 25L218 22H216L215 20H213V21H215V24H214L215 26L212 27V28H210L211 26L208 24V22L211 21V20H210L211 18H210V19L208 18L209 21H208V19L206 18V19H207V20H205V22L207 21L206 25H204L205 22L203 23V20H202L203 18L201 19V18L199 17V19L202 20V21H200V20H198V19L196 18V16H202V14L204 13V11H205V10H208V9L204 8L205 10L203 9V13L201 12V13H202L201 15H200V14H199V15H196L195 12L192 13V12L190 11L193 15L195 14V15H194V18H191V17H193L191 13H190V15H189V13H187L188 15H187V14H185V15H186L187 18H189V16H191V17H190L191 19H189V21L192 20V19H195V18H196L197 20H196V19L194 20L195 23H197V22L199 23V21L202 22V23H199V24L201 25V27H198V26H200V25H198V26H197V24L195 25V26L198 27V29H199V28H200V29H206V30H205L206 32H209V31H207V30H210V29L213 30V29H214L213 32H214V34H216V37H215V35L212 33V31H210L211 33H208V34H211L212 36L214 35L213 38H212V37L210 38L209 35H207V33H205V31H204V33H205L210 39H214V38H215V39H214L215 41L212 40L211 43L209 44V43H208V41H209L208 37L205 38L206 35L203 33L204 35H202V36H204V37L201 36V40H202L203 38H205V39L202 40L203 42H205V46H204V43L201 42V40L199 39V38H200L199 36L201 35L200 33H201L202 31H200V33H198V32H199V31H198V32L196 33L197 36L194 35L195 33H190V34H193V35H194V36H193V35H190L189 32H187V31H185V32L181 31V34L183 33L182 36H184V35L187 36L185 33H188V35H189L190 37L192 36V38L188 37V38H189L188 41H187V40H183V39H182L183 37H182L181 35L176 34L177 32H175L176 35H174V36H178V37H174V38L177 39V38H179V37L181 36V37L179 38V39H181L180 43H181V42L184 43L185 41H187L188 43L191 42V44H193L194 42L197 43V41H198V43L201 42V43L203 44V45H202V44H199V45H201V49H203V47H204V49L207 50V51H208V49H209V48L207 49V47H208L209 45H212V47H214V48H212L211 46H209V47H211V49H210V50H211V53H210V51H208L209 54H210V55H209L210 58H209V56H207V55L204 56V52L207 53V54H208V52H206V51L201 52L202 50H201L199 47H198V48H199L201 51H200V50H198V51H199L200 53H199L197 50H195V49H197L196 46H199L198 44H197V45L195 44V45L190 46V43H189V45L186 44V43H184V44H186L185 46H187L188 48H189V46L192 47V48H189V49H191V50H193V47L195 46V48H194L195 51L193 50V51L191 52V50H190V51L187 50V49H188L187 47H186L187 53H186L185 50H184V51H183V50L181 51L180 48H178V46L180 47V45H181V49H184L185 46H184L183 44H180V45H179V42H178V46H177V44H175V42L178 41V39H177L176 41H175V40L173 41V39H172L173 37H168V34H169L170 36H171V34H170L169 32H168V33L165 32L166 30H169V29H167L168 27H166V25H167V23H166L165 26H164V25L162 26V27H164V28L166 27V30L162 29L160 26H159V27H160L162 30H164V32L167 34V37H168L167 40H168L169 38H171L169 41L172 40V43H174L173 45H176V48H175V46H174L175 49L173 48V49H174L173 52L178 48V49H177V52H175V54H176V53H177V54L175 55V54L172 52L173 55H171V52H170L169 49H168V45H167V47H166L165 44H164L165 41H167V40H165V39H166V38H165V37H166V34L164 33L165 36H163V37H164L165 39H164V42L162 43L161 40H163V39H162L161 37H162V35H164V34H163V32L160 33V30H159L160 28L158 29L159 31L156 30V26L160 25V23H161V25H162V22L160 21V20H162V18L158 16V18H160V20H159V19L156 20V19H157L156 17L154 18L155 21L153 20V21H154L153 26H154V25H156V26H155V27L152 26V28H154V31H155V32L157 31L156 33H159V35L156 34L155 32H153V33H155V34L157 35V37H158L157 40H159V38H160V41H161V43L163 44V45H162V44H161V45L159 44L158 47H161L160 49H162V51H163V49L166 47L165 50H166L167 52H166V51H164V52H165L166 54H167L168 52H170L169 55H171V58H170V56H169L170 59H168V55H166V58H164V59H165V60L168 59V62H172V63L175 62V63L177 64V66L179 67V68H178V67H175V68H178L180 71H183V70L185 69L184 67L186 66V69H185L186 72L183 71L184 74H182V72L179 73V72H178L179 70L174 69V67H173V69H174L175 71L171 70V71L175 72L176 75H177V76H175V79L177 80L176 82H180V81H181V82H180V84H182V85H181V88H182V86H185V87H183L182 90H185L184 88H186L188 85H191L190 81H191L192 79H191L190 81H187V83L189 82L188 84L185 83L186 80H185V82H184V79L187 78L188 76H189V77H188L187 80H189V78L193 77V80H192V81H193V83H192L193 85H191V86H192V87L195 86V87H193V88H195V89H196V87H197V88H200V86H202L201 84L205 83V86H206V87L203 85V86H204L203 88H204V89H207V90L209 89L208 91L206 90V92H209V93H205L204 90H200V89H203V88L201 87V88L199 89V91L196 90V92L199 93V94H197V93L195 92V90L189 86L190 88L187 87L186 90H187L188 92H190V93H187V92L185 93V92H184V94H187V96L192 97L191 99H194V98H195V99H198V100H199V98H201V97L204 95V97H202L201 99H203V100L206 99L204 103L206 104V103L208 102V106L211 104V100H214L215 102H212V104L210 105L211 108H210V106H209V107H206L207 105L205 106V104H201V103H203V102H202L203 100L200 99L199 101H200L201 103H199V102H197V100H195V99H194V101H193V100H192V101L189 100V99H188L189 97H187V96H185V97H186L185 99H187V101L189 100V102H192V103L194 102L193 105L196 104V102H197L196 105L199 104L200 108L198 107V109H197V108L195 107L196 105H194V107L191 106V107L193 108V111H192V109H191L190 106H189L190 109H189V108H182V107H184L183 104H185V103H183V104H181V103L184 102L185 99H184L183 101L180 102L181 99L178 98V97H180V96L176 95V94H178V90L180 89V86L178 85L179 83L177 84L178 87H174V86H171V85L173 84L172 82H171L172 84L170 83V86H169V84H167V82H166L165 84H164V82H163V83H162V82H159V83H158V84H160L159 86H161V85L163 86V84H164V86L166 85L165 90H166V88L168 89V86H169V88L171 87L170 89L166 90V91H169L167 94H166V93H163V92H165V90L162 92V91L160 90V87L155 86V87H156V88H155L154 85H156L157 83H154L153 81H152V82L154 83V84H153V87H154L155 90H153V88H152V86H151L152 84L149 85V84L147 83V84H148L147 87H151V88H152L151 91H154L155 94H158V93H159L160 96L156 95L157 97H161V96H163V95L165 94V96H166V98H167V95L169 96V95H170L169 93H172V92H173V93H172L173 96H174V97H175V96L177 97V98L175 97L176 100H175V98H173L172 95H170L171 97H169V98H170V100L174 99L175 101H174V100H172V101H173L175 104H176V102H177V99H179L178 102H180V103H178L179 105L177 104V106H180V107L182 106L181 108L178 107V108H180L181 110L178 109V108L176 109V107H175V106H172V104H171V106H172V107H171V106H170V103H169V102H171L170 100H168V102H167V103H169V107H166V105H165L166 102H165V104H162V103H164L163 100H165V99H163V98H164L165 96H163V98L161 97V98H160L161 100L159 99V101H158V99L156 100V98H155L154 96H152V97H154L153 99L155 100V102L158 101V102L154 103V100H153V99L151 100V98H152V97L150 96V95H151V92H149V93L147 92V91H150V90H148V89H147L146 92L148 93V95L150 94V95H149L150 98H147V101L145 100V101H146V102H145L144 99H145L146 97H148V95L146 96V93H145V91H143V90H146L147 87H146V86L143 87V85H141L142 81H141V83H139V82H138V83H137V82H134V84L137 83V85L139 84L141 87H140V86H139V87H138V86H135V85L132 83L133 88H134L133 91H134L136 94L139 93V95L137 94V96H135L136 94H134V92H133V93L130 92V93H132L131 96H130L131 98H128L127 96H125V97L128 98V100H127L126 98H124V99H126L125 101H126L127 103H125V102L123 101V98H121V97H122L121 95H120V98H119V97H118L119 95L117 96L116 94H115L116 96H115L114 99L117 100V99L119 98V100H117V102L115 101V102H116V103H115L114 101H112V100H113V99H112L113 97L111 98V95H112V93H111V95H110V98L112 99L111 102L117 104V103H119L120 99H122V101H121L120 103H121V104H122V103L127 104V106H128L127 108H129V106H132V105H131L132 103H133V105H135L134 101H132L131 99H133V98H134V100H135V99H138V100H135L136 103L138 104L139 101H140L141 99H143L142 97L145 96L144 99H143V101H142V100H141L142 102L140 101L141 105H140V104H139L140 106L138 105V106L140 107V109L142 108L141 111H139L140 109H139V107H137V110L139 111V114L142 112L141 114H142V115L145 114V116H146V114L148 113V116H150V115H152V114L155 113V112L152 113L154 110L157 111V113H159L158 110H160L161 112H165V113H164L165 115H166V112H167V115H166V116L160 114V113H161V112H160V113H159V116L157 117V119H158L159 117L161 118V115H162V119H163L164 116H165L166 118H164V119L166 120V119L170 116V115L168 116V111L170 110V107H171V109H172L173 107H175L174 109H176V110H174V109H172V110H173V111H177V110H179L180 112L177 111L178 114H177V112L175 113V114H177V116H178V115H179V116H178V117H175V116H174L175 114H173V116L175 117V119H174V117H172V120H171V117H170V119H168V120H170L171 122H173V124H174V122H175V124H176L175 127H176L177 129L179 128L180 130H182L183 128H184V129L187 128V127H185V124H186L187 122H185V123H183V125H181L182 123L180 124V122H181L182 120L180 121V119H182L183 117H182V118H179V117H181V115H186L188 112H190L189 110H191L190 113H192V112L194 113V111H195V112L198 114L197 111L200 109L202 112L200 111L198 115H197L196 113H195V115L193 114L194 116H192V117H194V118H191V120H192L193 122H191V120H190V122L193 123L192 125L194 126V130H195V132H197L198 134L201 133V130L203 131L201 125H203V122H204V121H201L199 118L202 117L201 119L203 120V119H204L203 116L206 117V114H208V111H209V112H210V113H209V116H210L213 120H212L211 118H208V115H207V117H206L207 119H206V118H205V119H206L207 121H208V119H209L208 123L210 122V123H212V125L210 124V125L208 126V123H207V121L205 120L206 123L204 122L203 128H204V131H206V132L203 131V133H204V134H205V133L207 134L209 130L211 131V130H214V129L221 130L222 132H221V131H220V132L217 131V132H218L217 135H220V136L222 137L221 140H218V139H217V137H216L217 135H216V132H215L216 130H214V133H213V131L211 132L212 135L209 134L210 131H209V133L207 134V136H209V138H210V137L212 138L213 136L216 137V139L213 138L214 140H217V141H215V142H214L213 139H211V141L213 140V144H214V143L217 144L218 141H221V142H220V144H221L222 142L225 141V142L222 144L223 147H224V145H225L226 143H227V147H228V146L231 147L232 145H233V146L235 145L234 148L232 147V149L229 148V147L226 148L227 150H226L225 154L227 155V159H225L226 161L222 160V161L225 162V163L228 162L229 164H230V163L232 164V165H230L231 167H230V166H227L228 168H231V169H229L230 171L227 170L228 168H225V169H224V166H218L219 168H218V169H215L216 166H217V164H219V162H221V161H220L221 159H220V158H219V159H218V158H216V159L214 158V155H213V154H214V153H217V152L214 151V153L212 154V152H210V151H211V149H210L211 147L209 148V147H207V145L205 146V144H207L206 141H205V143H201V142H204V140H203V141H200V140H199V139H200V136H199V135H197V136H199V139H198L197 136H196V137L193 136V134H192L193 131H191L192 133L190 132L191 134H189V132H187L189 135L193 136L192 139L195 138V139H197V140L200 141V143H199V141H195V142H196V143L194 142L195 144L198 143V144H201V145L203 144V145L205 146V147H203V145H202V146L200 145V147H201V148H200L201 151H200L199 147L195 146L194 144H193V145H194L195 147H194V149L192 150L191 146H193V145H192L193 141H192V139L189 137V135H184V134H182V137H181V136L179 135L180 133L177 134V135H179L182 139L185 138V137L187 136V137L189 138V140H191V143H190L191 146H190V144H189V150H190V148H191V150H192L194 153H193L191 150L188 151L187 148H186V147H188V146L185 147V145H184V144H185V141L180 140L181 138L179 139L180 141H182V142H181L182 145H180L181 148H183V145H184V147H185L184 149L188 151V152L185 153L184 150H182V149L180 148V146H179V142H180V141L178 142V144H176V143H177V142H176V143H175L176 145L173 144V143L175 142V137H178V136H176V134H175V133L173 132V130H172V129L174 128L173 126H174L175 124L172 125V123H171L170 121L168 122V120H166V122H168L167 124H168L169 126H171L172 128L165 129V128H166V125H165V127H164V125H162L163 127L161 126V124H163V122L166 123L165 120H162V119L159 118L158 120H159L160 122L163 121V122H161V124H159V125L161 126L162 130H161V128L159 129V126H155V122L158 121V120L155 118V117L157 116V113H155L154 115H152V116L149 117L150 119L148 118V116L146 117V119L150 120L151 123H153L154 119H156V121H155L154 124H153V125L156 127V129H157V130H155V128L153 129L154 126L151 125V124H149V125L147 124L148 127H146V126H142V125H141V124L143 123L142 121L145 122V120L139 115V118H140V119H143V120H140V119L137 120V119H136V121H137V122H142L141 124L138 123V124L140 125L141 128H142V127H143V128L146 127V128L148 129V130H147L146 128H145V129L142 128V130H141V132L143 131L142 133H144V132L148 133V131H149L150 133H152L151 131H154V130H155V132H153L152 136H153V139H154V135L157 136V139H155V140H157L159 144H160V142H164L165 144H166V143L169 144V141H171V140L173 141V139H174V142L171 141L172 144H173V146H174L173 148H175V147L178 146V148H177L178 150L175 148L176 151H174V149H171V145H172L171 143H170L169 145L166 144L167 146L164 144L167 148L170 147V148H168V149H171V150H172V151H171V150H167L166 147H163V144H162V143H161V146H160L158 143H157V145H156V142H154L155 144H154V143L152 144L151 141H150V143H148V140H149V139H146V141H143V143L147 142V144H149V145H147L146 147H148V148L146 149V148L144 147L145 150H144V149L142 150V148H143L142 146H145L146 143L143 144L142 146L140 145L142 148L139 147V148H140L139 150L141 151V154H142V155H144L145 151L149 150L150 153H147V154H148V155H147L148 157L151 156V154H152L153 152H155V153H153V154H154V155L156 154L155 157H157V156H158V155H157V151L159 150V148H160L161 151L164 150V149H166V150H164V151L161 153V156L159 155L157 158H155V157H153V156H152V157H149L151 160H155V159H156L155 161H156V163H157V162H158L159 160H161V159H162V160H163V159H166L167 157H166V158H164V157H165V155L168 156V155L170 154V153H169L170 151H171V153H172L171 156L175 157L176 155H174V154H176V153L179 154V153H180V152H179V149H180L181 153L184 152L186 155H187V153L190 154V156L187 155V157H188V158L190 157V158L195 159V160H194L195 163H194V164L192 163V165H191L192 167H190V162H191V161L193 162V159H190V160H191V161H190V160L187 158L188 160L185 159V161H187V162L189 163V164H188V163H185V164H186L185 166H187V167H184V168H183V166H180V165L184 164V162H185L184 160L181 159L182 156H184L185 154H183L182 156H181V154H180V156L178 155L179 157L177 156V159L180 158V160H179V159L177 160L176 158H175V159H174V158H171V160H173V162L170 160V157H171V156L169 155L170 157L168 156L169 158L166 159L167 162H168V164H169V161H170V163L172 162V166L168 165L169 167L167 166V164L164 165V161L161 160L162 162H160L159 165H161V163H162V167H163V168L160 167V166H159V167L162 168L163 170H164V168H166V170H167V168H168V170H167V172H166L167 175H170V174H171V171H170V170L173 169V163H174V165L177 166V167L174 166V169H175V168H178V169H177V170H174V169H173L172 172H175V173L177 174V176L179 177V180H180L181 182H182V180L184 181V179H185V182H186V183H185V182H182V183H181V182L178 180V178L174 179L175 176H176L175 173H172V174L170 175L171 177H170V176L168 177V176H165V175H166L165 173H164V175H163L162 172H165V171L161 170L160 168H158L159 171H157V167H154V166H156L157 164H156V163H153V162H155V161H152V163H150L151 160L149 161V159L146 157V155H144V156L142 157V156L140 155V153H138V154H139V156H137L138 159L135 157V155H134L135 158H132L131 156H133V154H135V152H134L135 149H134V150H133V148L131 149V145H132V143H131V145H130V143H126V142H125V144H126V145H125V144H124V139H123V141H122L123 144H122V142H121L120 148L123 149V148H125V146H127V147H126L127 149H126V148L123 149V150H121V149H119V148H118V149L121 150V151H123V152H124V150H125V152L128 153L127 150H129V148H130L128 155L130 154L129 156H130L131 158L128 157V156H126L127 154L124 152V153H125L124 155L128 158V160H129V158H130L129 162H128V160H127V165H128V164H133V163H135L136 166H137V164H138L139 166H137V167L135 166V167H136V171H137V172H138V171L140 172L139 174H142V172H143L145 169H147L148 172H147V171H146V172H143V175H144V173H145V174L150 178V179H149V178H148V179H149V180H152V181H151V182H152V185L154 184V182H155V184H156V181H157V184H156L157 187L153 185L154 188H153V186H151V183H147L148 181H147V182L145 181V182H146L145 184H146V185H147V184H150V185H149V188H151V190L149 189V191H147V190H148L147 187H146V188L143 187V186H145V185H144V182H143L142 180L140 181V180L138 179V180L140 181V183H143L142 188H143V189H146V192H150L147 196H146L145 194H143V195H142L143 197H141V196L136 197L137 200H138V198H139V200H138V201H139V202H138V205H139V206L137 205V207H136V206H135V203H136V202L134 203V201H133L134 199L136 200V198H134V197L136 196L137 192H136V194L132 193V196H131V197H132V200H130L132 203H130V201H129V202H128V203H129V206L126 205L127 203L124 204V201H126V200H124V201L122 200V201H123L122 206L126 205V206L128 207V208H126V206H125V208L123 207L124 209H127V211L125 210V212H126L125 215L127 214L126 217L128 218V216H129L128 220H131L130 217H132V219H133L134 221L131 220V222H135V221H136V223H134V225H133V223L131 224V225H133V227H132V228H133V232H132V231H130V232H132V233L135 232V233L137 234L138 231H139V232L144 231V229H143L144 226L149 227V226L151 225V223H150V225H149V223H147V222H149V221L151 222L152 220H153V221H152V225H153V223L155 222L156 224L154 223L155 225H153V227H155V230H156V229H157V230H156V233H155V232H154V231H155L154 228H153L152 226H150L149 230L152 231V232L150 231V235H149L148 228H147V229L145 228V229L147 230V232H146V230H145V234L147 233L146 235L144 234V232H142V233H140V234H139V232H138L139 235H142V234H143L142 236H138V234L136 235L135 233H134L133 235H132L131 233H129V234H131L132 237H133V238L130 237L131 239H130L129 243H128V241H127V243H128L129 245L131 244V247H130V246L128 247V244H127V243H126V245L123 244L124 246H127V247L130 249V250H125L126 247L124 248L123 245L121 244V246H122V247L124 248V250H125L124 253H122L123 251H120V250H119V249L122 250L123 248L118 247L119 245H117V244L114 245V246L117 247L116 249H118V252H119V251L121 252V254H118V252H117L116 249H115V251L117 252V254L119 255V257H118V255H116V252H114L115 254L113 253V251H112V253H111V251H109V252H110L111 254H113V256L115 255V256H114V257H115V260H116L117 258H119V259L117 260V263H118V264H123L124 261L126 260V257H127V256H128L127 258H130L129 256H131L130 260L133 259L134 256H138V258H137V257L134 258V262H133V263L135 264V262L140 258L139 256H141V258H142V257L145 256L147 253L149 254V252H147V251H148L151 247L153 248V250H150V251H151L150 253H153V255H152V254H149V255H151L152 258H151L150 256H149V257H150V258H149L148 255H146L145 257H143L142 260H143V263H144V264H145V261H146V260H148V262H149V259H150V261H151V259H153V257H154L153 260L156 261V263L160 262V263H158V264H163V263H165L164 261H170V264H171V263H173V264H185L186 261L188 262V261H190V260H191V261L188 262L189 264H190L191 262H193V264H197V263H198V264H199V263L202 264L203 260H201V259L204 258L203 256L206 257V255L209 254V252L214 251V250H215L214 252H211V253L209 254L210 256L207 255V258H208V259H206L207 264H209V262H211V261H212V262H211L210 264H218V263H219V264H264V151H263V150H264V123H263V122H264V101H263V100H264V95H262V94H264V93H263V91H264V90H263V88H264V86H263V85H264V72H263V71H264V66H263V64H264V60H263V64H262V63L260 64V62H262L261 59L264 58V56H263V54H264V53H263V52H264V51H263V50H264V49H263V48H264V44H263V45H260V44H259V43H264L263 40H262V39L264 38V36H263V35H264V34H263V33H264V26H263V24H261V21L264 20V18H263V17H264V15H263V14H264V13H263L264 11H262L260 8L257 7V9H259L260 12H259V14H258V11H259V10L254 11V12H256V13L254 14V16H256V14H257V16H261V14H262L263 17L261 16L259 19L262 18V20H259L258 17L256 16L258 21H256V20L254 21V18H256V17H252L254 12H252L253 9L251 10ZM20 8H21V7H20ZM69 8H70V7H69ZM101 8H102V7H101ZM110 8H111V7H110ZM122 8H123V7H122ZM141 8H142V7H141ZM145 8H147V7H145ZM145 8H144V10H145ZM149 8H151V6H150ZM157 8H158V7H157ZM164 8H165V7H164ZM169 8H172V7H169ZM169 8H168V9H169ZM178 8H179V7H178ZM178 8H177V9H178ZM183 8H184V7H183ZM183 8H181V9H183ZM188 8H189V6H188ZM197 8H198V7H197ZM197 8H196V9H197ZM202 8H203V7H202ZM225 8H227V7H225ZM13 9H14V8H13ZM21 9H22V8H21ZM75 9H76V8H75ZM78 9H80V8H78ZM106 9H107V8H106ZM131 9H132V8H131ZM137 9H138V8H137ZM147 9H148V8H147ZM153 9H155V8H153ZM192 9H193V8H192ZM192 9H191V10H192ZM220 9H221V7H220ZM220 9H219V10H220ZM222 9H224V8H222ZM222 9H221V10H222ZM230 9H231V8H230ZM23 10H24V9H23ZM73 10H74V9H73ZM82 10H83V9H82ZM85 10H86V9H85ZM115 10H116V9H115ZM161 10H163V8H162ZM178 10H180V8H179ZM212 10H213V9H212ZM214 10H213V11H214ZM221 10H220L219 12H221ZM224 10H225V9H224ZM75 11H76V10H75ZM141 11H143V10H141ZM147 11H148V10H147ZM147 11H146V13H147ZM157 11H158V9H157ZM165 11L167 12L168 10H165ZM182 11H183V10H182ZM188 11H189V10H188ZM188 11H187V12H188ZM192 11H194V10H192ZM225 11L227 12V9H226ZM261 11H262V12H261ZM21 12H22V11H21ZM34 12H35V11H34ZM88 12H89V11H88ZM92 12H93V11H92ZM137 12H138V11H137ZM148 12H149V11H148ZM153 12H154V11H153ZM168 12H169V11H168ZM168 12H167V13H168ZM185 12H186V10H185ZM185 12H184V13H185ZM206 12H207V11H206ZM209 12H210V11H209ZM209 12H208V13H209ZM237 12H239V13L241 12L240 15H238L239 13L236 14ZM6 13H7V12H6ZM36 13H37V12H36ZM124 13H125V12H124ZM155 13H156V12H155ZM155 13H154V14H155ZM159 13H160V12H159ZM159 13H157V14H159ZM198 13H199V10H198ZM198 13H197V14H198ZM212 13H214V12H212ZM212 13H210V14L212 15ZM224 13H225V12H224ZM230 13H228V14L231 15ZM242 13H243L244 15L247 14L246 16H248L247 18L250 20V22H251V19L253 18V19H252V20H253L252 22H253V23L256 22V23H255L256 25H253V24H250L249 22H247L248 19H247L246 16H244V15H243V17H245L246 20H245V18L242 19V17H241V14H242ZM250 13H251L252 16L249 17ZM118 14H119V13H118ZM131 14H132V12H131ZM152 14H153V13H152ZM160 14L162 15L163 13H160ZM164 14H165V13H164ZM164 14H163V16H164ZM178 14H180V13L178 12ZM205 14H206V13H204L203 15H205ZM220 14H221V13H220ZM222 14H223V13H222ZM3 15H4V13H3ZM3 15H2V16H3ZM25 15H26V14H25ZM38 15H39V14H38ZM84 15H85V14H84ZM104 15H105V14H104ZM108 15H109V14H108ZM132 15H133V14H132ZM140 15H141V14H140ZM155 15H156V14H155ZM168 15H169V14H168ZM171 15H172V14H171ZM173 15H176V14H173ZM183 15H184V14H183ZM185 15H184V17H185ZM208 15H209V14H208ZM208 15H207V16H208ZM223 15H224V14H223ZM226 15H227V14H226ZM236 15H237L238 17H237ZM18 16H19V15H18ZM62 16H63V15H62ZM73 16H75V15H73ZM90 16H91V15H90ZM129 16H130V15H129ZM129 16H128V17H129ZM143 16H144V15H143ZM147 16H148V15H147ZM153 16H154V15H153ZM156 16H157V15H156ZM179 16H180V15H179ZM212 16H213V15H212ZM219 16H221V15H219ZM235 16H236L237 18H236ZM239 16H240L241 18H240ZM22 17H23V16H22ZM22 17H21V18H22ZM99 17H100V16H99ZM113 17H114V16H113ZM133 17H134V16H132V18H133ZM135 17H136V16H135ZM135 17H134V18H135ZM138 17H139V16H138ZM165 17H166V16H165ZM180 17H181V16H180ZM186 17H185V18H186ZM202 17H203V16H202ZM204 17H206V16H204ZM208 17H209V16H208ZM223 17H224V16H223ZM226 17H227V16H226ZM226 17H225V19L228 18V17H227V18H226ZM234 17H235V18H234ZM7 18H8V17H7ZM25 18H26V17H25ZM86 18H87V17H86ZM93 18H94V17H93ZM134 18H133V19H134ZM145 18H146V17H145ZM147 18H148V17H147ZM163 18H164V17H163ZM174 18H175V17H174ZM181 18H182V17H181ZM181 18H180V19H181ZM221 18H222V17H220V20H221ZM39 19H40V18H39ZM39 19H38V20H39ZM70 19H71V18H70ZM101 19H102V18H101ZM167 19H168V17H167ZM172 19H173V18H172ZM172 19H171V20H172ZM204 19H205V18H204ZM212 19H214V18H212ZM218 19H219V18H218ZM229 19H231V16H230ZM42 20H43V19H42ZM83 20H84V19H83ZM91 20H92V19H91ZM118 20H119V19H118ZM136 20H137V19H136ZM151 20H152V18H151ZM151 20H149V21H151ZM165 20H166V19H165ZM182 20H183V19H182ZM223 20H224V19H223ZM11 21H12V20H11ZM18 21H19V20H18ZM51 21H53V20H51ZM114 21H115V20H114ZM123 21H124V20H123ZM125 21H126V20H125ZM134 21H135V20H134ZM144 21H145V20H144ZM159 21H160V23L158 24ZM162 21H163V20H162ZM166 21H167V20H166ZM173 21H174V19H173ZM173 21H171L170 23H169V21H167V22H168V25H169V24H172ZM187 21H188V20H187ZM192 21H193V20H192ZM217 21H218V20H217ZM228 21H229V20H228ZM242 21H243V23H244V21H245V23H247V25H248V24H249L250 26L253 25L254 27H253V26H252L253 28L251 27V29H254L253 31H255V28H256V30L259 28L260 30H259V29L257 30L258 35H257V33L253 32L252 30L250 31V30H249L250 28H248L249 26L247 27L249 31L247 30V28L244 29V27H246V26H245L246 24L244 23L245 25H241ZM39 22H40V21H39ZM88 22H89V21H88ZM130 22H131V21H130ZM147 22H148V21H147ZM151 22H152V21H151ZM155 22H157V24H156ZM164 22H165V21H164ZM230 22H231V20H230ZM230 22H229V23H230ZM252 22H251V23H252ZM257 22H259V25L261 24V26H259ZM262 22H263V21H262ZM18 23H19V22H18ZM79 23H80V22H79ZM79 23H78V24H79ZM86 23H87V22H86ZM98 23H99V22H98ZM133 23H134V25L136 24L135 26H134V25H133V26L136 27V30H138L139 28H137V27H138L139 24L137 25L136 21L133 22ZM138 23H139V22H138ZM176 23H177V22H176ZM187 23H188V22H187ZM192 23H193V22H192ZM192 23H190V25H191ZM209 23L211 24L212 22H209ZM213 23H214V22H213ZM223 23H224V22H223ZM229 23H227V24H229ZM263 23H264V22H263ZM73 24H74V23H73ZM140 24H142V23L140 22ZM150 24H151V23H150ZM163 24H164V23H163ZM177 24H178V23H177ZM193 24H194V23H193ZM193 24H192V25H193ZM224 24H225V23H224ZM224 24H221V22H220V25H224ZM10 25H11V24H10ZM29 25H30V24H29ZM50 25H51V24H50ZM65 25H66V24H65ZM89 25H90V24H89ZM97 25H98V24H97ZM97 25H96V26H97ZM142 25H143V24H142ZM178 25H179V24H178ZM186 25H187V24H186ZM207 25H208V27H209L210 29L207 27ZM211 25H212V24H211ZM239 25H240V26H239ZM257 25H258V27H257ZM6 26H7V25H6ZM52 26H53V25H52ZM61 26H62V25H61ZM96 26H95V27H96ZM108 26H109V25H108ZM118 26H119V24H118ZM118 26H117V27H118ZM171 26H173V25H171ZM193 26H194V25H193ZM195 26H194V28H195ZM217 26H218V27H217ZM217 26H216V28H217L216 31H218V30L222 31V30L220 29V27H219V23H218ZM238 26H239V27H238ZM255 26H256V27H255ZM262 26H263V28H262ZM8 27H9V26H8ZM50 27H51V26H50ZM82 27H83V26H82ZM100 27H101V26H100ZM103 27H104V26H103ZM145 27H146V26H145ZM169 27H170V26H169ZM180 27H181V26H180ZM187 27H188V26H186V28H187ZM197 27H196V28H197ZM205 27H206V28H205ZM234 27H235V26H234ZM242 27H243V28H242ZM108 28H109V27H108ZM141 28H142V27H141ZM147 28H148V27H147ZM150 28H151V26H150ZM150 28H149V29H150ZM183 28H184V27H183ZM188 28H189V27H188ZM194 28L191 29V27H190L191 30H193ZM207 28H208V29H207ZM231 28H232V27H231ZM238 28L241 29V30H239ZM21 29H22V28H21ZM42 29H43V28H42ZM89 29H91V28L89 27ZM142 29H143V28H142ZM170 29H172V28H170ZM174 29H175V28H174ZM174 29H172L171 31L169 30L170 32H172V36H173V34H174V33H173V32H174ZM176 29H177V28H176ZM178 29H179V27H178ZM229 29H230V27H229ZM261 29H262L263 32H261L262 34H259L260 31H261ZM58 30H59V29H58ZM100 30H101V29H100ZM104 30H105V29H104ZM119 30H120V29H119ZM121 30H122V29H121ZM132 30H133V29H132ZM143 30H144V29H143ZM150 30H151V29H150ZM162 30H161V31H162ZM185 30H186V29H185ZM188 30H189V29H188ZM231 30H232V29H231ZM238 30H239V31H238ZM40 31H41V30H40ZM66 31H67V30H66ZM81 31H82V30H81ZM91 31H92V30H91ZM101 31H102V30H101ZM106 31H107V30H106ZM128 31H129V30H128ZM141 31H142V30H140V29L138 30V32H140V33H141ZM175 31H176V30H175ZM194 31H196V30L194 29ZM4 32H5V31H4ZM6 32H7V31H6ZM21 32H22V31H21ZM72 32H73V31H72ZM78 32H79V31H78ZM95 32H96V31H95ZM97 32H98V31H97ZM97 32H96V33H97ZM112 32H113V31H112ZM116 32H117V31H116ZM116 32H115V33H116ZM131 32H133V31H131ZM138 32H137V33H138ZM191 32H192V31H191ZM229 32H231V31H229ZM232 32H233V31H232ZM252 32H253V33H252ZM124 33H126V32L124 31ZM150 33H151V32H150ZM251 33H252V34H251ZM97 34H98V33H97ZM117 34H118V33H117ZM132 34H133V33H132ZM132 34H131V35H132ZM151 34H152V33H151ZM198 34H200V35L198 36ZM250 34H251V36H250ZM254 34L257 35V36H256V40H254V39H255V35H254ZM110 35H111V34H110ZM121 35H122V34H121ZM123 35H124V34H123ZM125 35H126V34H125ZM133 35H135V34H133ZM137 35H140V34L138 33ZM147 35H148V34H147ZM147 35H146V36H147ZM149 35H150V34H149ZM156 35H155V36H156ZM227 35H230V36H227ZM259 35H260L261 37H258ZM101 36H102V34H101ZM119 36H120V35H119ZM126 36H127V35H126ZM143 36H144V35H143ZM146 36H144V37L146 38ZM159 36H161V37H159ZM195 36L197 37V39H194V40H195V41H194V40H193V37H195ZM232 36H233V37H232ZM235 36L238 38V43H235V42H237V38H236ZM240 36H241V35H240ZM248 36H249V37H248ZM252 36H253V38H252ZM6 37H7V36H6ZM99 37H100V36H99ZM114 37H115V36H114ZM123 37H124V36H123ZM135 37H136V36H135ZM137 37H138V36H137ZM141 37H142V33H141L140 39L143 38V37H142V38H141ZM198 37H199V38H198ZM234 37H235L236 39H235ZM109 38H110V37H109ZM118 38H119V37H118ZM233 38H234V39H233ZM245 38H246V42H245ZM251 38H252V39H251ZM257 38H259V40H257ZM261 38H262V39H261ZM81 39H82V38H81ZM95 39H96V38H95ZM100 39H101V38H100ZM114 39H116V38H114ZM120 39H121V38H120ZM126 39H128V38H126ZM148 39H149V38H148ZM185 39H186V37H185ZM190 39H192V40H190ZM216 39H217V40H216ZM226 39H227V41H226ZM248 39H249V40H252V41L248 42V44L246 45ZM260 39L262 40L261 42H259ZM25 40H26V39H25ZM82 40H83V39H82ZM124 40H125V39H124ZM135 40H137V39H135ZM155 40H156V39H155ZM206 40H207V41H206ZM218 40H219V41H218ZM228 40H229V41H228ZM235 40H236V41H235ZM44 41H45V40H44ZM97 41H98V40H97ZM100 41H101V40H100ZM115 41H116V40H115ZM120 41H123V40H120ZM125 41H126V40H125ZM128 41H129V39H128ZM139 41H140V40H139ZM139 41L137 40V42H136L137 45H138V42H139ZM160 41H159V42H160ZM183 41H184V42H183ZM192 41H193V43H192ZM253 41H254V43H253ZM255 41H257V43L259 42L258 44H259V47H260V49H261L262 51H261V50H258V44H257ZM25 42H26V41H25ZM45 42H46V41H45ZM95 42H96V41H95ZM112 42H113V41H112ZM126 42H127V41H126ZM132 42H133V41H132ZM134 42H135V41H134ZM149 42H150V41H149ZM149 42H147V43L149 44ZM151 42H152V41H151ZM153 42H155V41H153ZM212 42H213L214 44H213ZM215 42H217V44L221 42V43H220V44H221V48H219V44H218V46H217V44H216ZM6 43H7V42H6ZM79 43H80V42H79ZM118 43H120V42H118ZM121 43H122V42H121ZM140 43H144V45H145V46H143V47L139 45L140 47L143 48V50H144V48L146 47V45H148V44H145L146 42H140ZM167 43L170 44V42H166V44H167ZM176 43H177V42H176ZM206 43H207V45H206ZM250 43H251V45H250ZM252 43H253L254 45H255V43H256L257 46H254ZM27 44H28V43H27ZM27 44H26V45H27ZM43 44H44V43H43ZM59 44H60V43H59ZM87 44H88V43H87ZM102 44H103V43H102ZM107 44H108V43H107ZM113 44H114V42H113ZM115 44H117V43H115ZM123 44H125V43L123 42ZM215 44H216V45H215ZM224 44H225V46H224ZM44 45H45V44H44ZM81 45H82V44H81ZM83 45H84V44H83ZM90 45H91V43H90ZM95 45H96V44H95ZM97 45H98V44H97ZM97 45H96V46H97ZM111 45H112V44H111ZM119 45H120V44H119ZM129 45H130V44H129ZM131 45L134 46V44H131ZM131 45H130V46H131ZM135 45H136V44H135ZM142 45H143V44H142ZM182 45H183L184 47H183ZM239 45H240V43H239ZM37 46H38V45H37ZM85 46H86V45H85ZM127 46H128V45H127ZM149 46H152V45L150 44V45H148V47H149ZM162 46H164V48H163ZM216 46L221 50V52L225 51V53L223 52V53H224L223 56H224V55L226 56V57H223V58H225V60H224L223 58H220V56H222V55H219V54H221V53L219 52V50H218V53L215 54V52L217 51V47H216ZM232 46H233V47H232ZM248 46H250V47H248ZM262 46H263V47H262ZM22 47H23V46H22ZM60 47H61V46H60ZM60 47H59V48H60ZM68 47H69V46H68ZM79 47H80V46H79ZM89 47H90V46H89ZM106 47H107V46H106ZM116 47H117V46H116ZM223 47H225V48H223ZM244 47H243V48H244ZM255 47H257V50H256ZM12 48H13V47H12ZM49 48H50V47H49ZM49 48H48V49H49ZM93 48H94V47H93ZM109 48H111L110 45H109ZM126 48H127V47H126ZM150 48H151V47H149V49H150ZM152 48H153V46H152ZM152 48L150 49V50H151V53H153V51H155V49H157V50H156L157 52L155 51L156 53H155V52H154V53H155V55H158V54H159L158 48H157V47L154 48L153 51H152ZM222 48L225 49V50H223ZM245 48H244V49H245ZM253 48L255 49V51H253ZM54 49H55V48H54ZM79 49H80V48H79ZM123 49H124V48H123ZM132 49H133V48H132ZM134 49H139V47L136 46ZM146 49H147V48H145V50H144L145 52H146ZM149 49H148V50H149ZM170 49H171V48H170ZM214 49H215V51H214ZM108 50H109V49H108ZM116 50H117V49H116ZM128 50H129V49H128ZM139 50L141 51V48H140ZM139 50H138V51H139ZM179 50H180V51H179ZM222 50H223V51H222ZM228 50H227V51H228ZM75 51H76V50H75ZM104 51H105V50H104ZM118 51H119V50H118ZM118 51H117V52H118ZM123 51H125V50H123ZM140 51H139V52H140ZM144 51H143V52H144ZM162 51H161L160 53H162ZM212 51H214V52H213L214 54H212ZM4 52H5V51H4ZM111 52H113V51H111ZM132 52H133V51H132ZM148 52H149V51H148ZM178 52H181V54L178 53ZM182 52H183V53H182ZM190 52L192 53L191 55H190ZM195 52H196V53H195ZM238 52H239V53H238ZM240 52H241V53H240ZM248 52L250 53V56H252V57H253V55H254L255 52H258V53L260 52V53H259L260 55H258V54H256L257 56L254 55V57H253L254 59H253L252 57L249 56V53H248ZM6 53H7V52H6ZM12 53H13V52H12ZM60 53H61V52H60ZM65 53H66V52H65ZM71 53H73V52H71ZM86 53H87V52H86ZM104 53H105V52H104ZM129 53H130V52H129ZM157 53H158V54H157ZM184 53H185V54H184ZM188 53H189L190 58H188L189 56H187ZM194 53H195V56H196V54L198 55V56H196L197 59L200 57V58H202V60L199 58V60H201V61H198V60L196 59V57L194 58V56H193ZM198 53H199V54H198ZM201 53H202L203 57L200 55ZM243 53H244V54H243ZM247 53H248V54H247ZM261 53H262V55H261ZM92 54H94V53L92 52ZM95 54H96V53H95ZM102 54H103V53H102ZM134 54H135V53H134ZM149 54H150V53H149ZM162 54H163V53H162ZM182 54H183V55H182ZM228 54H229V55H228ZM240 54L243 55L242 58H240V57H241ZM64 55H65V54H64ZM88 55H89V54H88ZM90 55H91V54H90ZM137 55L139 56L140 54L137 53ZM137 55H135V56H137ZM147 55H148V54H147ZM147 55H146V53H145L144 56H147ZM159 55H160V54H159ZM159 55H158V56H159ZM163 55H164V54H163ZM179 55H181V57H182V58H179V60L181 59L183 62H181V60L177 62V60H178V56H179ZM184 55H186L185 58H184ZM212 55H214V56H212ZM227 55H228V57L230 56L229 58H231V57L233 58L234 61H232V63H233V62H234V64L236 63V64H237V65L235 64L236 66L233 65V64L230 62L232 58H231V59L228 58V59H229V62H228V59H226V58H227ZM21 56H22V55H21ZM74 56H75V55H74ZM91 56H92V55H91ZM104 56H105V55H104ZM141 56H142V55H141ZM144 56H143V57H144ZM152 56L154 57V55L151 54V57L149 56V58H152ZM161 56H162V55H161ZM161 56H159V57L161 58ZM172 56H173V57H172ZM174 56H175V57L177 56V57H176L177 60H175V61L173 60V58H175ZM191 56H192V57H191ZM206 56H207V57H206ZM211 56L214 58V60H216L217 62H219V64L221 63V64H220V68H218V70L220 71V69H222V70H221V71H222L221 73L224 72V73H223L224 75H223V74H220V73H219V74L222 75V76H226V75H227L226 78L229 77V79L227 78L228 80H236V81H232V82H231V81H227V79L224 78V77L222 78V76H221V79L219 80V78H220L219 76H220V75L218 74V70H216L217 67H219V66H217V65H218L217 63H216V66H217V67L214 66L215 63L212 65V63H213V62H216V61H213V59H212ZM215 56H217V58H216ZM218 56H219V57H218ZM234 56H236V55H234ZM1 57H2V56H1ZM85 57H87V56H85ZM88 57H89V56H88ZM94 57H95V56H94ZM125 57H126V56H125ZM147 57H148V56H147ZM155 57H156V61H157L158 63H157V62H154V61H155V60H154ZM155 57L152 58V60H154V61L151 60V62L149 61V63L152 64V67H153L154 65L157 66V67L155 66V67L157 68V69L155 68V70L157 71V72L155 71V72L157 73V76H158L159 73H160V74L163 73L162 75L166 74V73H164V72H166L167 69H166V70H162V68H161V66L163 67V64L161 63V62H163V61H160V62H159V61H158V60H159V59H158L159 57H157V56H155ZM186 57H187V60H184V59H186ZM205 57L207 58V60H209L208 62H210V61L212 62V63H210V64H211L210 66H209V64H207L208 62H207V60H206ZM255 57H256V58H255ZM262 57H263V58H262ZM33 58H34V57H33ZM51 58H52V57H51ZM71 58H72V57H71ZM75 58H76V57H75ZM105 58H106V57H105ZM122 58H124V57H122ZM129 58H130V57H129ZM131 58H132V57H131ZM139 58H140V57H139ZM193 58H194L195 60H194ZM204 58H205V62H203V61H204ZM219 58L221 59V61H220ZM259 58H260V60H259ZM63 59H64V58H63ZM66 59H67V57H66ZM108 59H109V58H108ZM114 59H115V58H114ZM117 59H118V58H117ZM126 59H127V58H126ZM134 59H136V57H135ZM171 59H172L174 62H173ZM189 59H191V60L193 59L194 61H191V60H189ZM210 59H212V60H210ZM240 59H241V60H240ZM255 59H256V60H255ZM59 60H60V59H59ZM91 60H92V59H91ZM101 60H102V59H101ZM103 60H104V58H103ZM103 60H102V61H103ZM112 60H113V59H112ZM136 60L138 61V59H136ZM149 60H150V59H149ZM162 60H163V59H162ZM165 60H164V61H165ZM169 60H170V61H169ZM188 60L191 61V64L195 62V63L193 64V67L191 66L190 63H189V65H188V63H186ZM196 60H197V62H199V63H200V62H201V63H206V62H207L206 64H207V68H208V70H205V69H206V66H204V68H202L203 66L201 67V65L198 63L199 68L201 67V69H199V68H198V65H196ZM218 60H219V61H218ZM251 60H253V61H251ZM82 61H84V60H82ZM94 61H95V60H94ZM97 61H99V60H97ZM107 61H108V60H107ZM128 61H129V60H128ZM134 61H135V60H134ZM143 61H145V60H143ZM185 61H186V62H185ZM189 61H188V62H189ZM224 61H225V62H224ZM226 61L229 63V64H228L229 67L226 66V64H227ZM239 61H240V63H243V65L246 63L245 67L242 66V64H240ZM242 61H243V62H242ZM254 61H257V62L254 63ZM0 62H1V61H0ZM12 62H13V61H12ZM55 62H56V61H55ZM85 62H86V60H85ZM89 62H90V61H89ZM100 62H101V61H100ZM103 62H104V61H103ZM118 62H119V61H118ZM166 62H167V61H166ZM168 62H167V63H168ZM180 62H181V63H180ZM184 62H185V63H184ZM223 62L225 63V65H223V67H221V65L223 64ZM250 62H251V64H255V65H253V66L251 65V66L249 67L248 64H249ZM43 63H44V62H43ZM47 63H48V62H47ZM74 63H76V62H74ZM113 63H114V61H113ZM128 63H129V62H128ZM143 63H144V62H143ZM153 63H154V64H153ZM156 63H157L158 65H157ZM167 63H166V64H167ZM175 63H174V66H175ZM182 63H184L185 66H183ZM256 63H257V65H259V64H260V65H259L258 67H254V66H256ZM258 63H259V64H258ZM80 64H81V63H80ZM92 64H93V63H92ZM94 64H95V63H94ZM101 64H102V63H101ZM108 64H109V62H108ZM108 64H107V65H108ZM124 64H125V63H124ZM131 64H132V63H131ZM135 64H136V63H134V66H135ZM147 64H148V63H146V65H147ZM170 64H171V63H170ZM180 64H182V65H180ZM186 64H187V65H186ZM206 64H204V65H206ZM230 64H231V66H235L236 69L238 68L237 66H239V64H240V65L243 67V69H242L241 66H239V68H238L237 70H235L234 67L230 69ZM7 65H8V64H7ZM82 65H83V64H82ZM88 65H89V64H88ZM115 65H116V64H115ZM117 65H118V64H117ZM117 65H116V66H117ZM122 65H123V64H122ZM122 65H121V66H122ZM128 65H129V64H128ZM142 65H143V64H142ZM159 65H160V67H159ZM171 65H172V64H171ZM194 65H196L195 68H197V71H196V69L194 68ZM261 65H262V66H261ZM16 66H17V65H16ZM66 66H67V65H66ZM73 66H74V64H73ZM80 66H81V65H80ZM93 66H94V65H93ZM109 66H110V65H109ZM112 66H113V65H112ZM126 66H127V65H126ZM134 66H132V68H133ZM136 66H137V65H136ZM138 66H139V65H138ZM148 66H149V65H148ZM190 66H191V67H190ZM208 66H209V67H208ZM211 66H212V68H211ZM246 66H247V67H246ZM260 66H261V67H260ZM10 67H11V66H10ZM49 67H51V66H49ZM68 67H69V66H68ZM76 67H77V66H76ZM81 67H82V66H81ZM81 67H80V68H81ZM88 67H89V66H88ZM98 67H99V66H98ZM101 67H102V65H101ZM103 67H104V66H103ZM110 67H111V66H110ZM139 67H140V66H139ZM144 67H145V66H144ZM169 67H170V66H169ZM181 67L183 68V70H182ZM188 67H190V69H189ZM213 67H214V68H213ZM215 67H216V69H215ZM253 67H254L255 69H252ZM44 68H45V67H44ZM47 68H48V67H47ZM62 68H63V67H62ZM111 68H112V67H111ZM116 68H117V67H116ZM129 68H131V67H129ZM153 68H154V67H153ZM163 68H164V67H163ZM166 68H167V67H166ZM191 68H192V69H195V70H193V72H192V69H191ZM224 68H225V69H224ZM228 68H229V71H228V72H231V71H232V72L230 73L231 76H229L228 74H226ZM245 68H246V70L244 71ZM248 68H250V69H248ZM258 68H259V69H258ZM260 68H261V69H260ZM42 69H43V68H42ZM92 69H94V68H92ZM99 69H100V68H99ZM103 69H104V68H103ZM117 69H118V68H117ZM142 69H143V68H142ZM142 69H139V70H142ZM148 69H151V68L148 67ZM158 69L160 70V72L158 71ZM187 69L190 70L189 73H190V72L193 73L192 75H194V72H195V71H196L197 74H198L199 71H207V72H208V71L211 70L210 72H208L210 77L207 75V74H208L207 72H203V73H202V72H199V74L201 75V78H200V75L198 74V75H199V79H198V78H195V76H197L196 73H195V76H192V75H190V74H189V75H185V73L188 74V73H187V72H188ZM202 69H203V70H202ZM209 69H210V70H209ZM213 69H215V70H213ZM240 69H242L244 73H243L242 70H240ZM247 69H248V72H247ZM251 69L254 71V73L250 71ZM257 69H258V72H259V73L257 72ZM262 69H263V70H262ZM90 70H91V69H90ZM113 70H114V69H113ZM115 70H116V69H115ZM122 70H123V69H122ZM129 70H130V69H129ZM131 70H132V69H131ZM135 70H136V69H135ZM144 70H147L146 67H145ZM161 70H162V73H161ZM198 70H199V71H198ZM225 70H226V71H225ZM238 70H239V71H238ZM62 71H63V70H62ZM64 71H65V70H64ZM77 71H78V70H77ZM95 71H96V69H95ZM98 71H99V70H98ZM101 71H102V70L100 69L99 73H100ZM116 71H117V70H116ZM132 71H133V70H132ZM153 71H154V70H153ZM213 71H214V73H213V77H212V76H211V75H212L211 73H212ZM233 71H234V72H233ZM237 71H238L237 75H240V72H241L242 77H243V75L245 74V75H244L245 77H243L245 80H244L243 78H241V75L239 76V78H241V79H239L238 76L235 75V74H236L235 72H237ZM261 71L263 72L262 75H261V73H262ZM86 72H88V71L86 70ZM91 72H92V71H91ZM91 72H90V73H91ZM104 72H105V71H104ZM109 72H110V71H109ZM113 72H114V71H113ZM120 72H121V71H120ZM122 72H123V71H122ZM134 72H136V71H134ZM169 72H170V71H169ZM173 72H172V73H173ZM215 72H216V75L218 74V75H217L218 78L216 77V78L218 79L217 81H216V78H215V76H216V75H215ZM245 72H246V73H245ZM250 72H251V73H250ZM256 72H257V74L259 75V77H261V78L258 77V75L256 74ZM15 73H16V72H15ZM68 73H69V72H68ZM96 73H98V72H97V71L94 72V74H96ZM102 73H103V71H102ZM110 73H111V72H110ZM136 73H137V72H136ZM138 73H140V72H138ZM201 73H202V74H201ZM205 73H207V74H206V77L204 76ZM232 73H234V74H232ZM80 74H81V73H80ZM108 74H109V73H108ZM112 74H113V73H112ZM120 74H121V73H120ZM168 74H169V73H168ZM178 74H182V75H184L185 78H184V77H181L182 75H178ZM248 74H249V76H250L251 74H253V75H251L252 77L250 76V78H252V79L249 80V77L246 78ZM255 74H256V75H255ZM18 75H19V74H18ZM53 75H54V74H53ZM64 75H65V74H64ZM78 75H79V74H78ZM87 75H88V74H87ZM110 75H111V74H110ZM134 75H135V74H134ZM151 75H153V74H151ZM155 75H156V74H155ZM214 75H215V76H214ZM234 75L237 76V77H234V78H233ZM260 75H261V76H260ZM48 76H49V75H48ZM55 76H56V75H55ZM69 76H70V75H69ZM85 76H86V75H85ZM89 76H90V74H89ZM93 76H94V75H93ZM116 76L118 77V75H116ZM126 76H127V75H126ZM128 76H129V75H128ZM136 76H137V75H136ZM136 76H135V78H136ZM146 76H147V75H146ZM148 76H149V75H148ZM164 76H168V77H169L170 75H164ZM178 76H180V77H178ZM207 76H208V79H206ZM254 76H257V77L259 78V80H258L257 77H254ZM20 77H21V76H20ZM34 77H35V76H34ZM58 77H59V76H58ZM72 77H73V76H72ZM102 77H103V76H102ZM102 77H101V78H102ZM120 77H121V76H120ZM130 77L132 78L133 76L130 75ZM130 77H128V78H130ZM141 77H142V76H141ZM143 77H144V76H143ZM143 77H142V78H143ZM197 77H198V76H197ZM230 77H232V78H230ZM53 78H54V77H53ZM55 78H56V77H55ZM62 78H63V77H62ZM98 78H100V76H99ZM101 78L99 79V80H100L99 83H97V84L95 83V85H94L93 81L91 80V81H92V84H93L92 86H94L95 89H96V90L94 89V90L92 91L93 93H94V91L97 92V90H100V86H101L102 84H104L103 86H106V85H107L106 88H109V85H110L111 83H110L109 81H108V82L106 81V83H105V81L101 82V80H104V79H101ZM109 78H110V76H109ZM114 78H115V75L113 74V78H112V79L114 80ZM118 78H119V77H118ZM124 78L126 79L127 77H124ZM131 78H130V80L133 79V78H132V79H131ZM135 78L133 79V81L136 80ZM142 78H141V79H142ZM145 78H146V77H145ZM149 78H150V77H149ZM149 78H147V79H149ZM152 78H153V76H152ZM163 78H164V77H163ZM165 78H166V77H165ZM173 78H174V77H173ZM173 78H172V79H173ZM177 78H178V79H177ZM181 78H183V79H181ZM209 78H213V79H209ZM214 78H215V79H214ZM236 78H237L238 80H237ZM255 78H256V80L258 81V83H260V84L256 83L257 81L255 80ZM24 79H25V78H24ZM70 79H71V78H70ZM75 79H76V78H75ZM83 79H85V78H83ZM83 79H82V80H83ZM105 79H106V78H105ZM168 79H169V78H168ZM195 79H197V81L200 82V83H201V81H202V82L204 81V82L201 83V84L198 83V85H197V82H196ZM222 79H224V80L221 81ZM247 79H248L249 81H247ZM79 80H81V79H79ZM87 80H88V79H87ZM109 80H110V79H109ZM119 80H120V79H119ZM119 80H118V79H115V80L113 81V82H114V86H115V81H119ZM128 80H129V79L125 80V83H124V84L130 83ZM138 80H139V78H138ZM155 80H156V79H155ZM206 80H207V81L210 80V81L207 82ZM211 80H212V81H211ZM239 80H241V83H243V84H241ZM253 80H255L256 82L253 81ZM10 81H11V80H10ZM30 81H31V79H30ZM68 81H69V80H68ZM68 81H67V82H68ZM73 81H74V80H73ZM73 81H71V82H73ZM83 81H84V80H83ZM111 81H112V80H111ZM123 81H124V80H123ZM123 81H121V82H123ZM162 81H163V80H162ZM165 81H166V80H165ZM172 81H173V80H172ZM182 81H183V82H182ZM219 81H220V82H219ZM225 81H227V83H226ZM237 81H238L239 83H238ZM49 82H50V81H49ZM71 82H70V83H71ZM76 82H78V80H77ZM155 82H157V81H155ZM174 82H175V80H174ZM194 82H195V83H194ZM210 82H211V83H210ZM218 82H219V85H220L221 82H225V83H223L224 85L221 84L222 87L219 86V87H221V90H222V88H223V91H224L223 93H224V94H225V90L228 91V88L231 86V88H229L230 90L228 91V92H229V95H227L228 92H227V94H226V96H228V97H226L224 94H220V93H222V91H220V88L218 87ZM228 82H229V83H228ZM236 82H237L239 85L236 84ZM244 82H246V83H244ZM2 83H4V82H2ZM54 83H55V82H54ZM68 83H69V82H68ZM81 83H82V82H81ZM81 83H80V84H81ZM100 83H102V84H100ZM118 83H119V82H118ZM118 83L116 82V85H117ZM149 83H150V81H149ZM207 83H209V84H207ZM215 83H217V85H216ZM231 83H232V84H231ZM233 83H234V85H238V87L240 86V84L242 85V86H241V87H242L241 89L244 91L243 94H242V91H241V92L239 91V90H241L240 87L238 88V87L236 86V87H237V89H236V87H234ZM248 83H249V84L251 83V84L249 85ZM253 83H255V85H253ZM4 84H5V83H4ZM6 84H8V82H7ZM16 84H17V83H16ZM26 84H27V83H26ZM44 84H45V83H44ZM98 84H99L100 86H99ZM108 84H109V85H108ZM120 84H121V83H120ZM143 84H144V83H143ZM147 84H145V85H147ZM186 84H187V85H186ZM214 84H215V85H214ZM225 84H226V85H225ZM244 84H245V85H244ZM49 85H50V84H49ZM57 85H58V84H57ZM61 85H62V84H61ZM97 85H98V86H97ZM111 85H112V87L110 86L109 90H107V91H110V89H111V91L113 92V90H112V88H113V83H112ZM121 85H122V84H121ZM121 85H120V86H121ZM175 85H176V84H175ZM196 85H197V86H196ZM208 85H209V86H208ZM211 85H213V88H214V89H213V88L211 89V87H212ZM246 85H249V87H247ZM251 85H253L254 88H256V85H258L259 87H257L256 89H254L253 86L251 87ZM14 86H15V85H14ZM86 86H87V85H86ZM130 86H131V83H130ZM134 86H135V87H134ZM164 86H163V88H161V89H164ZM207 86H208V87H207ZM214 86H217V87H214ZM226 86H228V87L225 89L224 87H226ZM262 86H263V87H262ZM56 87H57V86H56ZM63 87H64V86H63ZM67 87H68V86H67ZM84 87H85V86H84ZM87 87H89V86H87ZM87 87H85V88H87ZM90 87H91V86H90ZM98 87H99V88H98ZM101 87H102V86H101ZM117 87H118V86L114 87L113 89H116ZM121 87H122V86H121ZM124 87H125V86H124ZM172 87H174V89H175V88H178V89H177V92H175L176 89L173 90ZM244 87H245L246 89H247V88H250V89L253 88V91L256 90L257 92H253V91H251V92H253V94H251L250 89H248L249 91H248V90L246 91V89H245ZM260 87H261V88H260ZM53 88H54V87H53ZM77 88H79V87H77ZM77 88H76V91H77ZM80 88H82V87H80ZM80 88H79V89H80ZM104 88H105V87H104ZM127 88H128V86H126V89H127ZM131 88H132V87H131ZM131 88H129V89H131ZM133 88H132V89H133ZM138 88H145V89H143V90L141 91V90L138 89ZM215 88H216V89L218 88V89H217V92L214 91ZM233 88H234L235 92H236L238 95L241 93L244 97L247 95V94L245 95L244 93H246V92H247V93L250 92V93H248V95H247L248 98H247V97L244 98L242 95H240V97H239V96L234 92ZM4 89H5V88H4ZM55 89H56V88H55ZM82 89H83V88H82ZM82 89H81V90H82ZM117 89H118V88H117ZM121 89H122V88H121ZM126 89L124 88V92H125ZM135 89H138V90H135ZM171 89H172L173 91H172ZM189 89H190V91H189ZM224 89H225V90H224ZM244 89H245V90H244ZM257 89H258V90H257ZM259 89H261L262 91H261V90L259 91ZM52 90H53V89H52ZM67 90H68V89H67ZM91 90H92V89H91ZM101 90H102V89H101ZM101 90H100V91H101ZM105 90H106V89H105ZM170 90H171V92H170ZM186 90H185V91H186ZM191 90H193L195 93H193V91H191ZM218 90L220 91V93L218 92ZM231 90H232V92H234V94H233L234 97H233V98H232L233 95H232ZM37 91H38V90H37ZM74 91H75V90H74ZM82 91H84V90H82ZM88 91H90V90H88ZM107 91H106V92H107ZM111 91H110V92H111ZM119 91H120V89H119ZM128 91H129V90H128ZM128 91H126V92L129 94ZM136 91H137V92H136ZM138 91H139V92H138ZM156 91H157V93H156ZM158 91H159V92H158ZM180 91H181V89H180ZM201 91H202V92H201ZM64 92H65V91H64ZM64 92H63V93H64ZM120 92H121V91H120ZM120 92H119V93H120ZM141 92H143V94H141ZM160 92H162L163 94L161 95ZM181 92L183 93V91H181ZM230 92H231V93H230ZM260 92H261V93H260ZM14 93H15V92H14ZM44 93H45V92H44ZM72 93H73V92H72ZM86 93H87V92H86ZM114 93H115V92H114ZM114 93H113V95H114ZM116 93H117V90H116ZM119 93H118V94H119ZM175 93H176V94H175ZM192 93H193L194 95H197L198 98H197V97H194ZM203 93H204V94H203ZM213 93H215V94H213ZM216 93H219V94L217 95V96H219L218 98H217V96H215ZM257 93H258V94H257ZM26 94H27V93H26ZM45 94H46V93H45ZM64 94H65V93H64ZM68 94H69V93H68ZM76 94H77V93H76ZM98 94H100L99 91H98ZM123 94H124V93H123ZM123 94H122V95H123ZM128 94H125V95H128ZM144 94H145V95H144ZM152 94H153V93H152ZM155 94H153V95H155ZM179 94H180V93H179ZM184 94H183V95H184ZM188 94H189V95H188ZM191 94H192V96H191ZM201 94H203V95H201ZM205 94H206V95H205ZM259 94H260L261 96H260ZM30 95H31V94H30ZM34 95H35V94H34ZM49 95H50V94H49ZM69 95H70V94H69ZM71 95H72V94H71ZM83 95H84V93H83ZM89 95H90V94H89ZM198 95H199V96H198ZM207 95H208V96H207ZM211 95H212V97L215 96L214 98H216L217 100H216V99H212V98H211ZM230 95H231V98H230ZM235 95H236V97H239V98H238V99L235 98ZM250 95H252V98H251ZM253 95H254V96H253ZM255 95H257L256 97L258 98V99H256L257 102H256V100L253 101ZM25 96H26V95H25ZM57 96H58V95H57ZM78 96H79V95H78ZM78 96H77V97H78ZM86 96H87V95H86ZM92 96H93V95H92ZM95 96H96V94H95ZM100 96H101V94H100ZM102 96H103V92H102ZM105 96H106V93H105ZM128 96H129V95H128ZM134 96H135V97H134ZM139 96H141V97H139ZM181 96H182V95H181ZM205 96H207L208 98H207V97L205 98ZM20 97H21V96H20ZM37 97H38V96H37ZM47 97H48V96H47ZM70 97H71V96H70ZM77 97H76V98H77ZM82 97H83V96H82ZM84 97H85V96H84ZM108 97H109V96H108ZM108 97H106V98H108ZM123 97H124V96H123ZM137 97H138V98H137ZM224 97H225V99H229V100H226V101H227V102H226L225 99H224ZM241 97H243V99H242ZM17 98H18V97H17ZM32 98H33V97H32ZM41 98H42V97H41ZM94 98H95V97H94ZM96 98H97V97H96ZM98 98H99V97H98ZM101 98H102V97H101ZM106 98H102V99H106ZM110 98H109V99H110ZM140 98H141V99H140ZM169 98H168V99H169ZM171 98H172V99H171ZM181 98H182V97H181ZM219 98H220L221 100H220ZM234 98H235V99H234ZM240 98L244 101V103H243L242 101H240V100H241ZM38 99H39V98H38ZM46 99H47V98H46ZM51 99H52V98H51ZM70 99H71V98H70ZM80 99H81V97H80ZM102 99H101V101H103ZM162 99H163V100H162ZM208 99H210V100H208ZM218 99H219L221 102H219ZM239 99H240V100H239ZM244 99H245V100L248 99L247 102H246ZM251 99H252V102L254 103V106H255V107L252 106V104L250 103L249 100H251ZM0 100H1V99H0ZM66 100L68 101V99H66ZM98 100H100V98H99ZM129 100H131L132 102L129 101ZM150 100H151V101H150ZM231 100H233V101H231ZM258 100H259V101L261 100L260 103H262L263 105L260 104V103L258 102ZM47 101H48V100H47ZM89 101H91V99H90ZM101 101H100V102H101ZM104 101H105V100H104ZM149 101H150V102L153 101V103L155 104V105L153 104L154 107H155V106L158 107V106H159L158 103L161 101L162 107H165V108H167V109L169 108V110H167V111L164 110L165 108H162V107H161V104H160V107H158V108H159L158 110H157L156 108H155V109H151V108H154V107L151 106L152 103H150ZM162 101H163V102H162ZM165 101H167V99H166ZM187 101H185V102H187ZM209 101H210V103H209ZM222 101H223V102L225 101V104H226L225 106H226V107H227L228 104H229V105L231 104L230 106L233 105L234 107H229V105H228V107H227L228 109L225 108L227 111L225 110V111H224L225 113L223 112V113H224V114H223L221 110H222L225 106L223 107V104H224V103H223ZM230 101H231V102H234V103L232 104ZM237 101H239V103H238ZM22 102H23V101H22ZM40 102H41V101H40ZM70 102H71V100H70ZM77 102H78V101H77ZM94 102H95V100H94ZM106 102H108V101L106 100ZM173 102H172V103H173ZM189 102H188V103H189ZM228 102H229V103H228ZM236 102H237V104H235ZM240 102H242V104H244V105H245V103H247V107H243L242 105H241V107H240V105H238V104H240ZM11 103H12V102H11ZM16 103H17V102H16ZM46 103H47V102H46ZM71 103H72V102H71ZM71 103H70V105H71ZM91 103L93 104V102H91ZM91 103H90V104H91ZM113 103H112V104H113ZM128 103H130V105H128ZM142 103H144V104L146 103L147 105H148V103H149L150 105L147 106L146 104L144 105V104H142ZM188 103H187V104H188ZM192 103H189V105H192ZM213 103H214V104H213ZM215 103H219L220 105L218 104L219 106H217V104H215ZM222 103H223V104H222ZM227 103H228V104H227ZM256 103H257L258 105H257ZM7 104H8V103H7ZM51 104H52V103H51ZM85 104H86V102H85ZM85 104H83V105H85ZM97 104H98V103H97ZM101 104H102V103H101ZM103 104H105V102H103ZM110 104H111V103H110ZM112 104H111V105H112ZM121 104H119V105H117V106L120 107ZM187 104H185V105H187ZM234 104H235V105H234ZM249 104H251V106H250ZM255 104H256V105H255ZM107 105H108V104H107ZM123 105H124V104H122L121 106H123ZM142 105H143V107H145V109L142 107ZM163 105H165V106H163ZM173 105H174V104H173ZM203 105H204V106H203ZM237 105H238V106H237ZM260 105L263 106V107L261 106V107L263 108V110H261L262 108L260 109ZM11 106H12V105H11ZM54 106H55V105H54ZM63 106H64V105H63ZM74 106H75V103H74ZM78 106H79V105H78ZM95 106H96V104H95ZM98 106H99V104H98ZM101 106H102V105H101ZM108 106H109V105H108ZM114 106H115V105H114ZM135 106H137V105H135ZM135 106H134V108H135ZM149 106H150L151 108H148ZM167 106H168V104H167ZM201 106H202V107H205V108H202ZM213 106H214L215 108H216V106H217V107L220 108L221 110H220V109H217L218 111H216L215 108H214ZM221 106H222V107H221ZM245 106H246V105H245ZM257 106H258V107H257ZM4 107H5V106H4ZM70 107H72V108H76V107H73L72 105H71ZM106 107H107V106H106ZM110 107H111V106H109V108H110ZM119 107H118V108H119ZM237 107H239V108H237ZM248 107H249V108H248ZM250 107H252L253 109H250ZM7 108H9V107H7ZM62 108H63V107H62ZM81 108H82V106H81ZM98 108H99V107H98ZM102 108H103V107H102ZM109 108H108V109H109ZM115 108H116V107H115ZM118 108H117V109H118ZM127 108H126V107H125V108L123 107L124 111H126ZM134 108H133V109H134ZM160 108H161V109H160ZM201 108H202V109H201ZM234 108H235L234 111H238L237 114H239L241 117H239V115H237L236 113H235V115H231V114H232L231 111H233ZM240 108H242V109H240ZM244 108H245V109H244ZM247 108H248V110L250 109L249 112H247V114H248V117L251 118V119H249V118L247 117V114H245V111L247 110ZM3 109H4V108H3ZM60 109H61V108H60ZM70 109H71V108H70ZM85 109H87V108H85ZM91 109H92V108H91ZM95 109H96V108H95ZM95 109H94V110H95ZM111 109H112V108H111ZM111 109H110V111H111ZM130 109H131V108H130ZM146 109H147L148 112L146 111ZM182 109H184L185 111L182 110ZM186 109H187V110H186ZM188 109H189V110H188ZM210 109H213L214 111H216L217 114H215V112H214L213 110H210ZM230 109H232V110L229 111ZM243 109H244V110H243ZM68 110H69V108H68ZM79 110H81V109H79ZM87 110H88V109H87ZM98 110H100V109H98ZM131 110H132V109H131ZM142 110H145L146 113H143V112H145V111H142ZM162 110H164V111H162ZM196 110H197V111H196ZM204 110H206V111H204ZM223 110H224V109H223ZM240 110H241V111H240ZM10 111H11V109H10ZM66 111H67V110H66ZM66 111H65V113H66ZM70 111H71V110H70ZM70 111H69V113H70ZM84 111H85V110H84ZM95 111H97V110H95ZM95 111H94V112H95ZM104 111H105V108H104ZM108 111H109V110H108ZM110 111H109V112H110ZM116 111H117V110H116ZM150 111H151V112H150ZM170 111H171V110H170ZM182 111H184V112H187V111H188V112H187V113H184V112L182 113ZM211 111H213V112H211ZM228 111H229V113H231V114H227ZM234 111H233V112H234ZM250 111H253V112L251 113ZM51 112H52V111H51ZM77 112H79V111H77ZM99 112H100V111H98V113H99ZM101 112H102V111H101ZM101 112H100V113H101ZM111 112H112V111H111ZM120 112H121V113L123 112V111L121 110V108H120ZM120 112H119V114H120ZM126 112H127V111H126ZM133 112H134V110H133ZM149 112H150V115H149ZM203 112H204V113L207 112V113L204 114V115L200 114V113H203ZM218 112H219V114H221L222 117L219 116ZM240 112H241V113H240ZM243 112H244V113H243ZM14 113H15V111H14ZM36 113H37V112H36ZM61 113H62V112H61ZM72 113H73V112H72ZM72 113H71V114H72ZM79 113H81V112H79ZM79 113H78V114H79ZM89 113H90V112H89ZM115 113H116V112H115ZM137 113H138V112H137ZM151 113H152V114H151ZM172 113H173V112H172ZM179 113H182V114H179ZM213 113H214V115H216V118H215V116H214L215 120H214V118H213V116H212ZM242 113H243V115H242ZM249 113H251L252 116H249ZM47 114H48V112H47ZM52 114H53V113H52ZM73 114H76V113H73ZM84 114H85V113H84ZM93 114H94V113H93ZM103 114H104V112H103ZM103 114H101V116L105 117ZM108 114H109V113H108ZM108 114H107V115H108ZM110 114H111V113H110ZM110 114H109L108 116H111V117H112V116L114 115V114H113V115H112V114L110 115ZM130 114H131V112H130ZM169 114H170V113H169ZM211 114H212V115H211ZM225 114L227 115V117H226ZM67 115H68V113H67ZM86 115H87V114H86ZM96 115H97V114H96ZM99 115H100V114H99ZM120 115H121V114H120ZM123 115H125L126 117L123 116ZM127 115H129V112H128V113H125V112H124V114L121 115V119H122V117H123V120H125L126 123H127V124L124 123V125L126 124V126L128 125V122H131V123H132L131 118L129 119V116L127 117ZM132 115H133V113H132ZM155 115H156V116H155ZM190 115H191V114H190ZM201 115H202V116H201ZM217 115H218V118H217ZM223 115H225V116H223ZM230 115H231L232 117H231ZM244 115H246V116H244ZM15 116H16V115H15ZM19 116H20V115H19ZM41 116H42V115H41ZM43 116H44V115H43ZM64 116H65V115H64ZM69 116H70V115H69ZM71 116H72V115H71ZM71 116H70V117H71ZM90 116H93V115H91V113H90ZM94 116H95V114H94ZM94 116H93V117H94ZM101 116H100V117H101ZM114 116H115V115H114ZM145 116H144V117H145ZM153 116H155V117H153ZM167 116H168V117H167ZM171 116H172V114H171ZM186 116H187V118H188V114H187ZM186 116H184L183 121L186 120V119H185ZM196 116H197V117H196ZM229 116H230V118H229ZM233 116H234V118H233ZM235 116H238V117L235 118ZM17 117H18V116H17ZM32 117H33V116H32ZM59 117H60V116H59ZM81 117H82V116H81ZM86 117H87V116H86ZM97 117H98V116H97ZM116 117L120 118L118 115H117ZM152 117H153V118H152ZM195 117H196V118H195ZM219 117H220V118H219ZM225 117L227 118V121H228V120L230 121V122L228 121V123H230V124H229V127L231 126L230 128L228 127V123H227L226 119H223V118H225ZM243 117H245V118L242 119ZM21 118H22V117H21ZM53 118H54V117H53ZM74 118H75V117H74ZM89 118H90V117H89ZM94 118H95V117H94ZM94 118H92L93 121L96 120V119L94 120ZM105 118H106V117H105ZM105 118H104V119H105ZM124 118H126L127 120L129 119L128 122H127V120L124 119ZM132 118H133V117H132ZM134 118H135V116H134ZM136 118H138L137 115H136ZM176 118H178L179 120H176ZM239 118H241V119L239 120ZM246 118H247V119H246ZM13 119H14V118H13ZM50 119H51V118H50ZM59 119H60V118H59ZM61 119H62V118H61ZM65 119H66V118H65ZM72 119H73V118H72ZM78 119H79V117H78ZM80 119H81V118H80ZM86 119H87V118H86ZM98 119H99V118H98ZM109 119L112 120V118H109ZM121 119H120V120H121ZM151 119H153V120H151ZM193 119H195L196 121H194ZM198 119H199L200 123L198 122ZM210 119H211L213 122H212ZM219 119H220L221 121H223V122L221 123ZM222 119H223V120H222ZM230 119H231V120H230ZM245 119H246V120H250V121L248 122V123H250V124H248L247 121H245ZM257 119H258V120H257ZM36 120H37V119H36ZM81 120H83V119H81ZM90 120H91V119H90ZM101 120H103V119L101 118L99 121H101ZM106 120H107V119H106ZM111 120H110V122H111ZM133 120H134V119H133ZM148 120H146V123H147V122H150V121H148ZM224 120L226 121V122H225V125L223 124V123H224ZM236 120H238V121H237V124H238L239 126L241 125V123H242V125H243V123H244L243 127H244L245 125H247V124H248L249 126H246V127L243 128L242 125L239 127L238 125H235L236 123H232V122H231V121L234 122V121H236ZM253 120H255V122H254L255 124H254L253 122H251V121H253ZM259 120H260V122H258ZM261 120H262V121H261ZM1 121H2V120H1ZM99 121H97V122H99ZM118 121H119V120H118ZM159 121H158L157 123H159ZM177 121H180V122H179V125H180V127H183L182 129H181L179 126L177 127V125H178ZM186 121H187V120H186ZM188 121H189V119H188ZM214 121H216V122H214ZM242 121H244V122H242ZM39 122H40V121H39ZM42 122H43V121H42ZM82 122H83V121H82ZM104 122H105V120H104ZM110 122H107V123H110ZM112 122H114V121H112ZM115 122H117V119H116ZM123 122H124V121H123ZM137 122H136V123H137ZM194 122H195V123H196V122L199 123V125H200V127H201V128H200V131H197L199 128H197L196 126L199 127V125H198V124L195 125ZM256 122H258V123L256 124ZM261 122H262V123H261ZM23 123H24V122H23ZM40 123H41V122H40ZM68 123H69V122H68ZM79 123H81V122H79ZM92 123H93V122H92ZM95 123H96V122H95ZM99 123H101V122H99ZM102 123H103V121H102ZM118 123H119V122H118ZM131 123H130V124H131ZM133 123L136 125L135 120H134ZM133 123H132V124H133ZM169 123H171V124H169ZM217 123H218V125H220V126H218L219 128H218L217 125H216ZM231 123L234 124L235 126L232 125ZM239 123H240V124H239ZM245 123H247V124H245ZM260 123H261V124H260ZM26 124H27V123H26ZM81 124H82V123H81ZM97 124H98V123H97ZM105 124H106V123H105ZM121 124H122V123H121ZM134 124H133V125H134ZM187 124H188V123H187ZM258 124H260L261 126L258 125ZM23 125H24V124H23ZM23 125H22V126H23ZM36 125H37V124H36ZM61 125H62V124H60V126H61ZM110 125H111V123H110ZM110 125H108V126L110 127ZM112 125H114V124L112 123ZM116 125H117V124H116ZM124 125H123V127H124ZM144 125H145V124H144ZM190 125H191V124H190ZM206 125H207V126H206ZM226 125H227V126H226ZM3 126H4V125H3ZM12 126H13V125H12ZM80 126H81V125H80ZM91 126H92V125H91ZM93 126H94V125H93ZM97 126H98V125H97ZM99 126H100V124H99ZM102 126H103V125H102ZM119 126L121 127L122 125H119ZM119 126H116V127L118 128ZM129 126H130V125H128V129L130 130V128H131V130H133V132H134V128L132 129V127H129ZM149 126L152 127L153 130H152ZM210 126H211V127H212V126H213V127L216 126L217 128L215 127L214 129H211ZM232 126L235 127V128H233ZM13 127H14V126H13ZM30 127H31V126H30ZM41 127H42V126H41ZM73 127H74V126H73ZM86 127H87V126H86ZM103 127H104V126H103ZM103 127H102V128H103ZM109 127H108V128H109ZM112 127H113V126H112ZM114 127H115V126H114ZM114 127H113V128H114ZM136 127H137V126H136ZM138 127H139V126H138ZM138 127L135 128V129H138ZM140 127H139V129H141ZM157 127H158V128H157ZM167 127H168V126H167ZM195 127H196V129H195ZM221 127H224V128H222V129L225 130L226 132H227V130L225 129V127L228 128V131H230V129L232 128L231 131L234 130V132L236 131L237 133L235 134L234 132H231V131L226 133V132L224 131L225 134H226V135H225V134H223V130L220 129ZM237 127H239V128H237ZM241 127H242V128H241ZM34 128H35V126H34ZM50 128H51V127H50ZM53 128H54V127H53ZM70 128H71V127H70ZM88 128H89V127H88ZM95 128H97V127H95ZM95 128L93 127V129H92L91 131L95 130ZM98 128H99V127H98ZM100 128H101V127H100ZM102 128H101V129H102ZM106 128H107V127H106ZM110 128H111V127H110ZM113 128H111V129L114 130ZM117 128H115L114 131H117V130H116ZM126 128H127V127H126ZM149 128H150V129H149ZM163 128H164V129H163ZM191 128H192V127H191ZM191 128H189V129H191ZM206 128H207V129H206ZM236 128H237V129H240V128H241L243 131L240 129V132H239V135H238V131H239V130H237ZM247 128H248L249 130H247ZM24 129H26V127H25ZM45 129H46V128H45ZM76 129H77V128H76ZM78 129H79V127H78ZM81 129H82V128H81ZM90 129H91V128H90ZM90 129H89V130H90ZM119 129H121V130L123 131L125 128H123V129H122V128H118V132H117V133L115 132L116 134L114 133V134L116 135V137H114V138L119 139V137H118V135H119ZM128 129H127V130H128ZM139 129H138V131H139ZM177 129H176V130H177ZM192 129H193V128H192ZM192 129H191V130H192ZM205 129H206V130H205ZM208 129H209V130H208ZM235 129H236V130H235ZM28 130H29V129H28ZM35 130H37V129H35ZM38 130H39V129H38ZM58 130H59V129H58ZM73 130H74V129H73ZM79 130H80V129H79ZM82 130H83V129H82ZM97 130L99 131V129H96V130H95V133H97V132H96ZM104 130H105V129H103V131H104ZM129 130H128V131H129ZM144 130H145V131H144ZM164 130H165L166 133L169 131V132H168V135L171 134V133H172V134H171L170 136H168L167 134H165ZM166 130H167V131H166ZM170 130H171L172 132H170ZM176 130L174 129L175 132H176ZM245 130H246L247 132H246ZM61 131H62V130H61ZM77 131H78V130H77ZM100 131H102V130H100ZM109 131H110V130H109ZM109 131H108V133L110 134ZM114 131H113V132H114ZM135 131H136L137 134L139 133V135L142 134V133L140 134V131H139V132H137V130H135ZM156 131H157L158 134L160 133V134L163 135V136H164V135H165V136L167 135V137L169 138V141L167 140L168 138H166L165 136L163 137V139H165V141L167 140L168 142H165L164 140L161 141L160 139L162 138V136L160 135V136H159L160 138H159L158 135L154 134V133H156ZM160 131H161V132H160ZM177 131H178V130H177ZM185 131H186V129H185ZM185 131L182 130L181 133H184ZM187 131H189L188 128H187ZM241 131H242V132H241ZM18 132H19V131H18ZM43 132H44V131H43ZM75 132H76V131H75ZM130 132H131V131H130ZM162 132H164V133H162ZM179 132H180V131H179ZM199 132H200V133H199ZM244 132H245V135H244ZM26 133H27V131H26ZM87 133H88V132H87ZM100 133H101V132H100ZM104 133H105V132H104ZM106 133H107V132H106ZM108 133H107V134H108ZM123 133H124V135L126 134L125 132H123ZM123 133H122V134H123ZM136 133H135V134L133 133V134H134V135H137ZM150 133H148V134H142V136H143V135H150ZM176 133H177V132H176ZM187 133H186V134H187ZM197 133H196V134H197ZM220 133L223 134V136H222ZM228 133L231 134V135H229ZM232 133H233V134H232ZM240 133L243 134V137H242V134H241V137L243 138L244 143L242 142V141H243L242 138H240V139L238 138V137L240 136ZM246 133H248V134H246ZM2 134H3V133H2ZM21 134H22V133H21ZM31 134H32V133H31ZM47 134H48V133H47ZM57 134H58V133H57ZM76 134H77V133H76ZM91 134H93V132H91ZM91 134H90V135H91ZM98 134H99V133H98ZM109 134H108V135H109ZM117 134H118V135H117ZM133 134H131V135H133ZM173 134H174L175 136H173ZM206 134H205V136H206ZM26 135H27V134H26ZM51 135H52V134H51ZM60 135H61V134H60ZM84 135H85V134H84ZM86 135H87V134H86ZM101 135H102V134H101ZM104 135H105V134H104ZM108 135H107V136H108ZM112 135H113V134H112ZM115 135H114V136H115ZM129 135H130V134H128V132H127V136H129ZM134 135H133V136H134ZM139 135H137V136H139ZM183 135H184L185 137H184ZM194 135H195V133H194ZM227 135H228V136H227ZM233 135L237 136V138H234ZM246 135H247V136L249 135L248 138L252 136L251 138H249V139H252L251 141H253L254 139H255V140L258 139L257 141H254V142L249 141V143H250L252 146L254 145L253 148L256 147L255 144H256V145H257V144L259 145V146H257V147H258V149H257L258 151L256 150L257 147L254 148V149H255V153L252 152L254 149H253L252 147H250L251 145H250V144L248 145V142H247V141H248V138L246 137ZM254 135H255V136L257 135V136H256L257 138H255ZM258 135H259V136H258ZM261 135H262V136H261ZM20 136H21V135H20ZM49 136H50V135H49ZM53 136H54V135H53ZM97 136L99 137L100 134L97 135ZM107 136H106V137H107ZM109 136H110V135H109ZM109 136H108V137H109ZM120 136H121V135H120ZM142 136H139V138L142 139V138H143ZM152 136H151V137H152ZM172 136H173V137H172ZM201 136L203 137L204 135H201ZM220 136H219V137H220ZM225 136H226L227 141H226V139H225ZM229 136H230V137L232 136V137L230 138L231 141H229ZM244 136L247 138V140H245L246 138H245ZM32 137H33V136H32ZM34 137H35V136H34ZM89 137H90V136H89ZM94 137H95V136H94ZM100 137H101V136H100ZM121 137H123V136H121ZM124 137H125V136H124ZM130 137H131V136H130ZM145 137H147V136H145ZM149 137H150V136H149ZM151 137H150V138H151ZM170 137H171L172 139H170ZM202 137H201V138H202ZM219 137H218V138H219ZM221 137H220V138H221ZM258 137H259V138H258ZM39 138H40V137H39ZM39 138H38V139H39ZM96 138H97V137H96ZM132 138H133V137H132ZM135 138H136V137H135ZM209 138H208V139H209ZM220 138H219V139H220ZM7 139H8V138H7ZM63 139H64V138H63ZM93 139H94V138H92V143H93ZM102 139H103V138H102ZM104 139H106V138L104 137ZM104 139H103V140H104ZM112 139H113V138H112ZM128 139H129V138H128ZM133 139H134V138H133ZM133 139H132V140H133ZM151 139H152V138H151ZM176 139H177V138H176ZM186 139H187V138H186ZM195 139H193V140H195ZM202 139H203V138H202ZM202 139H201V140H202ZM204 139H205V138H204ZM208 139H207V140H208ZM232 139H233V140H232ZM237 139H238V140H237ZM0 140H1V139H0ZM16 140H17V139H16ZM21 140H22V139H21ZM42 140H43V139H42ZM49 140H50V139H49ZM54 140H55V139H54ZM72 140H73V139H72ZM72 140H71V141H72ZM80 140H83V139H80ZM94 140H95V139H94ZM96 140H98V139H96ZM96 140H95V141H96ZM100 140H101V139H100ZM113 140H114V139H113ZM115 140H116V139H115ZM120 140H122V139H120ZM159 140H160V142H159ZM183 140H184V139H183ZM222 140H223V141H222ZM239 140H240V141H239ZM3 141H4V140H3ZM12 141H13V140H12ZM28 141H29V140H28ZM45 141H46V140H45ZM65 141H66V140H65ZM83 141H84V140H83ZM87 141H88V140H87ZM87 141H86V143H87ZM108 141L110 142V140H108ZM117 141H118V140H117ZM129 141H131V138H130ZM136 141H137V140H136ZM139 141H140V140H139ZM139 141H138V142H139ZM176 141H178V140H176ZM186 141H187V140H186ZM233 141H235V142H233ZM236 141H239L240 144H245L246 146H245V145H244V146H243V145L241 146L240 144H237V145H236V143H237ZM245 141H246V142H245ZM26 142H27V141H26ZM43 142H44V141H43ZM58 142H59V141H58ZM60 142H61V141H60ZM78 142H79V140H78ZM90 142H91V141L89 140V142H88L89 145H90ZM111 142H112V141H111ZM127 142H128V141H127ZM141 142H142V141H141ZM183 142H184V144H183ZM209 142H210V141H209ZM228 142H229V144H228ZM232 142H233V144H232ZM8 143H9V142H8ZM41 143H42V142H41ZM61 143H63V142H61ZM69 143H70V142H69ZM74 143H75V142H73V144H74ZM82 143H84V142H82ZM101 143H104V142H101ZM101 143H100V145H101ZM105 143H106V145L108 144V146H110L109 143H107L106 141H105ZM230 143H231V144H230ZM234 143H235V144H234ZM246 143H247V144H246ZM252 143H253V144H252ZM254 143H255V144H254ZM6 144H7V143H6ZM36 144H37V143H36ZM36 144H35V145H36ZM55 144H56V143H55ZM67 144H68V143H67ZM80 144H81V141H80ZM80 144H79V145H80ZM111 144H112V143H111ZM116 144L118 145V142H117ZM119 144H120V143H119ZM128 144H129V145H128ZM133 144H134V143H133ZM135 144H137V147L139 146L138 143H135ZM135 144H134V145H135ZM139 144H140V143H139ZM141 144H142V143H141ZM187 144H188V141H187ZM187 144H186V145H187ZM209 144H211V143H209ZM1 145H2V144H1ZM16 145H17V144H16ZM27 145H28V144H27ZM45 145H46V144H45ZM51 145H52V144H51ZM56 145H57V144H56ZM59 145H60V144H59ZM68 145H69V144H68ZM71 145H72V144H71ZM77 145H78V143H77ZM79 145H78V146H79ZM94 145H95V144H93V146H94ZM113 145H115V143H113ZM123 145H125V146H123ZM150 145H152L153 147L156 145L155 148H154L155 151H154V149H153L152 146L150 147ZM158 145H159L160 147H159ZM211 145H212V144H211ZM247 145H248L250 148H252L253 150L251 149V150H252V151H251L249 148H247V147H248ZM7 146H8V145H7ZM20 146H21V145H20ZM69 146H70V145H69ZM72 146H73V145H72ZM80 146H81V145H80ZM83 146H84V144H83ZM83 146H81V148H83ZM87 146H88V145H87ZM104 146H105V144H104ZM104 146H102V147L104 148ZM108 146H107L106 148H108ZM111 146H112V145H111ZM111 146H110V147H111ZM122 146H123V147H122ZM132 146H133V145H132ZM198 146H199V145H198ZM208 146H210V145H208ZM214 146H215V144H214ZM216 146H217L218 148L220 147V145H218V144H217ZM216 146H215V148H216ZM222 146L220 147L219 151H220V150H223V151H221V154L223 155L225 149H224ZM225 146H226V145H225ZM12 147H13V146H12ZM37 147H38V146H37ZM42 147H43V146H42ZM65 147H66V146H65ZM65 147H64V148H65ZM85 147H86V145H85ZM114 147H115V146H114ZM128 147H129V148H128ZM137 147H136V145H135V148H137ZM157 147H158V149H156ZM237 147H240V148H237ZM241 147H243V148H242L243 151H246V152H244V154L246 153L245 156H247V157H243L244 155H243V152L241 151V150H242ZM244 147H245V148H244ZM259 147L262 148V149H261L262 153H260V149H259ZM16 148H17V147H16ZM20 148H21V147H20ZM30 148H31V147H30ZM54 148H55V147H54ZM57 148H58V147H57ZM64 148H63V149H64ZM67 148H69V147H67ZM76 148H77V147H76ZM78 148H79V147H78ZM81 148H80V151L83 150V149H81ZM88 148H89V147H87V149H88ZM95 148H96V151L99 149V148L97 149L96 146L94 147V149H95ZM112 148H113V147H112ZM115 148H117V147H115ZM115 148H114V149H115ZM149 148H150V149H149ZM162 148H164V149H162ZM203 148H204V150H203ZM207 148L210 149L209 152L211 153V155H210V153L207 154V155H209V156H208L209 158H207V155H205L207 161H203L205 157H203V158L201 159V161H200V160H199V156L202 157V156H203V153H204V154H205V152L208 153V151H207L208 149H207ZM218 148H216V149H218ZM235 148H237L240 152L237 150V151L239 152V153H237V151H236ZM38 149H39V148H38ZM42 149H43V148H42ZM52 149H53V148H52ZM69 149H72V148H69ZM87 149H84V152L86 151V153H87ZM206 149H207V150H206ZM213 149H214V148H213ZM240 149H241V150H240ZM248 149H249V150H248ZM23 150H24V149H23ZM36 150H37V149H36ZM50 150H51V149H50ZM74 150H75V148H74ZM74 150H73V151H74ZM88 150H89V149H88ZM90 150H92V149H91V145H90ZM103 150H104V149H103ZM132 150H133L134 153H132ZM151 150H152V151H151ZM156 150H157V151H156ZM160 150L158 151L159 154H160V152H161ZM205 150H206V151H205ZM214 150H215V149H214ZM232 150H235L236 152H234V151L232 152ZM247 150H248V151H247ZM8 151H9V150H8ZM11 151H12V150H11ZM21 151H22V150H21ZM43 151H44V150H43ZM63 151H64V150H63ZM63 151H62V152H63ZM65 151H66V150H65ZM69 151H70V150H69ZM76 151H77V150H76ZM78 151H79V150H78ZM93 151H94V150H93ZM93 151H90L89 153H91V152H93ZM107 151H108V150H107ZM115 151H117V149H116ZM130 151H131V153H130ZM136 151H137V149H136ZM140 151H137V152H140ZM143 151H144V153H142ZM166 151H167V152L169 151L168 154H165V153H167ZM177 151H178V152H177ZM227 151H228V153H230L229 155H231V153H234V154L236 153L235 155H236L237 159L240 158L241 156H242L241 158H243V159H246V158H247L248 160L250 159L251 161H250V160H249V161H248V160H247V161L244 160V161H245L246 163L249 162V164H253V166H252V165H249V166H252V168H254V166H256L254 169H256V168L258 167L259 170L256 169V170H252V171H251L252 168L250 167V170H249L248 166H246L248 163L246 164L245 162H243V159H242V162H243V163H238V167H240L239 164H240V165H243V164L245 165V164H246L245 166L243 165L245 169H244L243 167L240 168V169H241V172H242L243 174H242L241 172H239V174H238V172H237L238 176H240L241 179L243 178L244 175H245V177H247V176H248V173H250V172H251V173H252V172H255V173H253V175H251V173H250V176H248V178L250 177V179H248L249 181L247 180V178H245V179L247 180L248 183H247V182L245 183V182H243V181H244L243 179L241 180L239 177H236L237 174H235V173H236L237 170L240 171L239 168L236 169L235 172H233L234 175L231 174V173H232L231 170L234 171L235 168H237V166H236L237 163H235V162H240V160L237 161L236 159H234V157H235L234 154H232L233 159H232L231 156L228 158ZM229 151H231V152H229ZM23 152H24V151H23ZM51 152H52V151H51ZM56 152H57V151H56ZM58 152H59V150H58ZM58 152H57V153H58ZM98 152H99V151H98ZM105 152H106V150H105ZM108 152H112V150H111V151H108ZM117 152H118V151H117ZM123 152H120V153H123ZM147 152H148V151H147ZM174 152H175V153H174ZM200 152H203V153L200 154ZM248 152H249V153H248ZM250 152H251L252 154H251ZM257 152H258V153H257ZM14 153H16V152L14 151ZM21 153H22V152H21ZM30 153H31V152H30ZM38 153H39V152H38ZM45 153H46V152H45ZM52 153H53V152H52ZM64 153H65V152H64ZM66 153L68 154V150H67ZM71 153H73V152L71 151ZM80 153H81V152H80ZM86 153H85V155H86ZM94 153H95V151H94ZM106 153H107V152H106ZM115 153H116V152H115ZM115 153H114V154H115ZM240 153H242V154H240ZM247 153H248V155H247ZM253 153H254V155H253ZM5 154H6V153H5ZM7 154H8V153H7ZM33 154H34V153H33ZM41 154H42V153H41ZM53 154H54V153H53ZM62 154H63V153H62ZM75 154H77V153L75 152ZM75 154H74V155H75ZM78 154H79V152H78ZM78 154H77V155H78ZM82 154H83V152H82ZM87 154H88V153H87ZM98 154H99V153H98ZM107 154H108V153H107ZM111 154H112V153H111ZM114 154H113V155H114ZM118 154H119V153H118ZM138 154L136 153V155H138ZM153 154H152V155H153ZM225 154H224V155H225ZM238 154H239V155H238ZM255 154H258V155H257V156H258L257 159H254L255 157H253V156H255ZM0 155H1V154H0ZM24 155H25V154H24ZM38 155H39V154H38ZM43 155H44V153H43ZM47 155H49V154H47ZM54 155H55V154H54ZM59 155H60V154H59ZM100 155H101V154H100ZM104 155H105V157H106V154H105V153H104ZM115 155H116V154H115ZM119 155H120V154H119ZM163 155H164V157H163ZM186 155H185L183 158H185ZM212 155H213V156H212ZM217 155H218V154H217ZM226 155H225V158H226ZM44 156H46V155H44ZM51 156H52V155H51ZM57 156H58V155H57ZM61 156H62V155H61ZM61 156H60V157H61ZM63 156H64V155H63ZM72 156H73V154L71 155V158H72ZM86 156H87V155H86ZM91 156H93V155H91ZM95 156H96V154H95ZM110 156H111V155H110ZM110 156H108L107 158H110ZM121 156H122V155H121ZM219 156H220V154H219ZM248 156H249V157L251 156V157H253V158H249ZM10 157H11V156H10ZM12 157H13V156H12ZM24 157H25V156H24ZM52 157H53V156H52ZM52 157H51V159H52L51 161L54 160ZM58 157H59V156H58ZM58 157H57V158H58ZM60 157H59V158H60ZM65 157H66V156H65ZM68 157L70 158V156H68ZM74 157H78V156H74ZM82 157L85 159V157H84L83 155H82ZM89 157H90V155H89ZM89 157H88V158H89ZM103 157H104V156H103ZM161 157H163V158H161ZM210 157L214 158V159L211 160L212 162H210V161L208 160V159H210ZM215 157H216V155H215ZM22 158H23V157H22ZM25 158H26V157H25ZM46 158H47V157H46ZM46 158H45V159H46ZM57 158H56V159H57ZM61 158H63V157H61ZM61 158H60L59 160H61ZM117 158H118V156H117ZM119 158H120V157H119ZM127 158H125V159H127ZM140 158H141V159H140ZM154 158H155V159H154ZM230 158H231V159H230ZM8 159H9V158H8ZM34 159H35V158H34ZM125 159H123V163H125V161H124ZM131 159H132V161H131ZM139 159H140V160H139ZM145 159H148V160H146V162L149 161V162H148L149 165H150V164H152V165L154 164V165H153L154 168H151L152 165H151V166H149V165L147 166V163H146V165H145L147 168H145V166H143V165H144L143 163H144V160H145ZM168 159H169V161H168ZM206 159H205V160H206ZM217 159L219 160V162L217 161ZM35 160H36V159H35ZM35 160H34V161H35ZM43 160H44V158H43ZM62 160H63V159H62ZM65 160H67V159L65 158ZM71 160H72V159H71ZM74 160H75V159H74ZM76 160H78V158H76ZM76 160H75V161H76ZM82 160H83V159H82ZM87 160H89V159H87ZM99 160H100V159H99ZM102 160H103V159H102ZM102 160H101V161H102ZM109 160H111V159H109ZM109 160H108V161H109ZM112 160H113V157H112ZM116 160H117V159H116ZM116 160H115V161H116ZM137 160H138V161H137ZM141 160H142V161H141ZM228 160H230L231 162L228 161ZM234 160H235V161H234ZM254 160H257V163H255L256 161L253 162ZM0 161H1V160H0ZM6 161H7V160H6ZM10 161H11V160H10ZM17 161H18V160H17ZM19 161H20V160H19ZM34 161H32V162H34ZM39 161H40V160H39ZM39 161H38V163H39ZM41 161H42V160H41ZM41 161H40V162H41ZM45 161H46V160H45ZM45 161H44V162H45ZM67 161H69V160H67ZM75 161H74V162H75ZM85 161H86V160H85ZM90 161H91V160H90ZM94 161H96V160H95V157H94ZM103 161H104V160H103ZM103 161L101 162L102 164L105 163V162H103ZM106 161H107V160H106ZM120 161H122V159H121ZM130 161H131V162H130ZM133 161H134V162H133ZM135 161H136V162H135ZM139 161H141V165H142V166L140 165V162H139ZM180 161H182V162H180ZM183 161H184V162H183ZM214 161H215L216 163H215ZM232 161H234V163H233ZM4 162H5V161H4ZM48 162H50V159H49ZM53 162H59V161L57 160V161H53ZM60 162L62 163V162H64V161H60ZM60 162H59V163H60ZM70 162H71V161H70ZM72 162H73V161H72ZM77 162H78V161H77ZM83 162H84V161H83ZM92 162H93V161H92ZM97 162H99L98 159H97ZM112 162H113V161H112ZM112 162L110 161V164H111ZM142 162H143V163H142ZM175 162H176V163H175ZM177 162H179L180 164L178 163V165H177ZM204 162H206V164H207V162H210L211 164H212V163L216 164V166L214 165L215 168H213V169H215L214 172H215L217 175H218V173L220 174L222 171H226V170H227L228 172L226 171L225 173H227V175H230V176L227 177V175H225V174L222 172V176L220 177L221 174L218 176V177L220 178V180H219V178H217V175H213V174H215V173H214L213 170H212V167H211L212 165L209 166V163H208V164H207L208 168H207V167H206V164L204 165ZM223 162H222V163H223ZM252 162H253V163H252ZM18 163H19V162H18ZM20 163H21V162H20ZM26 163H27V162H26ZM28 163H29V162H28ZM66 163H67V162H66ZM86 163H88V161H86ZM90 163H91V162H90ZM90 163H89V164H90ZM165 163H166V161H165ZM181 163H182V164H181ZM225 163H223V165H224ZM254 163H255L256 165H255ZM23 164H24V163H23ZM23 164H22V165H23ZM32 164H33V163H32ZM44 164H45V163H44ZM48 164H50V163H48ZM48 164H47V165H48ZM52 164H53V163H52ZM57 164H58V163H57ZM63 164H64V163H63ZM74 164H75V163H74ZM95 164H96V163H95ZM99 164H100V163H99ZM112 164H113V163H112ZM112 164H111V165H112ZM125 164H126V163H125ZM125 164H124V165H125ZM4 165H5V163H4ZM6 165H7V164H6ZM27 165H29V164H26V166H27ZM40 165H42V164H40ZM53 165H54V164H53ZM58 165H59V164H58ZM67 165H68V164H67ZM79 165H80V164H79ZM82 165H83V164H82ZM92 165H93V164H91L90 166H92ZM105 165H107V164H105ZM115 165H116V167L118 166L117 164H115ZM120 165H121V164H120ZM122 165H123V164H122ZM122 165H121V166H122ZM133 165H134V164H133ZM188 165H189V166H188ZM219 165H220V164H219ZM221 165H222V164H221ZM226 165H228V164H226ZM1 166H2V165H1ZM24 166H25V164H24ZM44 166H45V165H44ZM55 166L58 167L57 165H55ZM59 166H60V165H59ZM70 166H72V168H73V167H74L73 163H72V165H71V163H70ZM77 166H78V165H77ZM88 166H89V165H88ZM94 166H95V165H93V167H94ZM107 166H108V165H107ZM113 166H114V165H113ZM121 166H120V167H121ZM165 166H166V167H165ZM214 166H213V167H214ZM232 166H234V167L236 166V167L233 168ZM12 167H13V166H12ZM12 167H10V168H12ZM33 167H34V166H33ZM37 167L39 168V166H37ZM45 167H46V166H45ZM53 167H54V166H53ZM64 167H66V166L64 165ZM64 167H63V168H64ZM84 167H87L86 164H85ZM84 167H83V168H84ZM100 167H102V166H100ZM116 167H114V169H115ZM120 167H119V168H120ZM126 167L129 168V165H128V166H125V167H123V168H126ZM131 167L133 168L134 166H131V165H130V169H131ZM139 167H140V168L143 167V168L141 169L142 172H141V170H140ZM148 167H149V169H151V170H149ZM170 167H171V169H170ZM189 167H190V169H189ZM210 167H211V168H210ZM222 167H223L224 170H222ZM246 167H247L248 169H247ZM17 168H18V167H15V170H16ZM24 168H25V167H23V169H24ZM29 168H30V167H29ZM38 168H37V169H38ZM40 168H41V167H40ZM40 168H39V170H40ZM47 168H48V166H47ZM47 168H46V169H47ZM54 168H55V167H54ZM66 168H67V167H66ZM68 168H69V167H68ZM70 168H71V167H70ZM77 168H78V167H77ZM80 168H82V166H80L79 169H80ZM90 168L92 169V167H90ZM103 168H104V166H103ZM103 168H102V169H103ZM106 168H107V167H106ZM119 168H117L118 171H119ZM123 168H122V169H123ZM128 168H126V172H127V173H128L129 170H130V169H128ZM155 168H156V170H153V169H155ZM187 168H188V170H187ZM232 168H233V169H232ZM242 168L244 169L243 171H242ZM5 169H6V168H5ZM12 169H14V168H12ZM12 169H11V170H12ZM33 169H34V168H33ZM58 169H60V168H58ZM61 169H62V168H61ZM79 169H76V171L79 170ZM87 169H89V168H87ZM94 169H95V168H94ZM108 169H109V168H108ZM134 169H135V168H134ZM137 169H138V170H137ZM209 169H211V170H209ZM246 169H247L248 171H247ZM19 170H20V169H18V171H19ZM21 170H22V169H21ZM26 170H28L27 167H26ZM41 170H43V169H41ZM44 170H45V169H44ZM48 170H52V169H48ZM64 170H65V169H64ZM66 170H67V169H66ZM66 170H65V171H66ZM72 170H74V171H73V172H72L71 170H69V171L72 172V173H74V172H75V169H72ZM82 170H83V169H82ZM89 170H90V169H89ZM96 170H97V169L94 170L95 173H96ZM99 170H100V169H99ZM103 170H105V169H103ZM109 170H111V172H112V169H109ZM127 170H128V171H127ZM152 170H153V171H152ZM216 170H217V172H216ZM219 170H220L221 172H218ZM9 171H10V170H9ZM9 171H8V172H9ZM13 171H14V170H13ZM18 171H17V173H18ZM23 171H24V170H23ZM31 171L33 172V170H31ZM36 171H37V170H36ZM53 171L56 172V171H57L56 168L53 169ZM59 171H60V170H58V175L60 174ZM61 171H62V170H61ZM91 171H92V170H91ZM121 171H122V170H121ZM134 171H135V170H133V172H134ZM149 171L151 172V173H150L151 176H152L153 173L155 174L156 172H158V174H161V176H160V175H157V177L159 176V177H162V178H157V177L155 176L156 174L153 175L152 177L149 176V175L147 174V173H149ZM160 171H161V172H160ZM177 171H178L179 173H178ZM210 171H211V172H210ZM246 171H247V172H246ZM4 172H5V171H4ZM19 172H21V171H19ZM32 172H31V173L28 172V175H29V173H30V175H31ZM43 172H44V171H43ZM43 172H42V173H43ZM63 172H64V171H63ZM63 172H62V173H63ZM83 172H84V171H83ZM88 172H89V171H88ZM97 172H98V171H97ZM114 172H115V171H114ZM130 172H131V170H130ZM130 172H129V173H130ZM137 172H135V173H137ZM168 172H169L170 174H168ZM212 172H213V174H212ZM5 173H6V172H5ZM15 173H16V172H15ZM17 173H16V174H17ZM24 173H25V171H24ZM40 173H41V172H40ZM44 173H45V172H44ZM44 173H43V174H44ZM47 173H48V172L46 171V174H47ZM49 173H50V171H49ZM68 173H69V172H68ZM72 173H71V174H72ZM101 173H102V172H100V174H101ZM106 173H107V172H106ZM116 173H117V172H115V174H116ZM228 173H229V174H228ZM240 173H241L243 176L240 175ZM244 173H245V174H244ZM9 174H10V173H9ZM37 174H38V173H37ZM71 174H70V175H71ZM74 174H75V173H74ZM84 174H85L86 176L88 175V174H86V171H85V173H82L83 178L85 177ZM100 174H98V175H100ZM109 174H111V173H109ZM115 174H114V175H115ZM123 174H125V173H123ZM139 174H138V176H139ZM173 174H175V176H174ZM12 175H13V174H12ZM14 175H15V174H14ZM24 175L28 176L27 173L24 174ZM44 175H45V174H44ZM44 175H43V176H44ZM53 175H54V173H53ZM80 175H81V174H79V176H80ZM90 175H92V174H90ZM102 175H103V174H102ZM116 175H117V174H116ZM127 175H128V174H127ZM130 175H131V174H129V176H130ZM132 175H134V173H132ZM132 175H131V176H132ZM143 175H142V176H143ZM162 175H163V176H162ZM224 175L227 177L226 179H225ZM235 175H236V176H235ZM246 175H247V176H246ZM0 176H4V175H0ZM37 176H38V175H37ZM47 176H48V175H47ZM55 176H56V174H55ZM76 176L78 177L77 174H76ZM95 176H96V175H95ZM104 176H106V174H105ZM109 176H110V175H109ZM124 176H125V175H124ZM129 176H128V177H129ZM131 176H130V177H131ZM154 176H155V178H154ZM164 176H165V178H164ZM177 176H176V177H177ZM181 176L184 177V179H182ZM241 176H242V177H241ZM14 177H15V176H14ZM14 177H13V178H14ZM19 177H22V176L19 175ZM23 177H24V176H23ZM34 177H35V176H34ZM53 177H54V176H53ZM62 177H63V176H62ZM73 177H74V176H73ZM87 177H88V176H87ZM87 177H86V178H87ZM102 177H103V176H102ZM107 177H108V176H107ZM114 177H115V176H114ZM125 177H127V176H125ZM130 177H129V178H130ZM132 177H133V176H132ZM135 177L137 178V175H135ZM144 177H145V176H144ZM166 177H168V179L173 178V180L170 179L172 182H170V180H168ZM180 177H181V179H180ZM222 177H223L224 180L222 179ZM13 178H12V179H13ZM26 178H27V177H26ZM29 178H30V177H29ZM29 178H27V179H29ZM31 178H32V177H31ZM38 178H39V176H38ZM50 178H51V177H50ZM66 178L68 179V177H66ZM66 178H65L64 180H66ZM71 178H72V177H71ZM74 178H75V177H74ZM83 178H82V179H83ZM86 178H85V179H86ZM92 178H93V180H94V174H93V177H92ZM109 178H113V177H109ZM118 178H119V176H118ZM120 178H121V177H120ZM139 178H140V176H139ZM142 178H143V177H142ZM145 178H146V177H145ZM151 178H152V179H151ZM153 178H154V179H153ZM156 178H157L158 180H159V179L162 180V185H163V186H167L166 189L170 188V187H169V184H170V186H172V184H173V186H174V184H175V186H174V187H173V186L171 187L172 190H171V188H170V189H168V191H167V190L165 189V187H164V188H163V187L161 188L162 185H159V184H158L160 181H158ZM237 178H239V180L242 181V184H241V182H240ZM251 178H252V179H251ZM1 179H2V178H1ZM4 179H5V177H4ZM16 179H17V178H16ZM23 179H24V178H23ZM23 179H22V180H23ZM41 179H43V178L41 177ZM44 179H45V178H44ZM44 179H43V180H44ZM51 179H52V178H51ZM58 179H59V178H58ZM79 179H80V177H79ZM90 179H91V178H90ZM90 179H87V180H90ZM95 179H97V178H95ZM99 179H100V178H99ZM99 179H98V180H99ZM105 179H107V178H105ZM114 179H115V178H114ZM121 179H122V178H121ZM121 179H120V181H121ZM131 179H132V178H131ZM131 179H129V180H131ZM163 179H164V180L167 179V180L164 181ZM7 180H8V179H7ZM18 180H19V179H18ZM43 180H42V181H43ZM48 180H50V179H48ZM61 180H62V179H61ZM70 180H71V179H70ZM70 180H69V182H70ZM75 180H76V179H75ZM77 180H78V179H77ZM107 180H108V179H107ZM117 180H118V179H117ZM117 180L115 179V182L118 183ZM122 180H123V179H122ZM129 180L127 181V179H126L125 181H127V182L124 181L125 184L121 181V183L124 184V186H123V185L121 186V189H123L124 192H125V190H126V192H127V191H128V192H131V191H129L130 188L128 187V186H129ZM136 180H137V179H136ZM138 180H137V181L134 180L135 184H136V182L138 183ZM146 180H147V179H146ZM153 180H154V182H153ZM155 180H156V181H155ZM174 180H178V181L180 182L181 186H183V188H182V189H178V186H177V185H178L179 182H178V181L175 182ZM222 180H223V183L221 182ZM252 180H253V182H254L255 185H253L252 188H251L250 186H251L252 184H249V182L251 183ZM11 181H14V180H11ZM29 181H30V180H29ZM50 181H51V180H50ZM53 181H54V180H52V183H53ZM55 181H56V183H58L59 180L57 181V180L55 179ZM55 181H54V182H55ZM62 181H63V180H62ZM72 181H73V180H72ZM102 181H103V180H102ZM108 181H109V180H108ZM113 181H114V180H113ZM113 181H112V182H113ZM166 181H168V183H167ZM173 181H174L175 183H174ZM226 181H227V182L229 181L230 184H231V183H234V184L230 185L229 183H224V182H226ZM238 181H239V182H238ZM7 182H8V181H7ZM7 182H6V183H7ZM18 182H20V181H18ZM18 182H17V183H18ZM46 182L48 183V181H46ZM60 182H61V181H60ZM66 182H67V181H66ZM66 182H65V183H66ZM76 182H77V181H76ZM83 182H84V181H83ZM89 182H90V181H89ZM93 182H94V181H93ZM98 182H100V180H99ZM131 182H132V181H131ZM134 182H133V183H134ZM163 182H165V183H167V184H165V183H163ZM169 182H170V183H169ZM235 182H237V183H235ZM1 183H2V182H1ZM9 183H10V181H9ZM36 183H37V182H36ZM38 183H39V182H38ZM43 183H44V182H43ZM79 183L81 184V182H79ZM85 183H86V181H85ZM85 183H84V184H85ZM90 183H91V182H90ZM105 183H106V182H105ZM117 183H116V184H117ZM171 183H172V184H171ZM176 183H177V184H176ZM184 183H185V185L187 184V185H186V186H187L186 188L189 187V189H190V191L192 192V194H195V197H194V195H191V194H190L192 197L189 198V197H190V195H189V193H188L189 190H187L186 188H184V185H183ZM243 183H244V184H243ZM12 184H14V183H11V185H12ZM28 184H29V183H28ZM30 184H33V183H30ZM34 184H35V183H34ZM41 184H42V182H41ZM41 184H40V185H41ZM45 184H46V183H45ZM49 184H51V183H49ZM62 184H63V183H62ZM67 184H68V183H67ZM72 184H73V186H74V183H72ZM96 184H97V183H96ZM112 184H115V183L113 182ZM116 184H115V185H116ZM126 184H127V187H126ZM227 184H229L230 187L233 186V187H232L233 189H229ZM236 184H237V185H236ZM245 184H248V185H249V188H251V191L253 190V188H255L254 191L256 190L255 192L257 193V194H256L257 196H255V192L252 191V193H251L249 189L247 190L246 188H248V187H247V185H245ZM24 185H25V184H24ZM35 185H36V184H35ZM35 185H34V186H35ZM51 185H53V184H51ZM51 185H50L49 187H51ZM54 185H56V184H54ZM68 185H70V184H68ZM68 185H67L66 187H68ZM76 185H77V184H76ZM100 185H102V184H100ZM104 185H105V184H104ZM104 185H102V186H104ZM106 185H107V184H106ZM108 185H109V183H108ZM108 185H107V186H108ZM119 185H120V183H119ZM130 185H131V184H130ZM137 185H138V184H137ZM158 185H159V187H158ZM224 185H227V188H225ZM234 185H235L237 188H236ZM240 185H241V186H242V185H243V186L245 185L244 187H246V188H245L246 190H244V187H243V186L241 187ZM256 185H257V188H256ZM36 186H37V185H36ZM38 186H39V185H38ZM56 186H57V185H56ZM64 186H65V184H64ZM84 186H85V185H83V187H84ZM107 186H106V187H107ZM110 186H111V184H110ZM110 186H109V187H110ZM176 186H177V187H176ZM239 186H240V187H239ZM7 187H8V186H7ZM9 187H10V185H9ZM14 187H15V186H14ZM25 187H26V186H25ZM31 187H32V186H31ZM31 187H29V188H31ZM42 187H43V185H42ZM47 187H48V186H47ZM59 187L61 188V186H59ZM66 187H65V188H66ZM69 187H70V186H69ZM69 187H68V188H69ZM75 187H76V186H74V188H75ZM81 187H82V186H81ZM94 187H95V185H94ZM117 187H118V185H117ZM122 187H123V188H122ZM124 187H125V188H124ZM133 187L136 188L135 185H133ZM137 187H138V186H137ZM139 187H141V185H140ZM175 187H176V188H175ZM16 188H17V187H16ZM20 188H21V189L23 188L22 185L20 186ZM20 188H19V189H20ZM39 188H40V186H39ZM45 188H46V187H45ZM54 188H57V187H54ZM60 188H59V189H60ZM63 188H64V187H63ZM72 188H73V187H72ZM74 188H73V189H74ZM84 188H85V187H84ZM86 188H88V186H86ZM102 188H103V187H102ZM104 188H105V186H104ZM104 188H103V189H104ZM115 188H116V187H115ZM119 188H120V187H119ZM126 188H128V189H126ZM157 188H158V190H156ZM159 188H160V189H159ZM173 188H175V189H173ZM179 188H181V187L179 186ZM239 188H240V189L242 188V190H239ZM2 189H3V188H2ZM27 189H28V187H27ZM35 189H36V188H35ZM46 189H47V188H46ZM48 189H49V188H48ZM51 189H52V188H51ZM57 189H58V188H57ZM59 189H58V190H59ZM78 189H79V188H78ZM91 189H92V187H91ZM95 189H96V188H95ZM99 189L102 190L100 187H99ZM111 189H112V187H111ZM113 189H114V188H113ZM116 189H117V188H116ZM140 189H141V188H140ZM143 189H141V191H143V192L138 191V193H139V192H141V193H145ZM153 189H155V190H153ZM161 189H162V190H161ZM164 189H165V191L170 192V193H169L170 195H168V194L164 191ZM177 189H178V191H180V192L183 191V189H184V190L186 189V191H183V192H181V193H183V194H184V193H187V194H184V198L188 196L187 199H186V198L184 199L183 197H181V200H179L180 198L176 200V198H178L179 196H182V195H183V194L181 195L180 192H176ZM228 189H229V190H228ZM40 190H41V189H40ZM55 190H56V189H55ZM63 190H64V189H63ZM67 190H68V189H67ZM131 190H132V188H131ZM133 190H134V189H133ZM137 190H138V189H136V191H137ZM159 190H161V191H159ZM170 190H171L172 192H171ZM173 190H174V192H175V195L177 194L178 197H177V195L175 196V195L171 194V193H173ZM0 191H1V190H0ZM27 191H28V190H27ZM33 191H34V189H33ZM36 191H38V190H36ZM41 191H43V190H41ZM41 191H40V192H41ZM51 191L53 192V190H51ZM60 191H61V190H60ZM68 191H69V190H68ZM68 191H67V192H68ZM75 191L77 192V190H75ZM83 191H85V190H83ZM88 191H89V192H88ZM88 191H87L88 193L91 192L90 190H88ZM95 191H96V190H95ZM113 191H114V190H113ZM113 191H112V192H113ZM117 191H118V190H117ZM152 191L154 192V193H153L154 195L151 194ZM156 191H158V192H157L158 194L156 193ZM163 191H164L165 194L162 193ZM187 191H188V192H187ZM245 191H246V192H245ZM247 191L250 192V193H248ZM12 192H13V191H12ZM12 192H11V193H12ZM17 192H19V191L17 190ZM30 192H31V191H30ZM30 192H29V193H30ZM40 192H39V193H40ZM44 192H45V191H44ZM62 192H63V191H62ZM65 192H66V191H65ZM69 192H70V191H69ZM71 192L73 193V190H72ZM79 192H80V191H79ZM87 192H86V193H87ZM107 192H109V191H107ZM107 192H106V193H107ZM114 192H116V190H115ZM121 192H122V190L120 191V195H121ZM159 192H161V193H159ZM191 192H190V193H191ZM3 193H4V192H3ZM15 193H16V191H15ZM24 193H26V192H24ZM37 193H38V192H37ZM50 193H51V192H50ZM50 193H49V194H50ZM56 193H57V192H56ZM74 193H75V192H74ZM77 193H78V192H77ZM77 193H76V194H77ZM81 193H82V192H81ZM91 193H93V192H91ZM91 193H90V194H91ZM96 193H97V192H96ZM98 193L100 194V192H98ZM98 193H97V194H98ZM106 193L104 192L103 195H105ZM118 193H119V192H118ZM141 193H139V195H140ZM246 193H247V194H246ZM12 194H13V193H12ZM42 194H44V193L42 192ZM42 194H41V195H42ZM45 194H46V193H45ZM49 194H48L47 196H49ZM52 194H54V193H52ZM64 194H65V193H64ZM82 194H83V196L81 195V196H82L81 199H82L83 197H85V196H84V193H82ZM90 194H88V195H90ZM101 194H102V193H101ZM101 194H100V196H101ZM112 194H114V193H112ZM123 194H124V193H123ZM146 194H147V193H146ZM155 194H157V195L160 194L159 196H161V197H162V196H163V197H166V195H167V197H166L167 199H166V198H163V197H162V198H159V197H158L157 195H155ZM163 194H164V195H163ZM250 194H251V195H250ZM252 194H253V195H252ZM15 195H16V194H15ZM32 195H33V194H32ZM60 195H61V193H60ZM66 195H69V194H66ZM71 195H72V194H71ZM95 195H96V194H95ZM110 195H111V194H110ZM116 195H117V192H116ZM118 195H119V194H118ZM118 195H117V196H118ZM130 195H131V194H130ZM150 195H151V201H150V199H148V198L150 197ZM171 195H173V196H171ZM1 196H2V195H1ZM4 196H5V195H4ZM6 196H7V194H6ZM12 196H13V195H12ZM20 196H21V195H20ZM47 196H46V197H47ZM105 196H106V195H105ZM153 196H154V197H153ZM156 196H157V199H159V200L156 199ZM168 196H169V197H168ZM248 196H249V197H248ZM251 196H252L253 198H252ZM10 197H11V196H10ZM24 197L28 198V197H27V194H26V196H24ZM29 197H30V196H29ZM34 197H35V196H34ZM36 197H38V195H37ZM50 197H53V196H50ZM65 197H66V196H65ZM74 197H76V196H74ZM86 197H87V196H86ZM89 197H90V196H89ZM93 197H94V196H93ZM102 197H103V196H102ZM111 197H112V196H111ZM111 197H110V198H111ZM114 197L116 198V196H114ZM114 197H112V199H113ZM123 197H124V196L122 195V198H123ZM127 197H128V196H127ZM127 197H126V198H127ZM129 197H130V196H129ZM144 197H145V198H144ZM173 197H174V199H173ZM255 197H256V198H255ZM6 198H7V197H6ZM12 198H13V197H12ZM48 198H49V197H48ZM56 198H58V197H56ZM67 198H70V197H66V201H67ZM71 198H72V196H71ZM76 198H77V200H74V201H78V200L80 199V198L78 199V196H77ZM96 198H97V197H96ZM107 198H108V197H107ZM107 198H105V199H107ZM110 198H109V200H110ZM117 198H118V197H117ZM117 198H116V199H117ZM120 198H121V197H120ZM140 198H141V199H140ZM143 198L145 199V201L143 200ZM153 198L155 199V201H157V205H156V203H155V201H154ZM168 198H169V199H168ZM171 198H172V199H171ZM194 198H196V199H194ZM197 198H199V199L197 200ZM2 199H3V198H2ZM2 199H1V201H2ZM10 199H11V198H10ZM18 199H19V198H18ZM20 199H21V198H20ZM31 199H32V198H31ZM40 199H41V198H40ZM46 199H47V198H46ZM58 199H61V198H58ZM73 199H74V198H73ZM73 199H72V200L70 199L71 202L73 201ZM86 199H89V198L87 197ZM93 199H95V198H93ZM98 199H99V195H98L97 200H98ZM112 199H111V202L114 200V199H113V200H112ZM118 199H119V198H118ZM118 199H117V200H118ZM124 199H125V197H124ZM146 199H147L148 201H146ZM152 199H153V200H152ZM162 199L165 201V203H164V201L162 202V204H164V206H163L162 204L159 205V204L161 203ZM165 199H166L167 201L170 200V199H171V200L167 202ZM182 199H183V200H182ZM190 199H193V200H190ZM5 200H6V199H5ZM32 200H33V199H32ZM32 200H31V201H32ZM36 200H37V199H36ZM41 200H42V199H41ZM54 200H56V199H54ZM54 200H53V201H54ZM95 200H96V199H95ZM100 200H101V199H100ZM103 200H104V199H103ZM117 200H115V201H117ZM127 200H128V199H127ZM137 200H136V201H137ZM160 200H161V201H160ZM185 200H186V201L188 200V202H186ZM194 200H195L196 202H197V201L199 202V206L196 207V209L198 210L197 213H196V211H195V210H196V209H195V206L197 205L198 202L196 203ZM12 201H13V200H12ZM21 201H22V199H21ZM38 201H39V199H38ZM44 201H45V199H44ZM48 201H49V200H48ZM58 201H59V200H58ZM74 201H73V204L76 203V202L74 203ZM82 201H83V200H82ZM84 201H85V200H84ZM101 201H102V200H101ZM120 201H121V199H120ZM120 201H118L117 203H118V204L120 203V205H121V202H122V201H121V202H120ZM140 201H143L145 204H144L143 202H140ZM149 201L151 202V204L148 203ZM159 201H160V202H159ZM173 201H174V202L178 201V202H176V204L178 203L177 205L179 206V208H180V206H182V208H183L185 211H184V210H183L184 212L181 211L182 209L180 210V209L178 208V206H176V204L173 203ZM180 201H181V202H180ZM183 201H185V202H183ZM189 201H190V203H189ZM193 201H194V202H193ZM231 201H233V204H236V203H237V204L239 205L241 211H239V209H238V210H237V209L235 210V208H234V209L231 208V206H230V205H231ZM235 201H236V203H234ZM7 202H8V201H7ZM16 202H18V201H16ZM22 202H23V201H22ZM24 202H26V201H24ZM32 202H34V201H32ZM32 202H31V203L28 202V203L31 204V205H33L34 203L32 204ZM64 202H65V200H64ZM64 202H63V203H64ZM80 202H81V201H79V205H80ZM87 202H88V201H87ZM91 202H93V201H91ZM94 202H95V201H94ZM105 202H106V201H105ZM158 202H159V203H158ZM166 202H167V203H166ZM170 202H171V203H170ZM191 202H192L193 204H192ZM205 202H206V203H205ZM207 202H209L208 205H207ZM36 203H38V202H36ZM49 203H50V202H49ZM56 203H58V202H56ZM68 203H69V202H67V204H68ZM81 203H82V202H81ZM83 203H84V202H83ZM88 203H89V202H88ZM99 203H101V202H99ZM103 203H104V202H103ZM103 203H102V204H103ZM112 203H114V202H112ZM140 203H141V204L143 203V204H144V205L142 204L143 206H146V207L149 206L150 208H151L152 205H153V207L151 208L152 211H151V209H150L149 207H148L149 209H147L146 207H145V209H144V212H146L145 214H147V215H146L147 218L145 217V214H144V213L142 214V211H143V208H144V207L142 208L141 205H140ZM154 203H155V205H154ZM169 203H170V204H174V205H171V206H175V207H176V209H174V207H173V209H174L175 211H173V210L171 209L172 207H167V206H166V208H165V204L168 205ZM185 203H186V204L188 203V204L186 205ZM194 203L196 204L195 206H193ZM1 204H2V203H1ZM1 204H0V205H1ZM8 204H9V203H8ZM42 204H43V203H42ZM42 204H41V205H42ZM44 204H45V203H44ZM46 204H47V203H46ZM58 204H59V203H58ZM58 204H57V205H58ZM64 204H66V203H64ZM77 204H78V203H77ZM92 204H93V203H92ZM130 204H131V205H130ZM132 204H133V205H132ZM147 204H148V205H147ZM181 204H182V205H181ZM183 204H184V205H183ZM190 204H191V206H193L194 208L189 207ZM210 204H212L213 208L210 206ZM233 204H232V205H233ZM237 204H236V205H237ZM11 205H12V204H11ZM16 205H17V204H16ZM24 205H25V203H24ZM27 205H28V204H27ZM37 205H38V204H37ZM39 205H40V204H39ZM55 205H56V204H55ZM68 205H69V204H68ZM75 205H76V204H75ZM79 205H78V206H79ZM82 205H83V204H82ZM99 205H100V204H99ZM108 205H110V204H108ZM111 205H112V204H111ZM111 205H110V206H111ZM120 205H119V206H120ZM150 205H151V206H150ZM238 205H237V207H238ZM5 206H6V205H5ZM9 206H10V205H9ZM9 206H8V207H9ZM18 206H21V204L18 205ZM28 206H29V205H28ZM42 206H43V205H42ZM50 206H53V205H50ZM61 206H62V205H61ZM69 206H73V205H69ZM78 206H77V207H78ZM80 206H81V205H80ZM84 206L86 207V205H84ZM84 206H83V207H84ZM102 206H103V205H102ZM110 206H109V207H110ZM115 206H117V205H115ZM131 206H135L136 209H137V208L139 209V208L141 207V208H142V211H141V208H140L139 210L137 209L138 212H136V209H135L134 207H132V208H134V209H132ZM154 206H155V207H154ZM157 206L160 207V210L158 209ZM162 206H163L164 208H163ZM169 206H170V205H169ZM184 206H185V207H184ZM207 206H208V207H207ZM21 207H23V206H21ZM25 207H26V206H25ZM44 207H45V206H44ZM47 207H48V205H47ZM75 207H76V206H75ZM96 207L98 208L99 206L97 205ZM100 207H101V206H100ZM100 207H99V209H100ZM120 207H121V206H120ZM129 207H130L131 209H130ZM186 207H187V208L189 207V208L191 209V211H190L191 213L189 212L190 209L188 208V209H189V210H188V209H186ZM232 207H233V206H232ZM2 208H3V207H2ZM10 208H11V207H10ZM19 208H20V207H19ZM48 208H49V207H48ZM53 208H54V206H53ZM59 208H60V207H59ZM63 208H65V207H63ZM69 208H70V207H69ZM86 208H87V207H86ZM94 208H95V207H94ZM114 208L116 209V207H114ZM154 208L157 209V211L159 210V213L156 212ZM167 208H168V209H167ZM201 208H202V209H201ZM207 208H209V209H207ZM14 209H16V208H14ZM29 209H30V208H29ZM32 209H33V208H32ZM39 209H40V208H39ZM50 209H51V208H50ZM50 209H49V211H50ZM61 209H62V208H61ZM66 209H67V208H66ZM72 209H73V208H72ZM84 209H85V208H84ZM99 209H98V210H99ZM101 209H102V208H101ZM105 209H106V208H105ZM108 209H109V208H108ZM115 209H114V210H115ZM118 209H119V208H118ZM121 209H122V208H121ZM128 209H130V210H128ZM153 209H154V211H153ZM161 209H163L165 212H166V211H168V212L165 213V212H163V210H161ZM165 209H166V210H165ZM169 209L172 210V211H170ZM177 209H179V211H178ZM194 209H195V210H194ZM4 210H5V209H4ZM4 210H3V211H4ZM24 210H25V209H24ZM56 210H57V209H56ZM73 210H74V209H73ZM73 210H72V211H73ZM85 210H86V209H85ZM85 210H84V212H85ZM90 210H91V209H90ZM92 210H93V209H92ZM116 210H117V209H116ZM131 210H132V212H128V211H131ZM149 210H150L151 212H150ZM176 210H177V211H176ZM187 210H188V213H190L189 215L187 214ZM192 210H194V212H195L196 214H195V213L192 214V212H193ZM250 210H251L252 212H250ZM8 211H9V210H8ZM22 211H23V210H22ZM28 211H29V210H28ZM36 211H38V209H37ZM49 211L47 210L48 213H49ZM54 211H55V210H54ZM54 211H53V212H54ZM64 211L66 212L67 210H64ZM74 211H75V210H74ZM76 211H77V210H76ZM78 211H79V210H78ZM82 211H83V210H82ZM94 211H95V210H94ZM106 211H108V210L106 209ZM109 211H110V210H109ZM123 211H124V210H123ZM140 211H141L140 215H137V214H139ZM148 211H149L150 213H147ZM160 211H161L162 213H161ZM180 211L182 212V216H184V214H185V212H186V214L188 215V217H187V216H186V217H185V216L182 217ZM200 211H201L202 213H201ZM0 212H2V211L0 210ZM4 212H5V211H4ZM19 212H20V210H19ZM19 212H17V210H16V212H14V214H15V213H19ZM23 212H24V211H23ZM23 212H22V213H23ZM25 212H27V211H25ZM40 212H41V211H40ZM43 212H44V210H43ZM43 212H41V213H43ZM86 212H87V211H86ZM88 212H89V211H88ZM100 212H101V211H100ZM111 212H112V211H111ZM115 212H116V211H115ZM115 212L113 211V213H115ZM117 212H118V211H117ZM127 212L129 213V215H128ZM134 212H135V213H134ZM153 212H156L157 214H156V213H153ZM170 212H171V213H170ZM175 212L179 213L180 215L177 214V213H176V215H175ZM9 213H10V212H9ZM27 213H28V212H27ZM50 213H51V211H50ZM50 213H49V214H50ZM60 213H61V212H60ZM63 213H64V212H63ZM81 213H82V212H81ZM92 213H93V212H92ZM136 213H137V214H136ZM152 213H153V214H152ZM164 213L166 214V216L163 215ZM169 213H170V214H169ZM200 213H201V214H200ZM6 214H7V213H6ZM12 214H13V212H12ZM20 214H21V213H20ZM20 214H19V215H20ZM31 214H32V213H31ZM34 214H35V213H34ZM56 214H57V216H58L59 213L57 212ZM73 214H74V213H73ZM73 214H72V215H73ZM78 214H79V213H78ZM82 214H83V213H82ZM99 214H101V213H99ZM104 214H105V213H104ZM106 214H107V213H106ZM119 214H120V213H119ZM123 214H124V213H123ZM131 214H132L133 216H134V214H136L137 217L134 216V217H135V218H134ZM149 214H151L152 216H150ZM155 214H156V215H155ZM159 214L162 215V216H164V219H162V220H164L165 223H166V220H169V219L171 220V222H170V224H171V228H170L169 221H167L169 225L166 223L167 226H165V224H164V222L161 220V216H160ZM168 214H169L170 216H169ZM3 215H4V214H3ZM15 215H16V214H15ZM15 215H14V216H15ZM39 215H40V214H39ZM39 215H37V216H39ZM47 215H48V214H47ZM47 215H46V216H47ZM52 215H53V214H52ZM65 215H67V214H65ZM65 215H64V216H65ZM68 215H70V214H68ZM68 215H67V216H68ZM85 215H86V214H85ZM87 215H88V214H87ZM87 215H86V216H87ZM92 215H93V214H92ZM102 215H103V214H102ZM113 215L117 216V214H113ZM113 215H112V213L110 214V216H113ZM141 215H143L145 218H141V217H142ZM148 215H149V216H148ZM157 215L160 216V217L158 218V219H160L159 222H158V220L154 219V218H156V217H154V216H157ZM167 215H168V216H167ZM171 215L173 216V219L171 218V217H172ZM174 215H175V216H174ZM177 215H179L182 219H177V221H175L174 218H177V217H178ZM190 215H191V216L193 215V217H192L191 219H192V220L194 219L193 222L196 221V223H193L192 220L189 219V218H190ZM8 216H9V214H8ZM16 216L18 217V214H17ZM26 216H27V215H26ZM30 216H31V215H30ZM79 216H80V215H79ZM105 216H106V215H105ZM105 216H104V217H105ZM115 216L112 218V220L116 223V224L114 223L115 226H116V225L118 224V221H115L116 219L114 220ZM118 216H119V215H118ZM120 216H122V214H121ZM158 216H157V217H158ZM176 216H177V217H176ZM0 217H1V216H0ZM2 217H3V216H2ZM19 217H21V216H19ZM39 217H40V216H39ZM55 217H56V215H55ZM61 217H63V216H61ZM72 217H73V216H72ZM76 217H78V216H76ZM84 217H85V216H84ZM92 217H93V216H92ZM106 217H109V216H106ZM139 217H140V219H139ZM9 218H10V217H9ZM12 218H13V217H12ZM12 218H11V219H12ZM23 218H24V217H23ZM28 218H29V217H28ZM44 218L46 219V217H44ZM53 218H54V216H53ZM56 218H58V217H56ZM63 218H64V217H63ZM63 218H61V219H63ZM65 218H66V216H65ZM96 218H97V217H96ZM96 218H95V219H96ZM101 218H102V217H101ZM117 218H118V217H117ZM123 218H124V215H123ZM149 218H150V219H149ZM152 218H153V219H152ZM166 218H167V219H166ZM178 218H179V217H178ZM184 218H185V219H184ZM187 218H188V219H187ZM1 219H2V218H1ZM6 219H8L7 216H6L5 220H6ZM13 219H14V218H13ZM17 219H18V218H17ZM33 219H34V218H33ZM38 219H39V218H38ZM40 219H42V218H40ZM59 219H60V218H59ZM67 219H68V218H67ZM72 219H73V218H71V220H72ZM82 219H83V218H82ZM98 219H99V218H98ZM108 219H110V218H108ZM137 219H139L140 221L143 220V219H144V221H146V220H149V221L146 222V223H147L146 225H145V222L142 221L141 224H143L144 226H141L140 223H139L140 221L137 220ZM151 219H152V220H151ZM2 220H3V219H2ZM15 220H16V219H15ZM18 220H19V219H18ZM22 220H23V219H22ZM24 220H25V219H24ZM26 220H27V219H26ZM48 220H51V218L48 219ZM48 220H47V221H48ZM55 220H56V219H55ZM55 220H54V221H55ZM74 220H75V219H74ZM79 220H80V219H79ZM89 220H90V219H89ZM112 220H109V221H112ZM118 220H119V219H118ZM172 220H174V221H172ZM178 220H182V221H181V222H182L181 225L185 224L187 221H190V222H191V223L188 222V223H187L188 225L185 224V225H187V226H186V227H187V231H186V227H184V225L182 226V227H184L182 230H179V228H177V227L175 226L176 223L178 224V222H179ZM218 220H219V221H218ZM9 221H10V220H9ZM16 221H17V220H16ZM16 221H15V222H16ZM19 221H20V220H19ZM32 221H33V220H32ZM41 221H42V220H41ZM44 221H45V220H44ZM52 221H53V219H52ZM57 221H58V220H57ZM60 221H61V220H60ZM67 221H68V220H67ZM75 221H76V220H75ZM75 221H73V222L75 223ZM97 221H98V220L96 219V220H95V223H96ZM104 221H105V219H104ZM123 221H125V219H124ZM138 221H139V222H138ZM160 221H161L164 225L161 224L162 226L160 225V227H159V223H160ZM184 221H185V223H184ZM197 221H198V223H197ZM4 222H5V221H4ZM6 222H7V220H6ZM13 222H14V220H13ZM21 222H23V221H21ZM34 222H36V221H34ZM34 222H33V223H34ZM37 222H39V221L37 220ZM37 222H36V223H37ZM55 222H56V221H55ZM62 222H64V221H62ZM65 222H66V220H65ZM70 222H72V221H70ZM76 222H77V221H76ZM88 222H89V221H88ZM99 222H100V221H99ZM102 222H103V221H102ZM127 222H128V221H127ZM174 222H175V223H174ZM181 222H180V223H181ZM7 223H8V222H7ZM10 223H11V222H10ZM24 223H25V222H24ZM26 223H31V222L28 221V222H26ZM26 223H25V225H26ZM36 223H34V224H36ZM44 223H45V222H44ZM47 223H48V222H47ZM50 223H51V221H50ZM50 223H49V224H50ZM92 223H93V221H92ZM97 223H98V222H97ZM106 223H107V222H106ZM121 223H122V221H121ZM173 223H174V224H173ZM192 223H193V224H192ZM210 223H211V224L214 223V224H213L212 226H210ZM2 224H3V222H2ZM5 224H6V223H5ZM14 224H15V223H14ZM39 224H40V223H39ZM45 224H46V223H45ZM57 224H58V223H56V225H57ZM59 224H60V223H59ZM63 224H64V223H63ZM84 224H85V223H84ZM110 224H111V222H110ZM125 224H126V223H125ZM125 224H123V225L121 224V225H118V226H119V228H120V226H121V227H122V230H123V227H125V226H124ZM128 224H130V223H128ZM128 224H127V225H128ZM136 224H137V225H136ZM201 224H202V225H201ZM12 225H13V224H12ZM15 225H16V224H15ZM18 225H19V222H18ZM32 225H33V224H32ZM36 225H37V224H36ZM47 225H48V224H47ZM64 225H65V224H64ZM67 225H68V224H67ZM67 225H66V226H67ZM79 225H80V224H79ZM90 225H91V224H90ZM90 225H89V226H90ZM99 225H100V224H99ZM138 225H139L140 227H143V228L141 229ZM148 225H149V226H148ZM178 225H180V224H178ZM181 225H180V229H181ZM207 225H208V226H207ZM1 226H2V225H1ZM6 226H8V224H7ZM13 226H14V225H13ZM16 226H17V225H16ZM41 226H42V229H44V228H43V225H41ZM41 226H40V227H41ZM49 226H50V225H49ZM51 226H52V225H51ZM59 226H60V225H59ZM62 226H63V225H62ZM70 226H71V225H70ZM73 226H74V225H73ZM81 226H84V225H81ZM94 226H95V225H94ZM106 226H107V225H106ZM109 226H110V225H109ZM134 226H136V227L138 226V227L135 228ZM164 226L166 227L165 229L163 228ZM172 226H173V228H172ZM206 226H207V227L210 226L209 229H210L211 227H213V228H211L210 232L212 231L211 233H214V234H210V232L208 233L207 231H205L206 228H207ZM214 226H215V228H214ZM9 227H10V225H9ZM40 227H39V228H40ZM44 227H45V226H44ZM53 227H54V226H53ZM67 227H69V226H67ZM98 227H99V226H98ZM100 227H101V226H100ZM102 227H104V225H102ZM116 227H117V226H116ZM151 227H152L153 229H152ZM158 227H159V228H158ZM161 227H162V228H161ZM178 227H179V226H178ZM189 227H190L191 229H189V231H188V228H189ZM205 227H206V228H205ZM216 227H219V228H217V229H218V230H217V231H218L217 234H216V232L213 231L214 229L216 230ZM220 227H222L224 230H222V228H220ZM226 227H228V230H227ZM6 228H7V227H6ZM6 228H5V229H6ZM19 228H21V227L19 226ZM19 228H18V229H19ZM22 228H24V226H23ZM30 228H31V227H30ZM33 228H34V227H33ZM50 228H51V227H50ZM58 228H59V227H58ZM71 228L73 229V227H71ZM88 228H90V227H88ZM91 228H92V227H91ZM93 228H96V227H93ZM93 228H92V229H93ZM105 228H106V227H105ZM105 228H104V229H105ZM107 228H108V227H107ZM134 228H135V229H138V231L135 230ZM160 228H161V230H160ZM167 228H168V230H167ZM174 228H175V229H174ZM0 229H1V228H0ZM8 229H9V228H8ZM25 229H26V228H25ZM27 229H29V226H28ZM42 229H41V230H42ZM55 229H57V228L55 227ZM74 229H75V227H74ZM74 229H73V230H74ZM85 229H86V225H85ZM101 229H102V228H101ZM101 229H100V230H101ZM117 229H118V228H117ZM124 229L126 230V227H125ZM140 229H141V230H140ZM158 229H159L160 231H159ZM170 229H173V230H170ZM177 229L179 230L178 232H176ZM219 229H220V230H219ZM225 229H226V230H225ZM229 229H231L232 232H231V231H230V232H231L232 234H230ZM3 230H4V229H3ZM6 230H7V229H6ZM12 230H13V229H12ZM34 230H35V229H34ZM50 230H51V229H50ZM50 230H49V231H50ZM53 230H54V229H53ZM57 230H58V229H57ZM59 230H60V229H59ZM64 230H65V229H64ZM66 230H67V228H66ZM66 230H65V231H66ZM88 230H89V229H88ZM94 230H95V229H94ZM106 230H107V229H106ZM108 230H109V229H108ZM119 230H120V229H119ZM128 230H129V229H128ZM130 230H131V228H130ZM134 230H135V231H134ZM166 230H167L168 233H170V232L172 231V232H171V237H170V235H169V238L173 240V238L177 237V238H176V241H177L178 243H177L176 241H175V243H172V240H170V239L168 238V233L165 232ZM183 230L185 231V233H183V232H184ZM192 230H194L198 235H195L194 231H192ZM207 230H208V229H207ZM43 231H44V230H43ZM43 231H42V232H43ZM71 231H72V230H71ZM79 231H80V230H79ZM113 231H114V230H113ZM116 231H117V230H116ZM116 231L114 232V234L116 233ZM136 231H137V232H136ZM161 231H162L163 234L158 233V232H161ZM169 231H170V232H169ZM180 231H181V232H180ZM191 231H192L193 233H192ZM208 231H209V230H208ZM219 231L221 232V234L219 233ZM11 232H12V231H11ZM15 232H16V231H15ZM18 232H20V231H18ZM39 232H40V231H38V234H39ZM53 232H55V231H53ZM59 232H60V231H59ZM67 232H68V231H67ZM73 232H74V231H73ZM81 232H82V231H81ZM81 232H80L79 234L77 233V235H80ZM88 232H89V231H88ZM92 232H93V231H92ZM106 232H107V231H106ZM109 232H110V231H109ZM117 232H118V231H117ZM123 232H125V231L123 230ZM153 232L155 233V235H154ZM179 232H180V234H178ZM186 232H188V233L186 234ZM190 232H191V233H190ZM16 233H17V232H16ZM16 233H15V235L18 234V233H17V234H16ZM20 233H22V232H20ZM23 233H24V232H23ZM23 233L21 234V237H22ZM32 233L34 234L35 231H33ZM45 233H46V232H45ZM55 233H56V232H55ZM55 233H54V234H55ZM70 233H71V232H70ZM85 233H86V232H85ZM93 233H94V232H93ZM93 233H91V236L93 235ZM95 233H96V230H95ZM112 233H113V232H112ZM112 233H111V234H112ZM119 233H120V234H124V233H122L121 231H119ZM125 233H126V232H125ZM157 233H158L159 235H161V236H158ZM165 233H166V234H165ZM182 233H183V235L187 236L188 238L191 237L192 239H191V238L188 239L187 237H184V236L182 235ZM3 234H4V233H3ZM5 234H6V233H5ZM7 234H9V233H7ZM30 234H31V232H30ZM61 234H62V233H61ZM68 234H69V233H68ZM71 234L73 235V233H71ZM83 234H84V233H83ZM96 234H98V233H96ZM106 234H107V233H106ZM117 234H118V233H117ZM120 234H119V235H120ZM129 234H128V235H129ZM151 234L155 237V238L153 237L154 240H153V238L151 237ZM175 234H177V235H175ZM205 234H207V235L210 234V235L208 236L209 238H210L211 236H213V235L215 236V234H216L215 237L213 236V238H210L211 240L213 239L211 243H212V245H214V246H213L214 250H213V249H212V250H209L210 248H208V247H209V246L211 247V245H209L207 242H208V241L210 242L211 240H209V239L206 240V237H205V236H207V235H205ZM9 235H10V234H9ZM11 235H12V234H11ZM34 235H35V234H34ZM34 235H32V236L30 235V236H31L30 239H31L32 237H34ZM39 235H40V234H39ZM48 235H49V237H50V234H49V233H48ZM59 235H60V234H59ZM64 235H67V234H64ZM75 235H76V233H75ZM86 235H87V234H86ZM109 235H110V234H109ZM109 235H106L107 237H106L105 240H102V239H103V236H105V235H103V234L101 235L102 238L100 237V235H99V236L97 235V238L100 237L101 240H99L100 238H99V239H97V238H92V239H97L96 241L94 240L95 242H97L98 240H99V241H105V242H108V241H109V242H110V240H111L113 234H112V236H111V235L109 236ZM134 235H136V237L138 236V238H136ZM148 235L151 237V239L148 237ZM156 235H157V238H159L158 240H160V241H158V240L156 241V239H157V238H156ZM174 235H175V237H174ZM179 235H180V236H179ZM192 235H193V236H194V235H195V236L202 235V236H200V237H198V238H200L199 240H201L202 237L205 238L206 242H205L204 239H203V240H204L203 242H204L205 245H208V246H207V248H206V246L204 245V247H205L206 249H208V251L205 250L204 248H201V246L198 247V245H199L200 243L202 244V240H201V242H199V244L197 245V243H198L199 240H198V238L192 237ZM3 236H4V235H2V237H3ZM19 236H20V235H19ZM24 236H25V235H24ZM41 236H42V235H41ZM41 236H40V237H41ZM44 236H46V235H44ZM51 236H52V235H51ZM54 236H55V235H54ZM95 236H96V235H94V237H95ZM114 236H115V235H114ZM114 236H113V238H112L113 240L110 242V244H109V242H108V244H106V243L103 242V243H104L103 245H108V246L110 245V246H113V244H111V243H115V242H117L116 240H119L120 238L124 237L123 235H122V237H120V238H119V237L117 238V235H116L115 237H114ZM143 236H146V237H143ZM162 236H163V238L161 239ZM164 236H165V239H164ZM166 236H167L168 239L166 238ZM172 236H173V238H172ZM178 236H179V238H178ZM6 237H7V236H6ZM21 237H20V238H21ZM26 237H28V236H26ZM35 237H36V236H35ZM40 237L38 236L37 238H40ZM62 237H64V236H62ZM65 237H66V236H65ZM71 237H72V236H71ZM77 237H79V236H77ZM77 237H76V239H77ZM80 237H81V236H80ZM88 237H90V236L88 235ZM110 237H111V238H110ZM134 237H135V238H134ZM139 237H140V238H143V239H142L143 242H142L141 239H140V241H139ZM180 237H182V238H183V237L186 238L185 242H184V238L182 239V238H180ZM208 237H207V238H208ZM20 238H19V239H20ZM37 238H36V239H37ZM42 238H43V237H42ZM44 238H45V237H44ZM44 238H43V240H44ZM50 238H51V237H50ZM50 238H49V239H50ZM60 238H61V237H60ZM74 238H75V237H74ZM84 238H85V236H84ZM104 238H105V237H104ZM114 238H115L116 240H115ZM146 238H147V239L149 238V239H148V243L150 244V246H148V244H147V239H146ZM193 238L197 239V243H196V240L193 239ZM8 239H10V236H9ZM21 239H22V238H21ZM23 239H24V238H23ZM26 239H27V238H26ZM33 239H34V238H33ZM36 239H35V240H36ZM40 239H41V238H40ZM66 239H67V238H66ZM68 239H69V237H68ZM81 239H83V238H81ZM90 239H91V238H90ZM122 239H123V238H122ZM126 239H127V238H125L124 240H126ZM135 239H138V240H135ZM144 239H146V240H144ZM179 239H180V240H179ZM187 239H188V240H187ZM190 239H191L192 241H191ZM38 240H39V239H38ZM51 240H52V239H51ZM54 240H55V239H54ZM60 240H61V239H60ZM69 240H71V238H70ZM106 240H107V241H106ZM120 240H121V239H120ZM120 240L118 241L119 244L122 242V240H121V242H120ZM128 240H129V239H128ZM152 240H153V241H152ZM163 240H164V241H163ZM165 240H166V241H165ZM168 240H169V241H168ZM178 240H179V241H178ZM3 241H4V240H3ZM11 241H12V239H11ZM19 241H20V240H19ZM19 241H18V243H19ZM24 241H25V240H24ZM31 241H33V240H31ZM58 241H59V240H57V242H58ZM62 241H65V240H62ZM71 241H72V240H71ZM71 241H68V240H67V242H71ZM73 241H74V240H73ZM77 241H78V240H77ZM80 241H81V240H80ZM84 241H85V240H84ZM88 241H90V240L88 239ZM88 241H87V242H88ZM94 241H93V242H94ZM99 241H98V242H99ZM113 241H115V242H113ZM133 241L136 243V246H135V243H134ZM145 241H146V242H145ZM150 241H151V242H150ZM181 241H182V242H181ZM188 241H190L189 243L191 244V246H194L195 248H194V247H191L190 244H189V246L187 247V245H188ZM15 242H16V240H15ZM27 242H28V241H27ZM36 242H37V241H36ZM40 242H41V241H40ZM43 242H44V241H43ZM50 242H51V241H50ZM57 242H56V243H57ZM67 242H66V243H67ZM95 242H94V243H95ZM98 242H97V243H98ZM138 242H141V243H138ZM144 242H145L146 244H144ZM152 242H153L154 244H153ZM156 242L161 243V245H163V246H164L165 243H166V245H167L168 247L170 246V247L168 248V249H170V251L166 248L167 246H166V247L164 246L165 248H164V247L161 248V247H160L161 245L158 244V243H157V244H158L159 246H157V244H155ZM164 242H165V243H164ZM169 242L171 243L172 246L169 245V244H170ZM173 242H174V240H173ZM191 242H193V243H191ZM4 243H6V242H4ZM12 243H13V241H12ZM18 243H17V244H18ZM24 243H25V242H24ZM24 243H22V244H24ZM53 243H54V242H53ZM59 243H61V242H59ZM59 243H58V246H59ZM63 243H65V242H63ZM94 243H93V244H94ZM99 243H102V242H99ZM99 243H98V244H99ZM123 243H124V242H123ZM163 243H164V244H163ZM168 243H169V244H168ZM176 243H177V245L174 246V244H176ZM179 243H180V244H179ZM181 243H182V244H181ZM184 243L186 244V246H185ZM195 243H196V244H195ZM17 244L15 243L14 245H17ZM42 244H44V243H42ZM47 244H48V243H47ZM67 244H68V243H67ZM70 244L72 245V243H70ZM73 244H74V243H73ZM82 244H83V243H82ZM98 244H97V245H98ZM132 244H134V245H132ZM138 244H141V246L139 245L140 247H139V249H137V250H138V251H137L136 248H138ZM152 244H153L154 247L156 246L157 248H154L153 246H151ZM193 244H194V245H193ZM201 244H200V245H201ZM1 245H2V244H1ZM1 245H0V246H1ZM5 245H6V244H5ZM8 245H9V243H8ZM30 245H31V244H30ZM30 245H29V246H30ZM39 245H40V244H39ZM71 245H70V247H71ZM78 245H79V244H78ZM80 245H81V244H80ZM87 245H88V244H87ZM90 245H92V244L90 243ZM94 245H95V244H94ZM101 245H102V244H101ZM101 245L99 244V246H101ZM103 245H102L101 247H103ZM142 245H147V246H142ZM180 245H181V246H180ZM195 245H197V246H195ZM202 245H203V244H202ZM6 246H7V245H6ZM17 246H18V245H17ZM23 246H24V245H23ZM33 246H35V245H33ZM33 246H32V247H33ZM63 246H64V244H63ZM67 246H69V244H68ZM75 246H76V243H75ZM84 246H85V245H84ZM88 246H89V245H88ZM92 246H93V245H92ZM108 246H106V248H107ZM132 246H135V247H132ZM173 246H174L175 248H174ZM179 246H180V247H179ZM182 246H183V248H182ZM184 246H185V247H184ZM2 247H3V246H2ZM4 247H5V246H4ZM35 247H36V246H35ZM40 247H41V246H40ZM43 247H46V246L44 245ZM47 247H49V246H47ZM50 247H51V246H50ZM52 247H53V246H52ZM52 247H51V248H52ZM59 247H61V246H59ZM70 247H69V248H70ZM78 247H79V246H78ZM143 247L145 248V251L143 250ZM146 247H147V248H146ZM148 247H150V248L148 249ZM178 247H179V250L181 249L180 251L178 250ZM189 247H190V248H189ZM5 248H6V247H5ZM18 248H19V247H18ZM51 248H50V249H51ZM57 248H58V247H57ZM71 248H72V247H71ZM76 248H77V247H76ZM83 248H84V247H83ZM87 248H88V247H87ZM89 248H90V246H89ZM104 248H105V247H104ZM133 248H134V250H133ZM140 248H142L143 252L141 251ZM152 248H151V249H152ZM159 248H160L161 250H158ZM173 248L175 249V251H174ZM184 248H185V250H186V248H187L188 251H183ZM192 248H193V249H192ZM198 248H201V249H198ZM1 249H2V248H1ZM3 249H4V248H3ZM3 249H2V251H3ZM33 249H34V248H33ZM36 249H37V248H36ZM50 249H48V251H49ZM53 249H54V248H53ZM53 249H51V250H53ZM62 249H63V248H62ZM65 249H66V248H65ZM73 249H74V248H73ZM80 249H81V248H80ZM94 249H95V247L93 248V250H94ZM99 249H101V248H99ZM111 249H112V248H111ZM111 249L109 248V250H111ZM131 249H132V250H131ZM154 249H155L156 252H157V251H159V252H157L156 254H154V252H155ZM156 249H157V250H156ZM163 249H164V251H163V253H162L161 251H162ZM165 249H166V251H169V253L165 252ZM171 249H172V252H173V253H171ZM196 249H198V250H196ZM203 249H204L206 252H205V251H202ZM13 250H14V249H13ZM13 250H9V249H8V251H13ZM22 250H23V249H22ZM29 250H30V249H29ZM55 250H56V249H55ZM60 250H61V249H60ZM68 250H70V249H68ZM71 250H72V249H71ZM71 250L69 251L70 254H71V252H72ZM78 250H79V249H78ZM88 250H89V249H88ZM88 250L85 249V252L88 251ZM105 250H106V249H105ZM105 250H104V252H107V251H108V250H107V251H105ZM113 250H114V249H113ZM135 250H136V251H135ZM146 250H147V251H146ZM190 250H192V251H190ZM193 250H194V252L197 251V252L195 253V255L193 254ZM6 251H7V250H6ZM6 251H5V255H6ZM24 251H25V250H24ZM30 251H31V250H30ZM34 251H38V250H34ZM66 251H67V250H66ZM66 251H65V252H66ZM74 251H75V250H74ZM76 251H77V250H76ZM76 251H75V252H76ZM82 251H84V250H82ZM100 251H101V252H100ZM100 251L97 252V253H96V250L93 251L95 254H94L93 252H92V253L90 252L92 255H95L94 258H93V257L91 258L89 255H88L89 257H88V256H86V257H87V258H90V259H92V260L95 259V258L97 259V257H98V259H101V260L104 259V261L106 260L105 262H107V264H114V263H116V261H115L114 263H112L113 260H114V259H112V258H114V257H112V255H110V253L107 252V254H104V253L102 252L103 250H100ZM128 251H129L130 253H131V251H132L131 255H129L130 253H129V254L127 253V256H126V255L124 256V254H125L126 252H128ZM133 251H135V253H136L137 255H135ZM176 251L178 252V255H179V254L181 255V256H179L180 258H179L178 256H176V255H177V252H176ZM181 251H183L182 254L180 253ZM198 251H199V254H200L203 258L200 259V258L198 257V256H199V255H198ZM200 251L203 252V254H201ZM0 252H1V251H0ZM28 252H29V251H28ZM38 252H39V251H38ZM40 252H41V251H40ZM61 252H62V251H61ZM75 252H74V253H75ZM79 252H80V251H79ZM88 252H89V251H88ZM139 252H141V253H139ZM144 252H146V253H144ZM160 252H161V253H160ZM164 252H165L166 254H165ZM174 252H175L176 254H174ZM184 252H185V254L187 255V257H186V255L184 254ZM15 253H16V252H15ZM21 253H22V251H21ZM44 253H45V251H44ZM50 253H51V252H50ZM72 253H73V252H72ZM100 253H101V254L103 253L104 255H109V257H111V258L108 257V259H109V260H112V262L109 263L110 261L108 262V259H106L107 257H106V256L104 257L103 254H102V255H103V258H102L101 255H100V256H101L100 258H99V255L96 256V254H100ZM138 253H139V254H138ZM158 253H159V254H158ZM205 253H206V254H205ZM212 253H213V255H212V257H211V254H212ZM214 253H215V254H214ZM1 254H2V253H1ZM18 254H19V253H18ZM23 254H24V253H23ZM23 254H22V255H23ZM31 254H32V253H31ZM48 254H49V253H48ZM53 254H54V253H53ZM56 254H57V253H56ZM76 254H77V253H76ZM76 254H75V255H76ZM88 254H89V253H88ZM162 254H163L164 256H163ZM173 254L175 255L174 257H175L176 259H175L174 257H172ZM7 255H8V253H7ZM7 255H6V258L9 259L8 262H9V261L11 262V261H12V260H10L11 258L9 257V255H8V257H7ZM29 255H30V254H29ZM54 255H55V254H54ZM58 255H59V254H58ZM60 255H61V254H60ZM64 255H65V254H64ZM64 255H63V256H64ZM73 255H74V254H73ZM77 255H78V254H77ZM82 255H83V253H82ZM85 255H86V254H85ZM92 255H91V256H92ZM122 255H123L125 258H123ZM142 255H143V256H142ZM159 255H160V257H159ZM161 255L163 256L164 259L162 258ZM165 255H166V256H165ZM167 255H168V257H171L172 259H174L175 262H173L171 258H168ZM170 255H172V256H170ZM183 255L185 256V258H184ZM197 255H198V256H197ZM3 256H4V254H3ZM30 256H31V255H30ZM49 256H50V255H49ZM63 256H62V257H63ZM70 256H71V255H70ZM116 256H117V257H116ZM120 256H122V258L124 259V260H123V263H121V262H122V261H121L122 258L120 259ZM155 256H156L157 258H159V259H157ZM182 256H183V257H182ZM188 256H190V257L192 256V258L189 257V259H188ZM201 256H200V257H201ZM12 257H13V256H12ZM14 257H16V256L14 255ZM17 257H18V256H17ZM22 257H23V256H22ZM41 257H42V256H40V258H41ZM44 257H45V256H44ZM44 257H42V258L44 259ZM55 257H56V256H55ZM65 257H66V256H65ZM65 257H64V258H65ZM71 257H72V256H71ZM74 257H75V256H74ZM74 257H73L72 259H75V261H76L77 258H74ZM78 257H79V256H78ZM83 257H84V256H83ZM146 257H147L148 259H146ZM177 257L179 258V260H178L179 262L176 261V260H177ZM181 257H182V259H181ZM210 257H211L212 259H210ZM23 258H24V257H23ZM26 258H27V257H26ZM28 258H29V257H28ZM31 258H32V257H31ZM34 258H35V257H34ZM36 258H37V257H36ZM36 258H35V259H36ZM38 258H39V257H38ZM42 258H41V259H42ZM52 258H53V257H52ZM66 258H68V257H66ZM80 258H81V256H80ZM80 258L77 259V260H80ZM141 258H140L139 260H141ZM155 258H156V259H155ZM167 258H168V260H167ZM195 258H196V259L199 258L198 261H197ZM214 258H215V259H214ZM13 259H14V258H13ZM15 259H16V258H15ZM15 259L13 260L14 262H15ZM19 259H20V258H19ZM24 259H25V258H24ZM41 259H40V260H41ZM50 259H51V257H50ZM62 259H63V258H62ZM96 259H95V261H96ZM135 259H137V260L135 261ZM161 259H162V260H161ZM165 259H166V260H165ZM180 259H181V260H180ZM185 259H186V261H185ZM193 259H194V260H193ZM21 260H22V259H21ZM25 260H26V259H25ZM28 260H29V259H28ZM51 260H52V259H51ZM54 260H56V259H54ZM66 260H67V259H66ZM69 260H70V259H69ZM69 260H68V261H69ZM81 260H82V259H81ZM85 260H86V259H85ZM87 260H88V259H87ZM130 260H126L127 263H124V264H133V263H130V262H132V260H131V261H130ZM142 260H141V261H142ZM153 260H152V261H153ZM157 260H158V261H157ZM159 260H161V261H159ZM195 260H196V261H195ZM208 260H209V261H208ZM215 260H216V261H215ZM17 261H18L17 263H19V260H17ZM23 261H24V260H23ZM26 261H27V260H26ZM26 261H24V262H26ZM35 261H37V260H35ZM41 261H42V260H41ZM60 261H61V260H60ZM60 261H59V262H60ZM98 261H99V260H98ZM104 261H102V262H104ZM118 261H119V262L121 261V262L119 263ZM128 261H129V263H128ZM152 261H151V262H152ZM162 261H163V262H162ZM180 261H181L182 263H181ZM183 261H184V263H183ZM204 261H205V260H204ZM206 261H205V262H206ZM10 262H9V263H10ZM14 262H12V263H14ZM24 262H22V263H24ZM27 262H29V261H27ZM49 262H50V261H49ZM62 262H63V261H62ZM72 262H73V264H74V261H70V264H71ZM80 262H81V261H80ZM96 262H97V261H96ZM138 262H139V261H137L136 264H138ZM148 262H146V264H147ZM161 262H162V263H161ZM177 262H178V263H177ZM205 262H204L203 264H205ZM214 262H216V263H214ZM1 263H4L3 260H1ZM5 263H6V262H5ZM22 263H21V264H22ZM50 263H51V262H50ZM57 263H58V262H57ZM117 263H116V264H117ZM143 263L141 262V264H143ZM152 263H153V262H152ZM152 263H151V264H152ZM154 263H155V262H154ZM156 263H155V264H156ZM188 263H186V264H188ZM10 264H11V263H10ZM24 264H26V263H24ZM27 264H28V263H27ZM42 264H43V263H42ZM45 264H46V263H45ZM47 264H48V263H47ZM58 264H59V263H58ZM65 264H67V262H66ZM78 264H80L79 261H78ZM90 264H92V263H90ZM98 264H99V263H98ZM100 264H101V263H100ZM102 264H103V263H102ZM104 264H106V263H104ZM139 264H140V263H139ZM148 264H150V263H148ZM168 264H169V263H168Z\"/></svg>", "mask_w": 264, "mask_h": 264}]
</instances>
